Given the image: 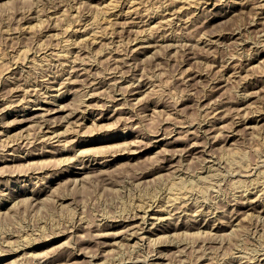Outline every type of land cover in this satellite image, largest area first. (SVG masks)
I'll list each match as a JSON object with an SVG mask.
<instances>
[{
  "label": "rangeland",
  "instance_id": "374dc122",
  "mask_svg": "<svg viewBox=\"0 0 264 264\" xmlns=\"http://www.w3.org/2000/svg\"><path fill=\"white\" fill-rule=\"evenodd\" d=\"M6 1V0H5ZM5 1H3V4L4 5H7V6H3V4L1 5L0 4V24L2 25V26H0V59H1V61L2 62H0V97L2 98V96H3V98L1 99L0 98V108L2 107V108H4V107H6L4 110L2 109V112H1V109H0V119L3 117L2 116V114L3 113H5V111H6V113H9L10 114V116H7L6 117V119H4V121L3 120H0V130H2L3 131V129H4V131L2 132L1 131V133H0V150H1V152H0V158H3V156L4 157H8L9 155H10V153L9 152H14V156H18V154H19V156L18 157H24V156H26V154L29 152V153H32V154H34L33 156H31L30 158H29V160L28 161H30V162H28L27 161V163H29V164H31V165H27V163H26V166H25V162L26 161H16V162H14V164H16V165H14V164H12L13 162H8V163H2L1 161H0V196H2L1 198H0V237H2L3 235H4V237H2L1 239H0V245L2 244V247L0 246V260L2 259V256L4 257L5 255L7 256L9 253H11V252H13L14 250H16L17 248H15V247H17L18 246V244H16V243H19V246L18 247H20V245L22 246V245H25L26 243L27 244H29L30 242H31V244H29V245H36V244H41V243H44V242H46V241H49V240H52L54 237H56V235H58V236H62V238L58 241V242H55L54 244H51V245H49V244H47V245H43V246H41V247H39V248H31L30 249V251H28V253H27V255H25V257H23V255H22V258L23 259H19V261H21V263L20 264H92V263H94V264H96V263H101V264H109V261H111L110 262V264L112 263V264H114L116 261H117V263H118V259L119 260H121V259H123V260H125V261H123V260H121V262H119L118 264H143V262L145 261V260H147L146 258H148V260L147 261H145L144 263L145 264H148V262H149V264L150 263H152V264H156L158 261V264L159 263H161V262H164V263H167L168 261L167 260H169V263L171 262V263H175L177 260H179V261H177L175 264H178V263H180V261L182 260L183 261V259H184V261H183V263L182 264H215V263H219V264H222V263H224V264H227V263H229V264H238V263H240V264H243L244 262V264H264V257H263V252H264V219H262V217L264 218V215H262V213L261 212H263L264 211V201H263V197H264V194H263V192H264V187L262 188V186H264V169H262V168H264V113H262V112H264V63H262L263 62V60H264V40H262L261 41V39H260V37L262 38V39H264V34H263V32H264V16H263V14H264V0H242V1H244L245 2V4H244V2L241 4V0H203V2H202V0L201 1H199V0H192L191 2H190V4H189V2H185L186 0H166V1H162L161 0V2L163 3H160V5H156L155 6V4L153 3V1L154 2H156V0H141V2L139 3V0H135V2H134V0H132L133 2H134V6H135V3H136V5L137 6H139L140 7V9L139 10H137L134 14L136 15H134V14H132L133 16H135V17H137V18H135V17H133L132 15H126V12H128L129 10H130V8H132L133 6V2H131V0H125V2H124V0H115L116 1V3H119V1H120V3H122V4H118L120 7H119V10L122 12V11H124V12H122L123 13V15H122V17H120L119 18V20H117V21H115L114 23H113V25L115 26H113V27H111L109 30L108 29H106L107 31H105V30H103V31H105V32H103V35L105 36H100V38L101 39H99V37L98 38H96V40L94 39V38H92L90 35H84V36H81V34H79V33H75L74 32V30L73 31H71L72 29L71 28H74L77 24H80V23H82L83 21V23H86V21L85 20H89V19H91V16H95V13H96V11L98 12L99 10H97L98 8H99V5L100 4H104V3H107L108 2V0H21V1H19V0H13V1H11V3L9 2V0H8V2L6 1V3H8V4H6V3H4ZM15 1V2H14ZM83 1H85V2H83ZM110 1H114V0H109V2ZM173 1V2H172ZM177 1V2H176ZM181 1H183V2H181ZM194 1V2H193ZM195 1H196V3L199 5V6H196L197 4L195 3ZM226 1H228V2H226ZM237 1H238V3H237ZM13 2V3H12ZM87 2V3H86ZM90 2H91V4H90ZM128 2V3H127ZM131 2V4H129ZM138 2V3H137ZM165 2H167V3H165ZM171 2V3H170ZM180 2V3H179ZM194 4H193V3ZM209 2V3H208ZM217 4H216V3ZM222 4H221V3ZM261 2H263V3H261ZM10 3V4H9ZM86 3V4H85ZM145 3V4H144ZM153 3V4H152ZM168 3H170V4H172V8H170V9H168V10H166V8H164V6L165 7H167V5H168ZM176 4L175 6H174V4ZM178 3V4H177ZM204 3V4H203ZM225 3V4H224ZM228 3V4H227ZM247 3V4H246ZM123 4H125V5H123ZM141 4H143L142 6H141ZM149 4V5H148ZM165 4V5H164ZM188 5V6H185V5ZM215 4V5H214ZM258 4H259V6H258ZM261 4V5H260ZM102 5H100V7L102 6ZM145 5H146V7H145ZM184 6V7H181L180 8V11L178 10L179 8L178 7H180V6ZM191 5H193V6H191ZM214 5V6H213ZM226 5H228V6H226ZM1 6H3V7H1ZM155 6V7H154ZM163 6V7H162ZM223 8H222V7ZM51 7H53V9L55 10H53V9H51ZM125 9H124V8ZM127 7H128V10H127ZM151 7H154V9H153V11L152 10H150L151 9ZM156 7H158V9L156 8ZM160 7V8H159ZM188 7V8H187ZM230 7V8H229ZM257 7H259V8H257ZM62 8V9H61ZM143 8V9H142ZM148 8H149V10H150V13H153L154 12V14H156V16H151V14H148V12H149V10H148ZM175 8V9H174ZM182 8H184V9H182ZM186 8V9H185ZM211 8H214V9H211ZM216 8V9H215ZM51 11H50V10ZM144 9L146 10L147 9V12L145 11L144 12ZM159 9H161L160 11H159ZM177 9V10H176ZM202 9V10H201ZM209 9H211V11L209 10ZM221 9H222V11H221ZM30 10H31V12H30ZM156 10H158V11H156ZM164 10V11H163ZM169 10H174V11H169ZM177 12H176V11ZM182 10V11H181ZM261 10V11H260ZM25 11V12H24ZM32 11H33V13H32ZM45 11H47V12H45ZM50 11V12H49ZM59 11V12H58ZM61 11H63V12H61ZM65 11V12H64ZM90 11V12H89ZM92 11H93V13H92ZM126 11V12H125ZM138 11H139V13H138ZM142 11V12H141ZM155 11H156V13H155ZM167 11V12H166ZM204 11V12H203ZM208 11V12H207ZM215 11H217V12H215ZM219 11V12H218ZM227 11H229V12H227ZM257 11H258V17H257V15H256V13H257ZM29 12V13H28ZM52 12V13H51ZM61 12V13H60ZM165 14H168V15H164V16H162V14L163 13ZM169 12H170V14H169ZM214 12V13H213ZM254 12H255V14H254ZM262 14H261V13ZM24 13H25V16H23L24 15ZM42 13V14H41ZM47 13V14H46ZM57 13V14H56ZM63 13H65L64 15H63ZM147 14V16L145 15V14ZM175 13V14H174ZM216 13V14H215ZM219 13V14H218ZM224 13H225V15H224ZM50 14H54V16L51 18V16L52 15H50ZM58 14H61V15H58ZM75 14H77V17H76V15ZM91 16H90V15ZM137 14L139 15V17L137 16ZM143 14V16L141 17V15ZM158 14H161V15H159L158 16ZM178 16H177V15ZM207 14H211V15H207ZM214 14V15H213ZM22 15V16H21ZM30 17H29V16ZM35 15V16H34ZM37 15H39L38 17H39V19H38V17H36ZM49 15V16H48ZM73 15V16H72ZM82 17V19H81V17ZM85 15V16H84ZM96 15H97V13H96ZM126 15V16H125ZM175 15V16H174ZM181 16V18H180V16ZM20 16H21V18H20ZM35 18H34V17ZM57 16H59L58 18H59V20L57 19ZM61 16V17H60ZM75 16V17H74ZM127 16H129V17H127ZM146 16V17H145ZM158 16V17H157ZM161 16H162V18H161ZM166 16V17H165ZM168 16V17H167ZM170 16H172L171 18H170ZM260 16H262L261 18H260ZM23 17V18H22ZM26 17H28L27 19L29 20V22H28V20H25L26 19ZM41 17V18H40ZM47 18L48 19V17H49V19H52V21L51 20H49V22H46V20L45 19H43V20H41L42 18ZM56 17V18H55ZM84 17V18H83ZM149 17V18H148ZM155 17H157V18H155ZM160 17V18H159ZM164 17L166 18L165 20H163L164 19ZM177 17L180 19H177ZM209 19H208V18ZM255 17V18H254ZM22 19L21 20V22L19 23V21H20V19ZM31 18H33V19H31ZM62 18H65V19H62ZM78 18H80V19H78ZM131 18H133V22L135 21V22H137V23H133L132 21H131ZM167 18H170V19H168L167 20ZM175 18V19H174ZM263 18V19H262ZM17 19H19V20H17ZM25 21H24V20ZM57 19V20H56ZM123 19V20H122ZM129 20L130 19V21H128V24L130 25H128L127 24V20ZM144 19H146V22L144 21ZM148 19V20H147ZM150 19H151V21H150ZM157 21H156V20ZM160 19H162V20H160ZM187 19V20H186ZM255 19V20H254ZM263 21H262V20ZM35 20V21H34ZM38 20L39 21H41L42 23H43V21L44 22H46V23H44V24H42L41 22L39 23L40 24V26H39V24H38ZM78 20H80L79 22H78ZM126 20V21H125ZM137 20V21H136ZM142 20V21H141ZM161 21V25H158V28L156 29V28H153V27H155L154 25L155 24H157V23H159L160 24V22L159 21ZM179 21V22H177V21ZM185 20V21H184ZM31 21V22H30ZM33 21V22H32ZM48 21V20H47ZM51 21V22H50ZM57 21H58V23H57ZM76 21L78 22V23H76ZM82 21V22H81ZM144 21V22H143ZM148 21V22H147ZM156 21V22H155ZM165 23H164V22ZM169 21V22H168ZM193 21V22H192ZM259 21L262 23H259ZM23 22H24V24H23ZM117 22H119L118 24H117ZM142 22V23H141ZM163 22V23H162ZM167 22V23H166ZM184 22H186L188 25H186V23L184 24ZM256 23V24H254V23ZM19 23V24H18ZM22 23V24H21ZM26 23V24H25ZM37 25H36V24ZM48 23H51L50 24V26L48 27ZM55 23H57V25L55 24ZM116 23V24H115ZM121 23H123L122 25H121ZM132 23V24H131ZM138 23H140V24H138ZM170 25H169V24ZM174 23H176V24H174ZM177 23H178V25H177ZM183 23V24H182ZM253 23V24H252ZM18 24V25H17ZM29 24V26L31 25V26H33L34 24V26L35 27H37V28H35L34 26V28H35V30L33 31V34L32 35H28L29 37H27V35H22V34H18V32L19 31H21V29H22V25H23V28L24 27H28L27 25ZM55 24V25H54ZM58 24H59V26H58ZM72 24V25H71ZM124 24L125 25H127V26H125L124 27ZM142 24V26H140ZM145 24V25H144ZM151 24V25H150ZM171 24H172V26H171ZM182 24V25H181ZM25 25V26H24ZM43 25V26H42ZM117 25V26H116ZM138 25V26H137ZM163 25H164V27H163ZM185 25V26H184ZM255 25V26H254ZM5 26V27H4ZM15 26H19V27H16L15 28ZM43 28H42V27ZM51 26H52V29H56L55 31H52V32H50L52 29H51ZM101 26H103V25H100V27ZM119 26V27H118ZM147 26V28L149 29H147V28H145ZM151 26V27H150ZM153 26V27H152ZM184 26V27H183ZM2 27V28H1ZM21 27V28H20ZM39 27H41V28H39ZM45 27H47V28H45ZM54 27V28H53ZM60 29H59V28ZM68 29V31H69V33H68V31H67V29ZM69 27H71L70 29H69ZM104 27V26H103ZM103 27H101V29H105V27L103 28ZM124 27V30L122 29V28ZM132 27V28H131ZM138 27V28H137ZM142 27H144V28H142ZM156 27H157V25H156ZM162 29H161V28ZM169 27V28H168ZM173 27V28H172ZM4 28V29H3ZM5 28H7L9 31H11V32H7L8 30H6ZM11 28V29H10ZM14 28V29H13ZM41 29V30H39V29ZM62 28V29H61ZM115 28V29H117L116 30V35H115V30H113V29ZM122 29V30H119V29ZM130 30H129V29ZM136 30H135V29ZM160 28V29H159ZM1 29H2V31H1ZM13 29V30H12ZM65 29H66V31H65ZM112 29V30H111ZM128 29V30H127ZM133 30V33H131L132 32V30ZM138 29H140V30H138ZM145 31H144V30ZM152 29V30H151ZM160 31H159V30ZM166 29V30H165ZM6 30V31H5ZM14 30H15V33H13L14 32ZM19 30V31H18ZM58 30H60V32L58 31ZM118 30L120 31V32H118ZM134 30H135V32H134ZM144 31L143 33H142V31ZM158 30V31H157ZM162 30V31H161ZM169 32H168V31ZM262 30V31H261ZM36 31V32H35ZM65 31V32H64ZM109 31V32H108ZM111 31H114V32H111ZM122 31V32H121ZM126 31H128V32H126ZM130 31V32H129ZM139 31V32H138ZM140 31H141V33H140ZM151 31V32H150ZM156 31V32H155ZM172 31V32H171ZM260 31V32H259ZM5 32V33H4ZM35 32V33H34ZM71 32V33H70ZM72 32H73V34H74V36H73V34H72ZM91 32H92V30H91ZM91 32L89 33V34H91ZM108 32V33H107ZM110 32L112 33V34H110ZM153 32H155V33H153ZM168 34H166V33ZM223 32V33H222ZM230 32V33H229ZM10 33V34H9ZM12 33V34H11ZM49 34V33H56V34H58V36H60V38L57 36L55 39L53 38L52 40H50V38L49 39H46L45 38V35L46 34ZM65 34V36H62V35H64ZM122 33V34H121ZM129 33V34H128ZM138 33L139 34H141V35H139L138 36ZM152 33V34H151ZM172 33V34H171ZM221 33V34H220ZM229 33V34H228ZM235 33V34H234ZM237 33V34H236ZM259 33V34H258ZM261 33H262V35H261ZM2 34H6L5 36L4 35H2ZM8 34V35H7ZM15 34H17V36H14ZM42 34V35H41ZM44 34V35H43ZM62 34V35H61ZM106 34V35H105ZM108 34H110V36L108 35ZM137 34V35H136ZM143 34V35H142ZM162 36H161V35ZM172 36H171V35ZM234 34V35H233ZM258 34V35H257ZM13 35V36H12ZM34 35V36H33ZM36 35V36H35ZM39 35V36H38ZM42 36V38L43 39H46V40H43L42 38H41V36ZM79 35V36H78ZM115 35V36H114ZM132 35V36H131ZM134 35H135V37H134ZM146 35V36H145ZM154 35H156L155 37H154ZM159 35V36H158ZM165 35H167V36H165ZM182 35V36H181ZM187 35V36H186ZM221 35V36H220ZM261 35V36H260ZM9 36V37H8ZM12 36V37H11ZM24 36V37H23ZM33 36V37H32ZM39 37V39H38V37ZM72 36V37H71ZM86 36V38H85V40H84V38L83 37H85ZM87 36H88V38H87ZM90 36V37H89ZM108 36V37H107ZM144 36V37H143ZM151 36H153L154 38H152ZM164 36V37H163ZM168 36H169V38H168ZM171 36V37H170ZM184 36V37H183ZM186 36V37H185ZM220 36V37H219ZM223 36V37H222ZM234 36V37H233ZM258 36H260L259 37V39L257 38ZM11 37V38H10ZM15 37H16V39L17 40H15ZM35 37V38H34ZM37 37V38H36ZM68 38L69 40H70V45L71 46H69V48H70V50L68 51V53H69V55H66L67 56V58L66 57H63V59L61 58V61H60V58H56V57H54L55 56V54H57V52L59 53V52H61L62 50H64V44L62 43L63 42V40L65 39V38ZM71 37V38H70ZM104 37V38H103ZM114 37V38H113ZM133 37V38H132ZM137 37V38H136ZM147 39H146V38ZM161 37V39L162 40H160L159 38ZM167 37V38H166ZM180 37H181V39H180ZM183 37V38H182ZM189 37V38H188ZM6 38V39H5ZM19 38V39H18ZM32 40H34V41H32ZM74 39V41H75V43H74V41H72L73 39ZM79 38V39H78ZM80 38H81V45L79 44V43H77V42H80ZM89 38H92V39H89ZM108 40H107V39ZM113 38V39H112ZM121 38V39H120ZM123 38V39H122ZM127 38H128V41H127ZM133 40H132V39ZM143 38V39H142ZM149 38H151L150 40H148ZM164 38H166V40H164ZM208 38V39H207ZM219 38H221V39H219ZM8 39V41L7 42H5V40H7ZM22 39V40H21ZM29 39V40H28ZM46 41V42H44L43 43V41ZM58 39V40H57ZM87 39H89V40H87ZM104 39V40H103ZM115 39H117V41H115ZM125 39V40H124ZM129 39H131V40H129ZM156 39H158V40H156ZM178 41H177V40ZM180 39V40H179ZM185 39V40H184ZM207 41H206V40ZM210 39H212L211 41H210ZM219 39V40H218ZM10 40V41H9ZM11 40H12V43H13V41H14V43L11 45L10 43H11ZM36 40V41H35ZM48 40H50L51 42L49 43V41ZM55 40V41H54ZM61 40V41H60ZM79 40V41H78ZM87 40V41H86ZM112 40V41H111ZM134 40H136V42H134ZM140 41V40H147V41H149V42H151L150 44H153L152 46H151V48L150 49H147V50H145L144 51V53L142 52V53H140V52H136V50L134 49L133 50V48L136 46V44L138 43V41ZM156 40V41H155ZM169 40V41H168ZM183 40V41H182ZM214 40H215V44H214ZM216 40L218 41V43L216 42ZM259 40V41H258ZM37 41H38V43H37ZM41 41H42V43H41ZM56 41H59L62 45H60V47H57V46H59V45H57V44H55V43H58L59 44V42H56ZM99 41V42H98ZM114 41V42H113ZM122 41V42H121ZM130 41H131V43H130ZM180 41H181V43H180ZM187 41V42H186ZM204 41V42H203ZM206 41V42H205ZM242 41V42H241ZM244 41V42H243ZM9 42V43H8ZM33 42H35V43H33ZM84 42H87V43H84ZM95 44H94V43ZM101 42V43H100ZM103 42H105V44L103 43ZM109 42V43H108ZM158 42V43H157ZM164 42V43H163ZM170 42V43H169ZM171 42L173 43L174 42V44H171ZM176 42V43H175ZM179 42V43H178ZM189 42V43H188ZM197 42V43H196ZM207 42H209V43H207ZM210 42H212V43H210ZM254 42H256V43H258V44H256V43H254ZM260 42H261V44H260ZM37 43V44H36ZM39 43H41L40 45H38ZM49 43V44H48ZM53 43V44H52ZM72 43H74V44H72ZM117 43H119V45H117ZM121 43V44H120ZM133 43H135V44H133ZM161 43H162V45H161ZM167 43V44H166ZM184 43V44H183ZM192 43V44H191ZM198 43H199V45H198ZM206 45H205V44ZM240 43H244V44H240ZM44 46H46V47H43V45ZM55 44V45H54ZM75 44H77L76 46H75ZM79 44V45H78ZM91 44V45H90ZM94 44V45H93ZM97 44V45H96ZM111 44V45H110ZM132 44H133V46H132ZM165 44V45H164ZM172 46L173 45V47L174 48H172V47H170V45ZM176 44H178L179 46H182V47H179V49L180 50H182V52L180 53V50L178 49V45H176ZM183 44V45H182ZM186 44V45H185ZM187 44H189V45H187ZM256 44V45H255ZM20 45H21V47H20ZM36 45V47H34ZM41 45H42V47H41ZM47 45H49V46H47ZM72 45H73V47H72ZM87 47H86V46ZM90 45V46H89ZM108 45H110L111 47L109 48V46ZM112 45H114V46H112ZM116 45V46H115ZM159 45V46H158ZM162 47H161V46ZM164 45V46H163ZM166 45H167V48H165L166 47ZM192 45V46H191ZM196 47H195V46ZM214 47H213V46ZM243 45V46H242ZM254 45V46H253ZM261 47H260V46ZM89 46V47H88ZM96 46V47H95ZM117 46H118V48H117ZM128 48H127V47ZM177 46V47H176ZM184 46V47H183ZM186 46V47H185ZM189 46H190V48H189ZM205 46V47H204ZM255 46H257V48L255 47ZM26 47H27V50H29L28 48H32V49H30L29 51H27L26 50ZM34 47V48H33ZM42 49H41V48ZM47 47L49 48V49H47ZM52 47V48H51ZM80 47V48H79ZM92 48V50H91V48ZM105 47V48H104ZM108 47V48H107ZM114 47H116V48H114ZM132 47V48H131ZM154 47V48H153ZM242 47V48H241ZM245 47V48H244ZM259 47V48H258ZM15 48H17V49H15ZM20 48V49H19ZM36 48V49H35ZM63 48V49H62ZM72 48L74 49V50H72ZM79 48V49H78ZM82 48V49H81ZM86 48H87V50H86ZM88 48H89V50H88ZM102 48H104V49H102ZM113 48V49H112ZM169 48V49H168ZM184 48H186V49H184ZM194 48V49H193ZM210 48V49H209ZM252 48V49H251ZM254 48V49H253ZM22 50V49H24V50H26L25 52V54L23 53L24 52V50H22V52H20L19 50ZM47 51H46V50ZM52 49H53V51H52ZM83 51H81V50ZM85 49V50H84ZM100 49H102V50H107V49H109V50H107V52L106 51H102V52H100ZM120 49H123L124 51H126V52H124L123 53V50H122V52L121 51H119ZM125 49H127V50H125ZM168 49V50H167ZM176 49V50H175ZM208 49V50H207ZM262 51H261V50ZM11 50V51H10ZM14 50V51H13ZM32 50V51H31ZM35 50V51H34ZM37 50H44L45 52H47V53H45L44 51L42 52V51H40L39 53L37 52ZM51 50V51H50ZM57 52H56V51ZM61 50V51H60ZM77 50V51H76ZM111 50V51H110ZM116 50H118V51H116ZM132 50V52L130 53V51ZM171 50V51H170ZM176 52H175V51ZM179 50V52L177 53V51ZM184 50H187V51H185V52H183ZM190 50V51H189ZM247 52H245V51ZM260 50V51H259ZM19 51V52H18ZM49 51V52H48ZM84 51H86V52H84ZM93 53H92V52ZM114 51V52H113ZM137 53H135V52ZM250 51H252V52H250ZM14 53V55H13V53ZM27 52L29 53V54H27ZM32 52V53H31ZM54 52V53H53ZM78 52H82V53H80V55L81 56H79L78 55ZM88 52V53H87ZM100 52V53H99ZM110 52V53H109ZM119 52V53H118ZM244 52H245V54H244ZM256 52V53H255ZM10 53H12L11 55H10ZM17 53V54H16ZM22 53V55H21V57H19L20 59H19V61L21 60V63L20 62H18V59H16V57H18V55L19 54H21ZM77 53V54H76ZM104 54V55H102V54ZM122 53V54H121ZM128 53V54H127ZM174 53H176V54H174ZM193 53V54H192ZM195 53V54H194ZM249 53V54H248ZM254 53V54H253ZM23 54L25 55V58L23 59ZM44 54V55H43ZM51 54H52V57H51ZM84 54V55H83ZM100 54V55H99ZM108 54V55H107ZM115 54H116V56H115ZM118 54V55H117ZM127 54V55H126ZM129 54H131V55H129ZM136 54V55H135ZM241 54H242V57H240L241 56ZM257 54V55H256ZM260 54V55H259ZM4 57H3V56ZM16 55V56H15ZM28 55V56H27ZM45 55H47V57L45 56ZM75 55V56H74ZM110 55H112L111 57H110ZM136 56V58H135V56ZM205 55V56H204ZM247 55H249V56H247ZM252 55V56H251ZM259 55V56H258ZM13 56H14V58H13ZM27 56V57H26ZM33 56H35V57H33ZM77 56V57H76ZM123 58H122V57ZM127 56V57H126ZM131 56H132V58H131ZM197 56V57H196ZM208 57V59H207V57ZM213 56V57H212ZM231 56H233L232 58H231ZM31 57V58H30ZM39 57V58H38ZM43 57L46 59V61H45V59H43ZM72 59H71V58ZM88 57H89V60L87 61V59H88ZM112 57H114L113 59H114V61H113V59H112V61L110 60ZM118 58V60H120V58L121 59H124V60H126L127 61V59H128V62L126 63V65H125V63H124V65H123V62H126V61H124V60H120L119 62H118V60H117V58ZM134 57V58H133ZM230 57V58H229ZM235 57V58H234ZM239 57V59L236 61L235 59L236 58H238ZM244 57H246V58H244ZM250 57H252V58H250ZM255 57V58H254ZM51 58V59H50ZM66 59V61H65V59ZM69 58V59H68ZM78 58H79V60H83V61H79L78 60ZM80 58H82V59H80ZM92 58H94V59H92ZM107 58V59H106ZM109 58V59H108ZM127 58V59H126ZM212 58V59H211ZM226 58V60H224ZM249 58V59H248ZM5 59V60H4ZM14 59V60H13ZM26 59V61L28 62V63H26V61H24ZM31 59V60H30ZM38 59V60H37ZM49 59V60H48ZM106 59V60H105ZM134 59V60H133ZM228 59V60H227ZM230 59H231V61H230ZM232 59H234V60H232ZM241 59H243L242 61H241ZM245 59H246V61H245ZM257 59V60H256ZM11 60V61H10ZM17 60V61H16ZM28 60H30V61H28ZM33 60V61H32ZM34 60H36V61H34ZM54 60V61H53ZM72 60V61H71ZM74 60V61H73ZM75 60H76V62H75ZM78 60V61H77ZM92 60H94V61H92ZM110 60V61H109ZM116 60H117V63H116ZM136 60V61H135ZM216 60V61H215ZM219 60H221V61H219ZM224 62H223V61ZM248 60V61H247ZM4 61V62H3ZM11 63V62H13V63H9V62ZM14 61H16V62H14ZM23 61V62H22ZM41 61V62H40ZM49 61L51 62V63H49ZM60 61V62H59ZM68 61V62H67ZM108 61H109V63L110 62H112L111 64H109L108 63ZM131 61V62H130ZM134 61L136 62V63H134ZM242 63H240V62ZM244 61V62H243ZM251 61V62H250ZM253 61V62H252ZM262 61V62H261ZM25 62V63H24ZM45 62L47 63V64H45ZM55 62V63H54ZM66 62V63H65ZM71 62V63H70ZM72 62H73V64H72ZM83 62V63H82ZM84 62L85 63H88V64H84ZM90 62H93L92 64L90 63ZM223 62V63H222ZM229 62V63H228ZM234 62V63H233ZM236 62H237V65H235L236 64ZM249 62V64H247ZM40 63V64H39ZM43 63L45 64V65H43ZM55 65H54V64ZM58 63H59V65H58ZM68 63V64H67ZM75 63V64H74ZM114 63V64H113ZM122 63V64H121ZM134 63V64H133ZM213 65H212V64ZM228 63V64H227ZM19 66H18V65ZM30 64V66H28ZM32 64H34V65H32ZM49 64H50V66H49ZM61 64H62V66H61ZM66 64V65H65ZM80 64V65H79ZM84 64V66H82ZM91 66H90V65ZM99 66L98 68L95 66ZM128 64V65H127ZM136 64V65H135ZM221 64H224V65H222L221 66ZM227 64V65H226ZM247 64V65H246ZM253 64H255V66L257 65V67H256V69H253V68H255L254 66H253ZM22 65V66H21ZM32 65V66H31ZM37 67H36V66ZM41 65V66H40ZM49 66V68H48V66ZM75 65V66H74ZM78 65V67H76ZM86 65V66H85ZM93 65V66H92ZM115 65V68L113 67V69L111 68V73H113V74H110V72L108 71L109 69H110V67L111 66H114ZM135 65V66H134ZM210 65H212V66H217V67H213L212 68V66H210ZM232 65V66H231ZM251 65L253 66V68H251ZM10 66V67H9ZM15 66V67H14ZM17 66V67H16ZM26 68H25V67ZM34 66V67H33ZM38 66H39V68H40V70H39V68H38ZM69 66H71V67H69ZM73 66V67H72ZM89 66H90V72H89ZM127 66V67H126ZM210 66V67H209ZM237 66V67H236ZM238 66H239V68H238ZM241 66V67H240ZM250 66V67H249ZM28 67V68H27ZM30 67V68H29ZM43 67V68H42ZM46 67V68H45ZM56 67H57V69H56ZM59 67V68H58ZM66 67V68H65ZM81 69H80V68ZM94 67H95V69H94ZM109 67V68H108ZM222 67H224L225 69H223ZM236 67V73H235V75H231L230 74V72L231 73H233L234 72V68ZM19 68V69H18ZM24 68V69H23ZM75 68V69H74ZM119 68L121 69V71H122V73H125L126 72V75L125 74H122V73H120L121 71L119 70ZM132 68V71L130 70ZM217 68H219V69H217ZM227 68V69H226ZM230 68V69H229ZM232 68V69H231ZM238 68V69H237ZM243 68V69H242ZM247 68H250V69H247ZM19 70V72H18V70ZM28 69V70H27ZM35 69H37V71H34ZM43 69H44V71H43ZM49 69V70H48ZM60 69V70H59ZM66 69V70H65ZM72 69H74V70H72ZM79 69V70H78ZM87 69H88V71H87ZM94 69V70H93ZM97 69V70H96ZM108 69V70H107ZM220 69H222V70H220ZM239 69H241V70H239ZM261 69H263V72H261L262 70ZM17 70V71H16ZM22 70H25V71H22ZM31 70H33V72L31 71ZM42 70V72H41V74H40V71ZM58 70V71H57ZM70 70V71H69ZM117 70V71H116ZM125 70V71H124ZM237 70H239L238 71V75H237ZM255 70H256V73H254L255 72ZM31 71V72H30ZM55 71V72H54ZM57 71V72H56ZM64 71V72H63ZM84 71H85V74H82V73H84ZM93 71H94V74H96V76L93 74ZM114 71V72H113ZM116 71V72H115ZM221 71V73H219ZM223 71H225V72H223ZM249 71V72H248ZM251 71V72H250ZM253 71V72H252ZM29 72V73H28ZM59 72V73H58ZM66 72V73H65ZM71 72V73H70ZM76 72V73H75ZM80 72H82L81 73V75L80 74H78V73H80ZM96 72V73H95ZM104 72H106V73H104ZM109 72V73H108ZM131 72V73H130ZM134 72V73H133ZM202 72V73H201ZM223 72V73H222ZM227 72V73H226ZM241 72H244V73H241ZM13 73V74H12ZM16 73V74H15ZM20 73V74H19ZM24 75H23V74ZM39 73V74H38ZM48 73V74H47ZM50 73V74H49ZM58 73V75H57V77H55L56 76V74ZM73 73V74H72ZM99 73V74H98ZM104 73V74H103ZM107 73H108V76H107ZM117 73V74H116ZM119 73V74H118ZM127 73H129L130 75H128ZM225 73V74H224ZM246 73H250V74H246ZM254 75H253V74ZM10 74V75H9ZM51 74H52V76H51ZM62 74V75H61ZM67 74V75H66ZM70 76H72V77H70ZM77 74V75H76ZM90 74H92L93 75V77H92V75H91V78H90ZM98 74V75H97ZM122 74V75H121ZM190 74V75H189ZM198 74V75H197ZM201 74V75H200ZM218 74V75H217ZM222 74V75H221ZM262 74V75H261ZM12 75V76H11ZM15 75V76H14ZM17 75V76H16ZM22 75V76H21ZM51 77H49V76ZM61 75V76H60ZM64 75H66V76H64ZM88 75V76H87ZM99 75H100V77H99ZM113 75V76H112ZM136 75H137V77H136ZM188 75V76H187ZM219 75H221V76H219ZM225 75V76H224ZM228 75V76H227ZM241 75V76H240ZM246 75V76H245ZM247 75H249V76H247ZM261 75V76H260ZM19 76H20V79H21V81H20V79H19ZM34 76H36L35 77V79H34ZM48 78H47V77ZM54 76V77H53ZM81 78H80V77ZM119 76H120V78H119ZM123 76H125V77H123ZM130 77V79H129V77ZM135 76V77H134ZM187 78H186V77ZM189 76H191V77H189ZM216 76H217V78H216ZM224 76V77H223ZM230 76V77H229ZM232 76V77H231ZM234 76H236V77H234ZM240 76V77H239ZM242 76H244L243 77V79H242ZM250 76H252V77H250ZM255 76H256V78H255ZM10 77V78H9ZM27 77V78H26ZM31 77V78H30ZM41 77V78H40ZM59 77V78H58ZM62 77V78H61ZM66 77V78H65ZM70 77V78H69ZM79 77V78H78ZM85 77L86 79L84 80L83 78ZM104 77V78H103ZM109 77V78H108ZM115 77H116V79H118V80H116L115 79ZM139 77V78H138ZM140 77H142V78H140ZM193 77V78H192ZM226 77H229V78H227L228 80H226ZM247 77V78H246ZM262 77V78H261ZM28 78H30V79H28ZM39 78V79H38ZM44 78V79H43ZM65 78V79H64ZM78 78V79H77ZM92 78H94V79H92ZM98 78H99V80H98ZM135 80H133V79ZM136 78V79H135ZM148 78V79H147ZM192 78V79H191ZM219 78H222V79H219ZM234 78H235V80H234ZM237 78V79H236ZM241 78V79H240ZM249 78V79H248ZM251 78V79H250ZM8 79V80H7ZM10 79V80H9ZM19 79V80H18ZM23 79H25V80H23ZM41 79H42V81H43V83H42V81H41ZM47 79H49V80H47ZM52 79V80H51ZM55 79V80H54ZM62 79H64V80H62ZM67 79H69V81L67 80ZM74 80L73 82H72V80ZM80 79V81L79 82H77L78 80ZM88 79V80H87ZM90 79V80H89ZM97 80V84L95 83V81ZM108 79V80H107ZM111 79V80H110ZM113 79V80H112ZM125 81H124V80ZM127 79V80H126ZM230 79H232V80H230ZM244 79H246V80H244ZM256 79H257V81H256ZM5 80H7L8 82H10V83H8L7 81H5ZM17 80V81H16ZM37 80V81H36ZM95 80V81H94ZM122 80V81H121ZM139 80H141V81H139ZM144 80V81H143ZM217 80V81H216ZM223 80V81H222ZM241 80H243V84H242V81ZM260 82H259V81ZM16 81V82H15ZM25 81V82H24ZM29 81V82H28ZM32 81V82H31ZM52 81V82H51ZM63 83H62V82ZM64 81H67V82H64ZM85 81H86V83H85ZM90 81H92V82H90ZM105 81V82H104ZM108 81V82H107ZM115 81H116V83H115ZM117 81H118V83H117ZM120 81V82H119ZM127 81H128V83H129V86H128V83H127ZM215 81V82H214ZM222 81V82H221ZM245 81V82H244ZM23 82V83H22ZM26 82H28V83H26ZM35 82V83H34ZM46 82H47V84H46ZM53 82H55V83H53ZM58 82V83H57ZM70 82H72V83H70ZM75 82H77V83H75ZM92 84H90V83ZM93 82H94V84H93ZM112 82V84H110ZM132 82V83H131ZM139 84H138V83ZM142 82V83H141ZM226 82V83H225ZM257 82V83H256ZM7 83H8V85H7ZM12 83V84H11ZM15 83H16V85H15ZM20 83V84H19ZM25 83V84H24ZM30 83V84H29ZM41 83V84H40ZM57 83V84H56ZM63 84V86H67V88L66 87H63V86H61L62 84ZM65 83V84H64ZM81 85H80V84ZM86 85H85V84ZM100 83H102V84H100ZM104 83H106V84H104ZM113 83H115V84H113ZM127 83V84H126ZM133 85H131V84ZM137 83V84H136ZM241 83V84H240ZM246 83H248V84H246ZM254 83H256L255 85H254ZM34 84V85H33ZM36 84H38V85H36ZM45 86H44V85ZM55 84V85H54ZM60 84V85H59ZM84 84V85H83ZM87 84H88V86H87ZM141 84V85H140ZM144 84H146L145 86H144ZM210 84V85H209ZM214 86H213V85ZM222 86H221V85ZM244 84H245V86H244ZM250 84V85H249ZM27 87H26V86ZM31 85V86H30ZM40 85V86H39ZM46 85H48V87L46 86ZM54 85V86H53ZM57 85V86H56ZM73 86V89H72V86ZM83 85V86H82ZM98 85H100V86H98ZM110 85V86H109ZM123 85V86H122ZM131 85V86H130ZM12 86V87H11ZM14 86V87H13ZM17 86H19V87H17ZM23 86V87H22ZM37 86V88H35ZM43 86V87H42ZM56 86V87H55ZM59 86V87H58ZM60 86H61V88H60ZM69 86V87H68ZM85 86H86V88H85ZM92 86V87H91ZM95 86H97V87H95ZM106 86V88H104ZM109 86V87H108ZM113 86V88H110V87H112ZM119 86L121 87V88H119ZM124 86H127V88L126 87H124ZM135 86H137V87H135ZM142 86V87H141ZM148 86V87H147ZM254 86V87H253ZM256 86V87H255ZM9 87H11V88H9ZM42 87V88H41ZM51 87H53V88H51ZM95 87V89H93ZM114 87H116V88H114ZM129 87V88H128ZM131 87V88H130ZM147 87V88H146ZM223 87V88H222ZM247 87V88H246ZM27 88V89H26ZM31 88V89H30ZM39 88V89H38ZM45 88H47V89H45ZM75 88V89H74ZM86 89V91H83V90H85ZM89 88V89H88ZM91 88V89H90ZM97 88H98V90H97ZM108 88V89H107ZM109 88H110V90H109ZM118 88H119V91H118ZM124 88V89H123ZM126 88V89H125ZM135 90H140V93L139 94H137V95H133L132 93H131V91L134 93V89ZM144 88H145V90H144ZM148 88H150V89H148ZM209 88V89H208ZM214 88V90H212ZM240 88V89H239ZM256 88V89H255ZM10 89H13L12 91H10ZM22 89V90H21ZM23 89H25V90H23ZM31 91H30V90ZM35 89V90H34ZM40 89H41V91H42V93L44 92L45 93V95H48V96H45V95H42V93H40L41 91H40ZM49 89V90H48ZM67 89H68V92H67ZM80 89V90H79ZM100 89H102L101 91H103V89H104V91L106 90V92L104 93V91L103 92H100ZM111 89H112V92H109V91H111ZM123 89V90H122ZM129 89H133V90H129ZM145 91H143V90ZM239 89V90H238ZM242 89H243V91H242ZM251 89H253V90H251ZM261 89V90H260ZM28 90V91H27ZM44 90V91H43ZM53 90V91H52ZM55 90H56V92H55ZM59 90H63V91H65L66 90V92L67 93H65L66 95V97L64 98V99H61L60 101H58L57 103H53L51 100L53 99V97L58 93V91ZM76 90V91H75ZM96 90V91H95ZM115 90V91H114ZM127 90V91H126ZM146 90H148V91H146ZM216 90V91H215ZM245 90H247V92L245 91ZM249 90V91H248ZM252 92H254V90H256L255 92H256V94H255V92L254 93H251V91ZM8 91H10L9 93H11L10 95H9V93H8ZM27 92V93H24V92ZM33 91V92H32ZM36 91L38 92V93H36ZM46 91V92H45ZM49 91V92H48ZM72 91V92H71ZM94 91V92H93ZM97 91H98V93L99 94H97ZM122 91L124 92V91H126L125 93H126V95L124 94H122ZM129 91V92H128ZM213 91H215V92H213ZM238 91V92H237ZM259 91V92H258ZM35 92V93H34ZM52 92V93H51ZM82 92V93H81ZM92 92H93V94H92ZM210 92V93H209ZM245 92V93H244ZM46 93H48V94H46ZM69 93V94H68ZM78 93H81V94H79V95H81V96H77V94ZM84 93V94H83ZM87 93V94H86ZM103 93V94H102ZM108 93H109V95H108ZM117 93V94H116ZM130 93V94H129ZM212 93H213V95H212ZM239 93V94H238ZM247 93V94H246ZM248 93L250 94V95H248ZM24 94V95H23ZM38 96H37V95ZM92 96H91V95ZM95 94H96V96H95ZM101 94V95H100ZM121 94V95H120ZM129 94V95H128ZM236 94H238L237 96H236ZM252 94H255L254 96H252ZM7 95V96H6ZM12 95V96H11ZM15 95V96H14ZM17 95H18V97H17ZM26 95V96H25ZM40 95V96H39ZM87 95V96H86ZM103 95H105V97L103 96ZM111 95V96H110ZM113 95H115V96H113ZM240 95V96H239ZM24 96V97H23ZM42 96V97H41ZM84 96V97H83ZM103 96V97H102ZM107 96V97H106ZM119 96V97H118ZM122 96H124V97H122ZM129 96V97H128ZM211 96V97H210ZM218 96L219 97V100H217L218 99V97H217V99H215L216 97ZM247 96V97H246ZM10 98V99H8V98ZM14 97V98H13ZM15 97H16V99H15ZM26 97V98H25ZM27 97H30V98H32V99H30V98H27ZM52 97V98H51ZM89 97V98H88ZM109 97H113V98H109ZM117 97V98H116ZM136 97V98H135ZM214 97V98H213ZM240 97V98H239ZM252 97V98H251ZM261 97V98H260ZM6 98V99H5ZM11 98H13V100L11 99ZM35 98H36V100H35ZM84 98V99H83ZM96 98V99H95ZM99 98H101L100 100H99ZM103 98H104V100H103ZM109 98V99H108ZM128 98H130V100L128 99ZM213 98V99H212ZM225 100H224V99ZM3 99H5V100H3ZM20 99H22V100H20ZM24 99H26V100H24ZM32 100V101H29V100ZM46 99V100H45ZM48 99V100H47ZM50 99V100H49ZM90 99H91V101H90ZM106 99H107V102H106ZM111 99V100H110ZM113 99V100H112ZM118 99V100H117ZM124 99V100H123ZM128 99V100H127ZM234 99H236V100H238V101H235ZM242 99H244V100H242ZM246 99V100H245ZM247 99H249V100H247ZM9 101V103L7 102V101ZM15 100L17 101V100H19V101H22V103L19 105V103L20 102H18L17 101V105H16V102H15ZM23 100H24V102H23ZM35 100V101H34ZM43 100V101H42ZM84 100V101H83ZM97 100V101H96ZM122 100L124 101V102H122ZM211 100L214 102H211ZM215 100H217V101H215ZM224 100V101H223ZM105 103H104V102ZM131 101V102H130ZM222 101V102H221ZM226 101V102H225ZM239 101H241V102H239ZM243 101V102H242ZM245 101V102H244ZM247 101V102H246ZM5 102V103H4ZM15 104H14V103ZM28 102H31V103H28ZM39 102V103H38ZM42 102H45V106H46V108H47V106L48 107H51V108H57L58 109V107L60 108V106L61 107H65L64 108V113L66 114L67 112H72L73 113V118L71 119V120H74V121H78V122H80V124L79 123H76V122H72L71 120H70V122H67V121H64L63 120V122L61 121L62 120V114H64L63 112H59V113H55V114H53L54 115V117H53V120H51L52 122V124L51 125H53V124H56V129L58 130V132H61L60 130H62V129H64L65 131H63V132H61V133H63L62 135L64 136H61L60 137V139H61V142H63V143H60V141H57V139H55L54 141H47V140H45L44 139V131L45 130H47L46 128H45V123L43 122V121H40L41 119H38V118H32L33 117V115H30L29 113H31V112H33V110L34 111H39V110H37L38 108H39V105L38 104H40V103H42ZM51 102H52V104H51ZM93 102H97L96 103V105L93 103ZM118 102H120L119 104H118ZM125 102H126V104H125ZM217 102V103H216ZM220 102V103H219ZM240 103V105H243V107L246 109H248L247 111H249L248 113H247V115H249L250 116V123H248L247 124V126H246V124H245V122H241L240 124H241V126H240V124L238 125V123H237V121H238V119L236 118V113H235V115H234V113L233 112H236L235 110H236V106H238L239 105V103ZM248 102H250V103H248ZM10 103H12V104H10ZM80 103V104H79ZM100 103H101V107L99 106L100 105ZM103 103V104H102ZM106 103H107V105H106ZM112 103H114V104H112ZM132 103V104H131ZM216 103V104H215ZM222 103V104H221ZM226 105H225V104ZM235 103V104H234ZM238 103V104H237ZM248 103V104H247ZM10 104V105H9ZM51 104V105H50ZM58 104H59V106H58ZM88 104H91V107H89L90 105H88ZM123 106H122V105ZM213 104H215V105H213ZM4 105H6V106H4ZM7 105H9V108H7L8 106ZM14 106V107H12V106ZM19 105V106H18ZM23 105H25V106H23ZM29 105V106H28ZM31 105V106H30ZM79 105H80V107H79ZM83 105V106H82ZM87 105V106H86ZM92 105H94V106H92ZM110 105V106H109ZM120 107H119V106ZM125 105H126V107H125ZM131 105V106H130ZM217 105V106H216ZM219 105V106H218ZM222 105H224L225 107H226V109L228 108V110H226L225 109V107L224 106H222ZM245 105V106H244ZM246 105H248V106H246ZM253 105V106H252ZM10 106H11V108H10ZM27 106V107H26ZM38 106V107H37ZM123 108H122V107ZM133 106H136L135 108L133 107ZM213 106V107H212ZM220 107L221 108V110L223 111V114L222 115H226V111H228L227 113V115H226V120H225V118H224V121L222 120V122H221V124H223V126L220 124L219 126L221 127V128H223V129H221L220 127L219 128H217V130L215 131H213V133H212V135H210V133H208L210 130L212 131V129L214 128V126H212V124H214V122H212V121H210L209 120V118L207 117L210 113H211V111L214 109V108H216V107ZM25 107V108H24ZM83 107V108H82ZM85 107L87 108L86 110H85ZM103 107V108H102ZM106 107V108H105ZM111 107V108H110ZM117 107V108H116ZM130 107V108H129ZM131 107H133V108H131ZM209 107H212V108H209ZM230 107V108H229ZM234 107H236V108H234ZM249 107V108H248ZM257 107H259V108H257ZM18 108V109H17ZM22 108V109H21ZM24 108V109H23ZM35 108V109H34ZM90 108V109H89ZM96 108H98V109H96ZM102 108V109H101ZM110 108V109H109ZM116 108V109H115ZM121 108H122V110H124V111H122L123 112V114H122V112H121ZM128 108V109H127ZM209 108V109H208ZM234 110H232V109ZM8 109V110H7ZM31 109V110H30ZM83 109H84V111L85 112H83ZM95 109V110H94ZM106 109V110H105ZM114 109V110H113ZM119 109V110H118ZM128 111H127V110ZM135 109V110H134ZM206 109H208V110H206ZM212 109V110H211ZM230 109V110H229ZM250 109L252 110V109H254V110H252L251 111V114H250ZM15 110V111H14ZM17 110V111H16ZM66 110V111H65ZM71 110V111H70ZM75 112H74V111ZM77 110H79V111H77ZM88 110V111H87ZM93 110V111H92ZM97 110V111H96ZM102 110H104L103 112L105 113V114H103V112H102ZM108 110V111H107ZM131 110V111H130ZM207 111V113L208 112H210L209 114H207L206 113V111ZM211 110V111H210ZM256 110V111H255ZM27 111V112H26ZM81 111V112H80ZM92 111V112H91ZM116 111V112H115ZM117 111H119V112H117ZM130 111V112H129ZM155 111V112H154ZM205 111V112H204ZM229 111H233L232 113H230ZM258 111V112H257ZM18 112V113H17ZM24 112V113H23ZM39 112H41V110L39 111ZM107 112V113H106ZM132 112V113H131ZM134 112H136V113H134ZM246 113V110H244L243 111V113ZM118 113V114H117ZM204 113H206L207 115L205 116L204 115ZM225 113V114H224ZM230 113V114H229ZM256 113V114H255ZM257 113H259V114H257ZM261 113V114H260ZM20 114V115H19ZM81 114V115H80ZM89 114H90V116H89ZM115 114V115H114ZM119 114H120V116H119ZM233 114V115H232ZM22 115V116H21ZM80 115V116H79ZM102 115V116H101ZM108 117H107V116ZM110 115V116H109ZM118 115V116H117ZM139 115V116H138ZM204 117H203V116ZM256 115V116H255ZM30 116H32V117H30ZM56 116V117H55ZM57 116H58V118H57ZM78 117V119H77V117ZM112 116V117H111ZM121 116H122V118L123 117H125V118H123V119H125V120H122V118H121ZM135 116V117H134ZM138 116V117H137ZM223 116V117H224ZM229 116H231V118L229 117ZM234 116V117H233ZM10 117V118H9ZM16 117H18V118H16ZM21 117H23V118H30L29 119V121H27V122H23V123H17L18 122V120H20V119H23V118H21ZM59 117H60V119L61 120H59ZM82 117V118H81ZM90 117V118H89ZM101 117V118H100ZM137 117V118H136ZM184 117V118H183ZM201 117H203V118H201ZM205 117H207L206 119H205ZM16 120V122L13 120ZM32 118V119H31ZM57 118V119H56ZM83 118H87L86 120L85 119H83ZM108 118V119H107ZM128 118V119H127ZM180 118H182V119H180ZM201 118V119H200ZM229 118V121H230V123H234L233 125H235V126H233L232 128H233V131L231 130V124L230 123H228L229 121H227V119ZM236 118V119H235ZM254 118V119H253ZM38 119V120H37ZM83 119V120H82ZM99 119V120H98ZM102 119V120H101ZM136 119V120H135ZM184 119V120H183ZM188 119V120H187ZM7 120H9V121H11V122H7ZM57 120V121H56ZM59 120V121H58ZM134 120V121H133ZM181 120V121H180ZM185 122L184 124L186 125L187 124V126H185L182 122L183 121ZM197 120V121H196ZM205 120V121H204ZM233 120V121H232ZM235 120H237V121H235ZM257 120V121H256ZM263 120V121H262ZM6 121V122H5ZM33 121H35V123H38V121H39V123H38V125L40 124V122H41V124H43V125H39V126H36L37 124H33L34 122ZM37 121V122H36ZM53 121L55 122V123H53ZM62 123H61V122ZM85 122L84 124H83V122ZM172 121V122H171ZM175 121V122H174ZM187 121V122H186ZM189 121V122H188ZM196 123H195V122ZM208 121V122H207ZM7 124H10V125H6L5 123ZM14 122V123H13ZM58 124H57V123ZM74 123V124H72V123ZM96 124H98L97 126L95 125V123ZM177 122L179 123V125L177 124ZM181 122V123H180ZM194 122V123H193ZM200 122V123H199ZM204 122V123H203ZM209 122H211L210 124H209ZM256 122V123H255ZM5 124V125H3V124ZM13 123V124H12ZM16 123V124H15ZM25 123V124H24ZM31 124V126H30V124ZM70 123V124H69ZM176 123V124H175ZM191 123H193L192 125H189V124H191ZM198 123H199V125H198ZM224 123H226V124H224ZM227 123L228 124H230V125H227ZM19 124V125H18ZM60 124V125H59ZM62 124H63V126H62ZM82 124V125H81ZM204 124V125H203ZM210 126H209V125ZM15 125H16V127H15ZM23 125V126H22ZM32 125H35L34 127L32 126ZM67 125V126H66ZM71 125H73V126H71ZM75 125V126H74ZM80 127H79V126ZM170 125H172L173 126V128H172V126L170 127ZM178 125V126H177ZM183 125V126H182ZM207 125V126H206ZM225 125H227V128L226 129H224L226 126ZM243 125H245V126H243ZM7 126V127H6ZM25 126V127H24ZM28 126V127H27ZM41 126H42V129H43V131H41V133H40V130H42L41 129ZM66 126V127H65ZM69 126V127H68ZM84 126V127H83ZM133 126V127H132ZM182 128H181V127ZM225 126V127H224ZM228 126H230V128L228 127ZM248 126L249 127H252L253 126V128H249L248 129ZM30 127V128H29ZM33 127V128H32ZM40 128V130H39V128ZM65 127V128H64ZM68 127V132H69V130H70V132H69V134L67 133H65L66 132V128ZM75 128L74 129V131L76 132V133H74L73 132V129L72 128ZM176 128V130H175V128ZM209 127V128H208ZM213 127V128H212ZM246 127V128H245ZM8 128H9V130H8ZM21 128H23V129H21ZM24 128H25V130H24ZM31 130V132H33V135L32 134H29V133H31L30 132V130ZM76 128H78V129H76ZM132 128V129H131ZM133 128L135 129V130H133ZM160 128H161V130H160ZM173 130V132L170 130ZM189 128L190 130H187V129ZM205 128V129H204ZM211 128V129H210ZM19 129H21V130H19ZM29 130V132H28V135H29V138H28V135H27V131ZM38 129V130H37ZM126 129V130H125ZM183 129V130H182ZM193 129H195V130H193ZM198 129V130H197ZM222 131L223 130V133L220 131V130ZM228 129H230V130H228ZM22 130H24V131H22ZM161 131V133H166V134H169L170 135V139H168L169 140V142H172L173 140H180V143H182V145H180V146H174V147H172V146H168V147H166L163 151H162V147H160V148H155V149H152L150 152H148V153H140L139 151H143L146 147H149V145L153 142V140H154V138L157 136V135H159L158 133H160V131ZM164 130H166V131H164ZM179 130H181V131H183V133L181 132V131H179ZM202 132H201V131ZM228 130V131H227ZM236 130H238V131H236ZM9 131V132H8ZM15 131V132H14ZM18 131V132H17ZM39 131V132H38ZM77 131L78 132H81L80 134H82V135H80L79 133H77ZM135 131H137L138 133H140V134H136L137 132H135ZM159 131V132H158ZM164 131V132H163ZM168 131H169V133H168ZM178 131V132H177ZM187 131H190V133H192V134H187L188 132ZM194 133H193V132ZM196 131V132H195ZM200 131V132H199ZM208 131V132H207ZM219 131L221 132L220 133V136H219ZM18 133V134H16L15 135V133ZM125 132H128V135L127 134H124ZM171 132H172V134H171ZM176 132V133H175ZM205 132H206V134H205ZM216 132H218V135H217V133ZM232 132H233V134H232ZM236 132V133H235ZM22 133V134H21ZM24 133H26L25 135H27V136H25L24 135ZM38 133V134H37ZM93 135H92V134ZM130 133V134H129ZM160 133V134H161ZM181 133V134H180ZM200 133V134H199ZM6 134V135H5ZM21 134V136H19ZM86 134V135H85ZM88 134V135H87ZM119 134V135H118ZM145 134L147 135V136H145ZM174 134V135H173ZM186 135V138H185V135ZM209 134V135H208ZM223 134V137H221V135ZM237 136H236V135ZM10 135V137H8ZM14 135V137H13V139H12V136ZM39 135V136H38ZM42 135V137H43V139H39V138H42V137H40ZM77 135H79V136H77ZM121 135V136H120ZM137 135V136H136ZM184 135V136H183ZM192 135V136H191ZM194 135V136H193ZM201 135V136H200ZM204 135V136H203ZM206 135V136H205ZM216 135V136H215ZM232 135V136H231ZM8 138H7V137ZM16 136H17V138H16ZM30 136H31V138H30ZM37 136V137H36ZM73 136V137H72ZM88 136V137H87ZM110 136V137H109ZM118 136V137H117ZM172 136V137H171ZM192 137L193 138V140L194 141H196L195 139H197V144H196V147L195 148H193L192 150H191V154H190V157L187 155V154H184V153H182L183 155H184V157H183V155H179V154H181V152L179 151V152H177V150L176 149H178V147H180L181 149L183 148V147H186L190 142V140L188 139V137ZM197 138H196V137ZM215 136V137H214ZM220 137L219 139H217L218 137ZM231 136V137H230ZM22 138V139H20V138ZM26 137V138H25ZM68 137V138H67ZM81 137V138H80ZM97 137H98V139H97ZM109 137V138H108ZM116 137V138H115ZM135 137H138L137 138V140H134V138ZM204 137V138H203ZM16 138V139H15ZM32 138H34V139H32ZM35 138H36V140H35ZM38 138V139H37ZM64 138V139H63ZM65 138H67V139H65ZM147 138V139H146ZM152 138H153V140H152ZM176 138V139H175ZM183 138V139H182ZM191 138V139H192ZM202 139V141H203V139L204 140H206V138H207V140L206 141H201L200 139ZM212 138V139H211ZM222 138V139H221ZM1 139H3V142H2V140ZM5 139V140H4ZM8 139H9V141H8ZM12 139V140H11ZM21 140L20 142L18 141V140ZM25 139H27L26 140V142H25ZM59 139V140H60ZM75 139H76V142H75ZM91 141H90V140ZM96 139V140H95ZM136 139V138H135ZM142 140V142L141 143H139L140 141H138V140ZM150 139V140H149ZM185 139V140H184ZM215 139V141H212V140H214ZM217 139V140H216ZM16 142H15V141ZM32 140H35L34 142L32 141ZM38 140H39V142H38ZM64 140V141H63ZM66 140H68V141H66ZM79 140H80V142H79ZM131 140H133V142H131ZM183 142H182V141ZM200 140V141H199ZM4 141H5V144L7 143V148H6V146L4 145ZM8 141V142H7ZM18 141V142H17ZM45 141V142H44ZM68 142V143H66V142ZM86 141V142H85ZM135 141H138V142H135ZM199 141V142H198ZM13 142V144H10V143H12ZM24 142V144H22L21 145V143H23ZM28 142V143H27ZM55 142V143H54ZM57 142H59L58 143V145L56 144ZM137 143V144H139V145H137L136 144V146H135V143ZM207 142L208 144H205V143ZM1 143H2V145H3V147H2V145H1ZM26 143V144H25ZM31 143V144H30ZM33 143V144H32ZM35 143V144H34ZM38 145H37V144ZM42 145V146H44V147H42L40 144ZM50 143V144H49ZM87 143V144H86ZM129 143V144H128ZM134 143V144H133ZM186 143V144H185ZM212 143H214V144H212ZM29 144V145H28ZM47 144V145H46ZM49 144V145H48ZM62 144H64V145H66V146H64V145H62ZM133 144V145H132ZM212 144V145H211ZM31 145V146H30ZM47 147H46V146ZM52 145H53V147H52ZM54 145H56L57 146V149H55L56 148V146H54ZM80 145H82V146H80ZM186 145V146H185ZM198 145H201V146H198ZM203 145H206V146H203ZM207 145H208V147H207ZM211 145V146H210ZM12 146H14V148L12 147ZM17 146H18V148H17ZM24 146H25V148H24ZM41 146V147H40ZM58 146H59V148H58ZM75 148H74V147ZM133 146H135L136 147V150H137V152H138V154L136 153V154H134V155H129V151L128 150H134L135 151V147H133ZM213 146V147H212ZM52 147V148H51ZM64 147V148H63ZM65 147H66V149L68 150H66L65 149ZM216 147V148H215ZM13 148V151L12 150H10V149H12ZM15 148H16V151H15ZM21 148H24L25 149V151H24V149H22L21 150ZM63 148V149H62ZM74 148V149H73ZM88 148V150L89 149H92L90 152H92V153H101V151H102V153L100 154L101 156H99L98 155V157L96 158L97 160V162L95 161V158L94 157H88V156H84L85 154H83V153H85L84 151L86 150ZM175 148V150H176V152H175V150H174V152H173V149ZM206 148H207V150H206ZM214 148V149H213ZM5 149V150H4ZM19 149V150H18ZM42 149V150H41ZM46 149H48V150H46ZM49 149H53V151L52 150H49ZM60 149V150H59ZM71 149V150H70ZM83 149V150H82ZM85 149V150H84ZM139 149V150H138ZM166 149H169V150H167L166 151ZM181 149H179V150H181ZM213 149V150H212ZM3 150H4V152H3ZM29 150V151H28ZM43 150H44V152H43ZM77 151V152H74V151ZM83 152V153H81V151ZM119 150V151H118ZM126 150V151H125ZM132 150V151H133ZM212 150V151H211ZM31 151V152H30ZM33 151H35V152H33ZM42 152V153H44V154H40V153H38V152ZM52 151V152H51ZM62 151V152H61ZM71 151V152H70ZM162 151V152H161ZM212 153H211V152ZM16 152V153H15ZM47 152V153H46ZM50 152V153H49ZM54 152H57V153H54ZM67 152V153H66ZM113 152V153H112ZM114 152H116V153H114ZM118 152V153H117ZM119 152H121V153H119ZM124 152V153H123ZM126 152V153H125ZM169 154H168V153ZM209 152H210V154H209ZM3 153V154H2ZM18 153V154H17ZM53 153V154H52ZM76 153V154H75ZM79 153V154H78ZM109 154V157H107L108 156V154ZM113 155H112V154ZM175 153H176V155H178V156H176L175 155ZM179 153V154H178ZM7 154V155H6ZM21 154V155H20ZM56 154V155H55ZM65 154H66V156H65ZM75 154V155H74ZM78 154V155H77ZM81 154H83V155H81ZM104 156H103V155ZM115 154V155H114ZM117 154V155H116ZM127 154V155H126ZM165 154H166V156H165ZM214 154V155H213ZM262 154H263V156H262ZM6 155V156H5ZM42 155V156H41ZM55 155V156H54ZM59 155H60V157H59ZM80 155V156H79ZM107 155V156H106ZM127 157H126V156ZM174 155V156H173ZM261 155V156H260ZM65 156V157H64ZM68 156H70V158L68 157ZM74 156H76V157H74ZM79 156V157H78ZM82 156H84V157H82ZM168 156H170V157H168ZM176 156V157H175ZM205 156H206V158H205ZM215 156V157H214ZM57 157H59V160H61V161H59L58 159L57 160H55ZM66 158L65 160L68 162H66L64 159H60V158ZM71 157H73V162L70 160V162H69V160H68V158L69 159H71ZM104 157V158H103ZM110 157L112 158V159H114L115 158V160L113 161V163L112 164H110V166H106V167H108V168H106V167H103V166H101V164H98V163H102V162H104L106 159H110ZM132 157V158H131ZM166 157V158H165ZM178 157V158H177ZM180 157V158H179ZM187 157V159L185 160V158ZM84 158V159H83ZM86 158V159H85ZM92 158V159H91ZM103 158V159H102ZM172 158V159H171ZM183 158V159H182ZM191 158V159H190ZM216 158V159H215ZM261 158V159H260ZM19 159V158H18ZM31 159V160H30ZM77 159V160H76ZM84 160V162H83V160ZM163 159V160H162ZM171 159V160H170ZM181 160V163L179 162V160ZM206 159V160H205ZM210 159V160H209ZM79 160V161H78ZM86 160V161H85ZM94 160V161H93ZM161 160V161H160ZM165 160V161H164ZM175 160H177L176 162H175ZM208 160V161H207ZM116 161V162H115ZM159 161V162H158ZM187 161V162H186ZM207 162V164H206V162ZM218 162V163H215V162ZM261 161V162H260ZM31 162H33V163H31ZM61 162H63V163H61ZM65 162V163H64ZM82 162H83V164H82ZM93 162V163H92ZM96 162V163H95ZM156 162H158V163H156ZM161 162V163H160ZM167 162V163H166ZM172 162H175L174 164H176V165H174ZM209 162H211V163H213L212 165H214L215 167L213 168V166L211 165V163L208 165V163ZM11 163V164H10ZM19 163H21V164H19ZM59 163H61V165L59 164ZM74 163V164H73ZM89 165H87V164ZM115 163V164H114ZM160 163V164H159ZM173 165H172V164ZM215 163V164H214ZM221 165H220V164ZM5 164H6V166L8 167H6L5 166ZM8 164H9V166L10 165H12V166H8ZM18 164H19V166H22L21 168H19V166H18ZM67 164H69V165H67ZM77 164V165H76ZM85 164V165H84ZM170 164V165H169ZM179 164V165H178ZM187 164V165H186ZM234 164V165H233ZM237 164H238V166H237ZM252 164V165H251ZM257 164V165H256ZM157 165H159V166H157ZM161 165V166H160ZM172 165V166H171ZM181 165H182V168H181ZM186 165V166H185ZM203 165V166H202ZM219 165V166H218ZM249 165H251V166H254V167H248ZM263 165V166H262ZM4 166V167H3ZM18 166V167H17ZM32 166H33V168H32ZM72 166V167H71ZM82 167V166H86V167H88L87 168V170H88V172L90 171L91 172V174H92V177H91V174H90V172H89V174H88V172L86 173V175L88 174L89 175V177H88V179L86 178L87 176L86 175H82L81 176V178H84V179H82V181H78V182H72V178H74L75 176L74 175H71L70 173L71 172H64V171H71V169H74L75 167ZM90 166L92 167V168H90ZM171 166V167H170ZM179 166V167H178ZM183 166H184V168H183ZM207 167V169H206V167ZM209 166H210V168H209ZM221 166V167H220ZM236 166V167H235ZM244 166V167H243ZM259 166H260V168H259ZM16 167V168H15ZM26 167V168H25ZM30 167H31V169H30ZM94 167V168H93ZM100 167V169L98 170V168ZM151 167H152V169H151ZM156 167H162L161 169H159V168H156ZM169 167V168H168ZM174 167H176V168H174ZM186 167V168H185ZM202 167V168H201ZM217 167V168H216ZM238 167V168H237ZM239 167H240V169H239ZM245 167H247V168H245ZM49 168V169H48ZM69 168V169H68ZM95 168H96V170H95ZM105 168H106V170L107 171H105ZM172 168V169H171ZM181 168V169H180ZM205 168V169H204ZM216 169V171H214V170H212V169ZM226 168V169H225ZM242 168V169H241ZM251 168V169H250ZM24 169V170H23ZM26 169V170H25ZM29 169V170H28ZM36 169V170H35ZM68 169V170H67ZM94 171H93V170ZM173 169H177V170H173ZM178 169H180V170H178ZM185 169V170H184ZM188 169V170H187ZM217 169H218V171H217ZM225 169V170H224ZM249 169H250V171H249ZM23 170V171H22ZM28 170V171H27ZM41 170V171H40ZM53 170V171H52ZM75 170V169H74ZM77 170V169H76ZM79 170V169H78ZM101 170H104V171H102L101 172ZM158 170H160V171H157ZM191 171L190 173L189 172H187V171ZM203 170V171H202ZM207 170H209V171H207ZM210 170H211V172H213V173H211L210 172ZM221 170V171H220ZM224 170V171H223ZM240 172H239V171ZM244 170H247L246 172L244 171ZM258 170H259V172H258ZM262 172H261V171ZM16 171H17V173H16ZM31 171V172H30ZM38 171V172H37ZM98 171H100L102 174H98V173H100V172H97ZM206 171H207V174H206ZM244 171V172H243ZM249 171V172H248ZM20 172H21V174H20ZM29 172V173H28ZM48 172H50V173H48ZM59 172V173H58ZM63 172V173H62ZM92 172H95L94 174L92 173ZM106 172V173H105ZM144 174H143V173ZM152 172H153V174H152ZM161 172H162V174H161ZM176 172V173H175ZM187 172V173H186ZM219 172H222V173H219ZM235 172L237 173V174H235ZM252 172V173H251ZM13 173H15L14 175H13ZM26 173H28V174H26ZM56 173H57V175H56ZM105 173V174H104ZM141 173V174H140ZM149 173H151V175L149 174ZM156 173V174H155ZM180 175H179V174ZM183 173V174H182ZM240 173V174H239ZM241 173H244V175L245 176H243V174H241ZM246 173L248 174V175H246ZM257 173H258V175H257ZM20 174V175H19ZM43 176H42V175ZM46 174V175H45ZM52 174V175H51ZM158 174H160V175H162V176H160V178H159V176H158ZM174 174V175H173ZM187 174V177L185 176ZM210 174V175H209ZM232 174H234V175H232ZM240 176H239V175ZM254 174V175H253ZM11 175H13V176H11ZM35 176V178H34V176ZM38 175V176H37ZM50 175V176H49ZM55 177H54V176ZM140 175V176H139ZM153 175L155 176V178H153ZM183 175V176H182ZM191 175V177H189V176ZM195 175V176H194ZM198 175H200V178L198 177ZM209 175V176H208ZM213 177H212V176ZM215 175V176H214ZM217 175V176H216ZM225 175V176H224ZM250 175H252V176H254L253 178H252V176H250ZM10 176H11V178H10ZM32 176V177H31ZM46 176V177H45ZM49 176V178H47ZM107 176V177H106ZM174 176V177H173ZM178 176H179V178H178ZM186 178H185V177ZM204 176H208L207 177V179L205 180L203 177ZM220 176H223V178H219L218 179V177H220ZM239 176V177H238ZM243 176V177H242ZM249 176V177H248ZM257 176V177H256ZM51 177V178H50ZM146 178V180L147 181H145V183H144V179ZM195 177V178H194ZM212 179H211V178ZM215 177V178H214ZM217 177V178H216ZM225 177V178H224ZM246 177H248L247 179H246ZM10 178V179H9ZM19 178V179H18ZM46 178V179H45ZM78 178H80V176L78 177ZM85 178L87 179V180H85ZM105 178V179H104ZM107 178H108V180H107ZM181 178V179H180ZM183 178V179H182ZM190 178V179H189ZM197 178H199V179H197ZM245 179V181H244V179ZM258 178V179H257ZM15 179V180H14ZM35 179V180H34ZM38 179V180H37ZM55 179V180H54ZM72 179V180H71ZM106 180V181H104V180ZM138 179V180H137ZM148 179H151V180H148ZM173 179V180H172ZM180 179V180H179ZM188 179V180H187ZM191 179H192V181H191ZM201 179H204V180H201ZM216 179H217V181H219V182H221V181H223V183L221 184H219V182H217L216 181ZM226 179V180H225ZM239 179H242V181L243 182H245L244 184V187H246V186H248V187H246V188H244L243 187V182L241 181V180H239ZM254 179V180H253ZM257 179V180H256ZM11 181V184H9L10 183V181ZM13 180V181H12ZM34 180V181H33ZM46 180H47V182H46ZM53 182H52V181ZM69 180H71V182L69 181ZM111 181V184H110V182H108V181ZM113 180V181H112ZM137 180V181H136ZM141 180L143 181V182H141ZM176 180V181H175ZM186 181V183L187 184H189L190 182H194L195 180H196V183H198V182H200V181H207V182H205V184H203V185H205L203 188H200V189H198V190H194L193 192H194V194L191 192L190 194H193L192 196L191 195H189V198L187 199L188 201H187V203L185 202V203H183V206H182V204H181V207H180V204H171V203H169L168 201L170 200L169 199V195H171V194H169L168 192L170 191V185H171V183H173L174 181L175 182H179V181ZM199 180V181H198ZM213 180H214V182H216V183H214L213 182ZM252 180V182L250 183V181ZM261 180H262V185H260L259 183L261 182ZM9 181V182H8ZM19 181V182H18ZM31 181V182H30ZM37 181H38V183H37ZM42 181H44V182H42ZM115 181V182H114ZM131 181H133V182H131ZM141 183H144V184H139L140 182ZM149 181V182H148ZM171 181H173V182H171ZM188 181V182H187ZM225 181V182H224ZM234 181H235V183H234ZM237 181V182H236ZM246 181H248V183H250V184H248ZM16 182V183H15ZM34 182V183H33ZM40 182V183H39ZM42 182V183H41ZM81 182H82V184H81ZM107 182V183H106ZM113 182V183H112ZM137 182H139V183H137ZM239 182H242V184L241 183H239ZM23 183V184H22ZM50 183V184H49ZM76 183H78V184H76ZM117 183V184H116ZM124 183H125V185H124ZM195 183V182H194ZM236 183L238 184V186L236 185ZM253 183H255V184H253ZM36 184V185H35ZM38 184V185H37ZM43 184V185H42ZM74 184H76V187H75V185ZM137 184H139L140 185V188L139 187H137V186H139V185H137ZM170 184V185H169ZM211 184V185H210ZM218 184V185H217ZM253 186H252V185ZM52 187H51V186ZM79 185V186H78ZM112 185H114V187H112ZM117 185V186H116ZM198 185H200V184H198ZM212 185L214 186L213 188H212ZM220 185V186H219ZM222 185V186H221ZM252 186V187H250V186ZM261 186L260 187V189H258L259 188V186ZM45 186H47V187H45ZM116 186V187H115ZM134 186V187H133ZM170 186V187H169ZM208 186H211V187H208ZM219 188H217V187ZM235 186V187H234ZM255 186H258V187H255ZM27 187V188H26ZM32 187H34L33 189H32ZM37 187H38V189H37ZM45 187V188H44ZM49 187V188H48ZM136 187V188H135ZM170 189H169V188ZM216 187V188H215ZM239 187V188H238ZM29 188V189H28ZM47 188V189H46ZM114 188H120L119 190H113ZM139 190H138V189ZM214 188H215V190H214ZM241 188H243V190L241 189ZM254 190H253V189ZM256 188V189H255ZM261 188H262V191H261ZM3 189V190H2ZM45 191H44V190ZM168 189V190H167ZM237 189V190H236ZM242 191H241V190ZM14 190V191H13ZM22 190V191H21ZM33 190H37V191H42V194H41V197L39 198L40 199V201L38 200V202H37V200H35V199H32V201H31V198H27V203H25L26 201H24V200H20V199H25L26 197H30L31 195H33V192L32 191ZM123 190V191H122ZM207 192H206V191ZM214 190V191H213ZM250 190V191H249ZM253 190V191H252ZM258 192H257V191ZM9 191V192H8ZM11 191V192H10ZM26 191H28V193L27 194H24V192H26ZM125 191H127V192H125ZM198 191V192H197ZM201 191L203 192V191H205L206 192V194L203 192L202 194H201ZM220 191V192H219ZM238 191V192H237ZM244 191H247V194H246V192H244ZM255 191L257 192L256 193V195H255ZM2 192V193H1ZM130 192V193H129ZM135 192V193H134ZM167 192V193H166ZM240 192V193H239ZM243 192V193H242ZM261 192V193H260ZM5 193V194H4ZM11 193V194H10ZM19 193V194H18ZM45 193V194H44ZM129 193V194H128ZM138 195H137V194ZM140 193V194H139ZM170 193H171V191H170ZM197 193V194H196ZM212 193H215V194H213L212 195ZM236 193V194H235ZM258 193L260 194L259 196L260 197H258ZM3 194V195H2ZM7 194V195H6ZM23 194H24V196H23ZM65 194H67L66 196H65ZM134 194H136L134 197H133V195ZM164 194H166V195H164ZM207 194L209 195V196H211V198L208 196V198H207ZM211 194V195H210ZM217 194V195H216ZM241 194V195H240ZM243 194V195H242ZM10 195L12 196V197H10ZM15 195V196H14ZM17 195V196H16ZM141 195H142V197H141ZM162 195H164V196H162ZM197 196V198H196V196ZM199 195H201V196H199ZM204 195H206L205 197H204ZM263 195V196H262ZM18 196H19V198L20 199H18ZM67 196H69V197H67ZM138 196H140L141 197V199L138 197ZM146 197V199H145V197ZM168 198H166V197ZM216 196V197H215ZM240 196H241V198H240ZM242 196H244L243 198H242ZM258 197L259 199H260V202H258V207H255V208H257V209H253V210H251V212L250 211H247L246 209H244L243 208V206L244 205H242V203H245L246 202V199H248V198H251V200L253 199V198H256V197ZM261 196H262V198H261ZM22 197H25V198H22ZM32 197V196H31ZM43 197V198H42ZM143 197H144V199H143ZM151 197L153 198V200L151 199ZM192 197V198H191ZM194 197V198H193ZM42 198V199H41ZM56 198V199H55ZM66 198V199H65ZM70 198H71V200H70ZM135 198V199H134ZM138 198V199H137ZM148 198V199H147ZM156 198V199H155ZM163 200H162V199ZM166 198V199H165ZM190 198H191V200H190ZM215 198V200L213 201V199ZM14 199H15V201H14ZM30 199V201L32 202V204H31V202L30 201H28ZM60 199V200H59ZM139 199L141 200V201H139ZM143 199V200H142ZM159 199V200H158ZM161 199V200H160ZM198 199V200H197ZM200 199V200H199ZM207 200L208 199V202L207 201H204V200ZM211 199V200H210ZM9 200V201H8ZM13 200V201H12ZM17 200V201H16ZM132 200V201H131ZM134 200V201H133ZM144 200H148L147 202L146 201H144ZM194 200V201H193ZM196 200V201H195ZM201 200H202V202H201ZM210 200V201H209ZM235 200H237V201H239V203L238 202H236ZM19 201V202H18ZM33 201H36V202H33ZM57 201V202H56ZM60 201H62V202H60ZM139 203H141L142 205L143 204H145V203H147V204H145V205H143L144 206V208H143V206H141V204H138V202ZM150 201H151V203H150ZM157 201H158V203H157ZM164 201V202H163ZM243 201H245V202H243ZM3 202V203H2ZM10 204H9V203ZM18 203V205L19 204H21L22 203V205H19V206H17V208L15 209V205ZM24 202V203H23ZM30 202V203H29ZM60 202V203H59ZM132 202H133V204H132ZM167 202V203H166ZM188 202H190V203H188ZM195 202H197V204H195ZM206 202V203H205ZM213 202H216V204L214 203H211ZM64 203H65V205H64ZM66 203H67V206H66ZM68 203H70L69 205H68ZM160 203V204H159ZM196 205V206H198V207H196L194 204ZM234 203V204H233ZM15 204V205H14ZM24 204H26V205H24ZM63 206H66V208L64 207V209L62 208V205ZM131 204L134 206L133 208H132V206H131ZM138 206H137V205ZM153 204V205H152ZM156 204V205H155ZM158 204V205H157ZM187 204H189V205H187ZM193 204V205H192ZM200 204H201V206H200ZM205 204V205H204ZM241 204V205H240ZM263 204V205H262ZM13 205H14V207H13ZM162 205H164V208L167 210H165L164 208H163V206ZM176 205V206H175ZM178 205V206H177ZM185 205H187V206H185ZM9 206L11 207H13V209H12V207L11 208H9ZM59 206H61V207H59ZM75 206H77V207H75ZM140 206V207H139ZM146 206V207H145ZM158 206V208H156ZM173 206V207H172ZM189 206V207H188ZM200 206V207H199ZM205 206V207H204ZM212 206V207H211ZM214 206V207H213ZM257 206V205H256ZM135 207H137V208H135ZM148 207V208H147ZM162 209H161V208ZM172 207V208H171ZM178 207H180V210L182 211L183 209V212L181 213V212H179L180 210H179V208ZM182 207H183V209H182ZM185 207V208H184ZM192 207V208H191ZM216 207V208H215ZM230 207V208H229ZM233 207L235 208V209H233ZM238 207V208H237ZM12 209V211L10 210V211H8L9 209ZM60 208V209H59ZM71 208V209H70ZM140 208V209H139ZM141 208H142V210H141ZM152 208V209H151ZM160 208V210L161 211H165V213H164V211L161 213L162 215H161V217L163 218V219H161V220H159V221H157V220H154V219H150L145 225V228L147 229L148 227L151 229H160V228H162V227H166V224L167 225H171L172 224V226L173 225H175V223H177L176 225L178 226V227H185L184 229H183V231H179V233L181 234H179V236H177V238L179 239H176V236L175 237H172V238H170V239H167L168 241H172V242H169V245L168 244H166L167 242V240L165 241L164 240V243L163 242H161V240H156L157 238L156 237H158L157 235L156 236H153V235H151V233H144V232H140V231H138L139 233L138 234H136V236L135 237H130L131 238V240H130V238H129V240L128 239H126V238H128L129 236H131V235H125V234H121L120 235V239L119 238H116V237H114L115 239H112L111 237H109V236H98L102 231H103V233H104V231L105 232H107V233H109V234H112V231L114 230V231H116V233H117V231H120L122 228H116V227H110V225H111V223L112 224H114V223H117V221H121V220H123V221H126L127 222V220L128 221H132V220H134V219H136V217H137V215H143V214H146V212H147V210H157V209H159ZM167 208H170V210H168ZM175 208V209H174ZM191 208V209H190ZM200 208V209H199ZM203 208V209H202ZM207 208V209H206ZM208 208H209V210H208ZM214 208V209H213ZM219 208H220V211H219ZM242 208V209H241ZM15 209V210H14ZM62 209V210H61ZM77 209H78V211H77ZM135 209V210H134ZM145 210V212H144V210ZM186 209V210H185ZM188 209V210H187ZM199 210V212H201V213H198V210ZM217 209V210H216ZM237 209V210H236ZM240 209V210H239ZM263 209V210H262ZM174 210H176V211H174ZM195 210H196V212H195ZM207 210V211H206ZM210 210H213V211H210ZM225 210V211H224ZM234 212H233V211ZM242 210L244 211V212H246V213H243L242 212ZM260 210H261V212H260ZM4 211H8V213L6 212V214H8V215H6V214H4L5 212ZM131 211V212H130ZM150 211H148L147 212V214L149 215V213H150ZM171 211V213H172V211H173V213H174V215H173V213L171 214V215H169V212ZM188 211H189V214H188ZM191 211V212H190ZM194 211V212H193ZM203 211H205V212H203ZM239 211H241V212H239ZM252 211H253V213H252ZM257 211H259V212H257ZM2 212H3V216H1L2 215ZM10 212V213H9ZM126 212H129V213H126ZM185 212H187V213H185ZM193 212V213H192ZM227 212V213H226ZM229 212V213H228ZM230 212L232 213V214H230ZM248 212H250V215L248 216ZM123 213H125V214H123ZM138 213V214H137ZM141 213V214H140ZM180 215H179V214ZM209 214V215H207V214ZM215 213V215H213V217H212V214H214ZM218 213V214H217ZM234 213V214H233ZM237 213V214H236ZM252 213V214H251ZM257 213H258V215H260V216H258V220H257ZM261 213V214H260ZM123 214V215H122ZM127 214L129 215V216H127ZM136 214V215H135ZM177 214V215H176ZM182 214V215H181ZM184 214V215H183ZM192 214H195V215H192ZM197 214V215H196ZM200 216H199V215ZM220 214V215H219ZM224 214V215H223ZM230 214V215H229ZM235 214L237 215L236 217H237V221H239L241 218H242V220H240V222H237V221H235V219H236V217H235ZM264 214V213H263ZM119 217H118V216ZM125 215V216H124ZM132 215V216H131ZM171 216V217H168V216ZM186 215V216H185ZM191 215V216H190ZM205 215V216H204ZM244 215V216H243ZM247 215V216H246ZM5 216V217H4ZM127 216V217H126ZM136 216V217H135ZM177 216V217H176ZM184 216H185V218L187 217V220L184 218ZM190 216V217H189ZM197 216V217H196ZM207 216V217H206ZM217 218H216V217ZM225 216V217H224ZM228 216H230V217H228ZM233 218H232V217ZM254 218H253V217ZM83 219H82V218ZM101 217H102V219H101ZM104 217V218H103ZM115 217V218H114ZM118 217V218H117ZM124 219H123V218ZM130 217V218H129ZM132 217V218H131ZM193 217H196V218H193ZM206 217V218H205ZM215 217V218H214ZM220 217V218H219ZM245 217H247V218H245ZM249 217V218H248ZM253 219H252V218ZM261 217V220L259 219ZM82 220H81V219ZM100 218V219H99ZM127 218V219H126ZM134 218V219H133ZM168 218V219H167ZM171 218V219H170ZM175 218V219H174ZM181 218V219H180ZM188 218H191V219H188ZM206 220H205V219ZM213 218H214V220H213ZM222 218H224V220L222 219ZM235 218V219H234ZM104 219V220H103ZM115 219H116V221H115ZM119 219V220H118ZM132 219V220H131ZM172 219H173V221L174 222H172ZM182 219H184L183 221H182ZM218 219V220H217ZM221 219V220H220ZM229 219V220H228ZM232 219V220H231ZM239 219V220H238ZM78 220V222H75V221H77ZM83 220H85V221H83ZM96 220H98V221H96ZM100 220V221H99ZM102 220V221H101ZM154 220V221H153ZM177 220H179L178 222H177ZM181 220V221H180ZM195 220H197L196 222H195ZM206 221V223H205V221ZM213 220V221H212ZM225 220H227V222L225 221ZM263 220V221H262ZM72 221V222H71ZM157 221V222H156ZM191 221V222H190ZM201 221V222H200ZM216 221V222H215ZM218 221V222H217ZM235 222V224H234V222ZM88 223L90 226H86V225H88V224H86V223ZM99 222H101V224L99 223ZM162 222V223H161ZM164 222V223H163ZM189 223V225H187V223ZM195 222V223H194ZM199 222H200V224H202L203 222V224L202 225H211V226H213L212 224H216L217 223V228H219L218 229V231H216V230H214V231H208V229H206V232L205 233H207V232H209V233H207V236L206 235H204V232H200L201 233V235L203 236V238H202V236L199 234V232L197 231L196 233H198L197 235L198 236H196L195 234V231H190L189 232V230H186V228H188L192 223V225L193 226H195V225H198L199 224ZM208 222V223H207ZM214 222V223H213ZM222 224H221V223ZM72 225V226H76V224L77 223H81L80 224V226H81V228H80V226H79V224H77V226L79 227V228H77V226L76 227H72L70 224ZM76 223V224H75ZM154 223H155V225H154ZM157 223V224H156ZM197 223V224H196ZM220 223V224H219ZM227 223V224H226ZM238 223V224H237ZM69 224V227L72 229H70L67 225ZM86 224V225H85ZM105 224H107V225H105ZM109 224V225H108ZM184 224V225H183ZM226 226H225V225ZM230 224H231V226H230ZM93 225V226H92ZM96 225H101L100 227H99V229L97 228V226ZM152 225H154V227L152 226ZM219 225L221 226L222 225V227H219ZM224 225V226H223ZM228 225V226H227ZM238 225V228L236 227ZM60 226V227H59ZM66 226V227H65ZM106 226V228H104ZM107 226H109V227H107ZM156 226H158V228L156 227ZM193 226H191V227H193ZM233 226V227H232ZM55 227H57V229L55 228ZM59 227V228H58ZM65 228V230H67L68 232H69V234H68V232L67 231H63L64 230V228ZM69 229H68V228ZM84 227V229H82ZM104 228V230H103V228ZM160 227V228H159ZM226 229H225V228ZM230 227V228H229ZM236 227V228H235ZM63 228V229H62ZM86 228V229H85ZM95 228H97V229H95ZM101 228V229H100ZM109 228V229H108ZM149 228H148V230H149ZM190 228V227H189ZM221 228H223L222 230L223 231H221ZM232 228H234L235 230H232ZM29 229H30V231H29ZM45 229V230H44ZM58 229H60V231L58 230ZM79 229V230H78ZM106 229V230H105ZM117 229V230H116ZM237 229V230H236ZM23 230L25 231V232H23ZM33 232H32V231ZM41 230L43 231L44 230V232L43 233H40L41 232ZM71 230V231H70ZM73 230H74V232H73ZM94 230V231H93ZM186 230V231H185ZM231 230V231H230ZM75 231H76V233H78V238H77V234H76V236H75ZM79 231V232H78ZM100 231V232H99ZM109 231V232H108ZM111 231V232H110ZM114 231H113V234H114ZM144 231H147V230H145L144 229ZM185 231V232H184ZM205 231V230H204ZM221 231V232H220ZM229 231H230V233H229ZM31 232H32V234L34 235V236H32V234H31ZM56 234H55V233ZM60 232V233H59ZM92 232V233H91ZM187 232H189L188 234H193V232H194V236L192 235L191 236V234L190 235H188V234H184V233H187ZM214 232V235L212 236L211 235V233H213ZM216 232V233H215ZM224 232V234H222ZM226 232V233H225ZM229 234H228V233ZM233 232V233H232ZM16 233H18V235L16 234ZM20 233V234H19ZM22 233V234H21ZM24 233V234H23ZM28 233V234H27ZM37 233V234H36ZM55 235H54V234ZM63 233V234H62ZM93 233H95V235L97 234V236L96 237H94L95 235L93 234ZM102 233V234H103ZM107 233H105V234H107ZM141 233V234H140ZM182 233H183V235H182ZM14 234V235H13ZM51 234V235H50ZM52 234H53V236H52ZM59 234H61V235H59ZM74 234V235H73ZM101 234V235H102ZM209 234H210V236H209ZM221 234V235H220ZM226 234H228V235H226ZM9 235V236H8ZM13 235V236H12ZM21 235V236H20ZM25 237H24V236ZM28 237H27V236ZM35 235H36V237H35ZM39 235V236H38ZM69 237H68V236ZM104 235V234H103ZM138 235H144L143 237H145L144 238V240H141V237L140 236H138ZM146 235H148V236H146ZM218 235H220V236H218ZM11 236H12V239H11ZM32 236V237H31ZM43 236H44V240H43ZM51 236V237H50ZM72 236V237H71ZM127 236V237H126ZM160 236V235H159ZM204 236H206V237H204ZM217 236H218V238H217ZM23 237V238H22ZM30 237V238H29ZM71 237V239H69ZM73 237H74V239H73ZM80 237H82V239L80 238ZM89 237H91V238H89ZM105 237V238H104ZM125 239H123V238ZM140 237V238H139ZM153 237H154V239H153ZM214 237H215V239H214ZM5 238V239H4ZM15 238H16V240H15ZM18 238H19V241H18ZM22 238V239H21ZM29 240V241H26L27 239ZM34 238V239H33ZM41 238V239H40ZM46 238H47V240H46ZM85 238V239H84ZM87 238H88V240H87ZM150 238H152L153 240H151L150 241ZM183 238H184V240H183ZM212 238H213V241H212ZM4 239V240H3ZM7 239V240H6ZM10 239V240H9ZM25 239V240H24ZM33 239V240H32ZM35 239H36V241H35ZM40 239V240H39ZM67 239L68 240H71V241H69V242H67ZM73 239V240H72ZM76 239V240H75ZM78 239H79V241H78ZM91 239V240H90ZM133 239V240H132ZM148 239V240H147ZM173 239V240H172ZM176 239V240H175ZM6 240V241H5ZM14 241V243H12L13 241ZM24 242H23V241ZM84 240H85V242H84ZM111 240V241H110ZM114 240H118L117 242H115ZM120 240V241H119ZM138 240V241H137ZM187 242H186V241ZM9 241V244L8 243H6V242H8ZM21 241V242H20ZM67 243H66V242ZM76 241V242H75ZM77 241H78V243H77ZM81 241V243H79ZM135 241H137L138 243H136L135 245L137 246V248H136V246L134 247V243H135ZM145 241V242H144ZM150 241V245H149V242ZM155 242L154 244L153 243H151V242ZM173 241H175V242H173ZM179 241V242H178ZM216 241V242H215ZM10 242L12 243V245L11 246H13L14 244L16 245H14L13 246V248H10ZM29 242V243H28ZM34 244H33V243ZM62 242V243H61ZM63 242H65V244L62 246L61 244H63ZM111 242V243H110ZM116 243V244H113L112 245V243ZM121 242V243H125V244H120L121 245V249L119 248L120 247V245H118L119 243ZM142 244H146L147 246L145 247V245H141L140 243ZM158 242V243H157ZM181 242V243H180ZM190 242V243H189ZM211 242V243H210ZM24 243V244H23ZM61 243V244H60ZM69 243H71V246L70 245H66V244H69ZM74 244V246H72L73 244ZM110 243V244H109ZM128 243V244H127ZM131 243V244H130ZM160 243V245H158ZM172 243V244H171ZM175 243V244H174ZM184 243V244H183ZM188 243L190 244V245H188ZM4 244H6L5 245V247H3L4 246ZM8 244V245H7ZM26 244V245H27ZM57 244V245H56ZM157 244V246H154V245H156ZM178 244V245H177ZM204 244V245H203ZM55 245V246H54ZM59 245V246H58ZM60 245L62 246V247H60ZM125 247H124V246ZM149 245V246H148ZM167 245V246H166ZM175 245V246H174ZM186 246V245H188V248H187V246L186 247H184V246ZM75 246H77L76 248H74ZM79 246V247H78ZM129 246H130V248H129ZM132 246V247H131ZM152 246V247H151ZM154 246V247H153ZM159 246V247H158ZM181 246H182V249L184 248L185 249V251H184V249L182 250L181 249V251L179 250L180 248H181ZM191 246H192V248H191ZM9 248V250H6V249H8ZM56 247V248H55ZM59 249H58V248ZM64 247V248H63ZM134 247V248H133ZM140 249H139V248ZM178 247H180V248H178ZM55 248V249H54ZM135 248H136V250H135ZM147 248V249H146ZM154 248V249H153ZM160 250H159V249ZM178 248V249H177ZM204 248V249H203ZM207 248H208V250H207ZM118 249V250H117ZM120 249V250H119ZM124 249V250H123ZM130 249V250H129ZM144 251H143V250ZM165 249V250H164ZM166 249L168 250V251H166ZM11 250H13V251H11ZM55 250V251H54ZM127 250V251H126ZM133 250V251H132ZM153 250H154V252L156 253V254H154V252H153ZM156 250V251H155ZM202 252H201V251ZM7 251H8V253H7ZM52 251L55 253V254H53L52 253ZM56 251L58 252V254L56 253ZM118 251V252H117ZM122 251V252H121ZM129 251V252H128ZM135 251V252H134ZM140 251V252H139ZM141 251H142V253H141ZM149 251V252H148ZM159 252V254H158V252ZM180 252V256H182V257H180L179 256V252ZM198 251V252H197ZM204 251H207V253H204ZM2 252H4V253H2ZM32 252V253H31ZM127 252L128 253H131L130 255L129 254H127ZM132 252H133V259H131L132 258ZM140 254H138V253ZM144 252H145V254H144ZM152 252V253H151ZM165 252V253H164ZM183 252L185 253V254H183ZM262 252V253H261ZM2 253V254H1ZM6 253V254H5ZM53 254V255H51V254ZM100 253V254H99ZM120 253V254H119ZM122 253V254H121ZM161 253H163V254H165V256L163 255V254H161ZM202 253H204V254H202ZM260 253V254H259ZM32 254H33V256H32ZM48 254V255H47ZM57 254V255H56ZM59 254H61V255H59ZM96 254H99V255H96ZM116 254H117V256H116ZM127 256H126V255ZM136 254H138V255H136ZM144 254V255H143ZM147 254L149 255V256H147ZM154 254V255H153ZM157 254H158V256H162V258H158V256H157ZM183 254V255H182ZM206 254V255H205ZM262 254V255H261ZM77 255V256H76ZM95 255L97 256V257H95ZM101 255V256H100ZM119 255V256H118ZM122 257H121V256ZM123 255H125V256H123ZM135 255H136V257H135ZM241 255L243 256V255H245L244 257H245V259L246 260H244V257H242L241 258ZM253 255H255V256H253ZM31 256V257H30ZM48 256V257H47ZM93 256V257H92ZM140 256L142 257V258H144V259H140ZM185 256V257H184ZM202 256H203V258H202ZM206 256V257H205ZM239 256V257H238ZM260 256V257H259ZM21 257V256H20ZM51 259H50V258ZM111 257H112V259H111ZM115 257H118L117 259L115 258ZM120 257V258H119ZM154 257V258H153ZM166 257V258H165ZM179 259H178V258ZM199 257H200V259L202 258L203 260H200L199 259ZM205 257V258H204ZM236 257V258H235ZM249 257H251V258H249ZM259 257V258H258ZM6 258H9V257H6ZM27 260H26V259ZM45 258V259H44ZM94 258H96V259H94ZM98 258V259H97ZM99 258H103V259H100L99 260ZM104 258H107V260H104ZM127 258V259H126ZM129 258V259H128ZM138 260H137V259ZM175 258H177V260L175 259ZM182 258V259H181ZM252 259V260H249V259ZM254 258V259H253ZM262 258V259H261ZM13 259V260H12ZM11 259V261H14V258H12ZM24 259L26 260V261H24ZM92 259V260H91ZM115 259H116V261H115ZM136 259V260H135ZM141 261H140V260ZM150 259V260H149ZM164 259H165V261H164ZM185 259H187L188 261H186ZM237 261H235V260ZM241 261H240V260ZM256 259H257V261H256ZM261 259V260H260ZM4 260V261H3ZM36 260V261H35ZM95 260V261H94ZM109 260V261H108ZM114 260V261H113ZM129 260H133V261H129ZM143 260V261H142ZM163 260V261H162ZM172 260H174V261H172ZM240 262H239V261ZM10 258L9 259H2L1 260V262H0V264L2 263V264H10ZM19 261H16V262H14V264H19L18 262ZM90 261V262H89ZM93 261V262H92ZM97 261V262H96ZM105 262V263H102V262ZM108 261V262H107ZM113 261V262H112ZM135 261V262H134ZM155 261V262H154ZM191 261V262H190ZM221 261H223L222 263H221ZM227 262V263H225V262ZM229 261V262H228ZM249 261V262H248ZM251 261V262H250ZM253 261V262H252ZM260 261V262H259ZM26 262V263H25ZM45 262V263H44ZM123 262V263H122ZM125 262V263H124ZM128 262H131V263H128ZM186 262V263H185ZM213 262V263H212ZM173 263V264H174ZM11 264H13V263H11ZM116 264V263H115Z\"/></svg>",
  "mask_w": 264,
  "mask_h": 264
},
{
  "label": "bare ground",
  "instance_id": "6f19581e",
  "mask_svg": "<svg viewBox=\"0 0 264 264\" xmlns=\"http://www.w3.org/2000/svg\"><path fill=\"white\" fill-rule=\"evenodd\" d=\"M3 1H5V0H0V4H1V5L3 4ZM6 1L8 2V0H6ZM6 1H5L4 3H6ZM11 1H13V0H9L10 3H11ZM19 1H21V0H19ZM85 1H86V0H85ZM85 1H83V2H85ZM88 1H89V0H88ZM91 1H92V0H91ZM93 1H94V0H93ZM104 1H105V0H104ZM126 1H127V0H126ZM128 1H129V0H128ZM162 1H163V0H162ZM164 1H166V0H164ZM167 1H168V0H167ZM173 1H174V0H173ZM173 1H172V2H173ZM177 1H178V0H177ZM177 1H176V2H177ZM191 1H192V0H186L185 2H186V3L189 2V4H190ZM199 1H201V0H199ZM204 1H205V0H204ZM210 1H211V0H210ZM220 1H221V0H220ZM228 1H229V0H228ZM228 1H226V2H228ZM232 1H233V0H232ZM235 1H236V0H235ZM241 1H242V0H241ZM244 1H245V0H244ZM244 1H242L241 4H242ZM14 2H15V1H14ZM124 2H125V0H124ZM131 2H133V1L131 0ZM131 2H130L129 4H131ZM134 2H135V0H134ZM134 2H133V5L131 4L133 7L130 8V10H129L128 12L125 11V12H126V15H132V14H134L137 10L140 9V7L136 5V3H135V6H134ZM140 2H141V0H139V3H140ZM181 2H183V1H181ZM193 2H194V1H193ZM193 2H192V3H193ZM202 2H203V0H202ZM233 2H234V1H233ZM263 2H264V1H263ZM263 2H261V3H263ZM10 3H9V4H10ZM12 3H13V2H12ZM86 3H87V2H86ZM86 3H85V4H86ZM119 3H120V1H119ZM119 3H116L115 0H114V1H110V2H109V0H108L107 3H104L103 5L100 4V5H102V6L100 7V5H99V8L97 9V10H99V11H98V12L96 11L97 15H96V13H95V16H91V15L89 14V15L91 16V19H89V20H85L86 23H83L84 21H83V22L81 21L82 23L77 24L74 28L69 27V29L71 28V29H72V30L70 29L71 31L74 30L75 33H79V34H81V36H84V35H90V36H91L92 38H94L95 40H96V38H98V37H99V39H101L100 36H101V35L104 36V35H103V32L107 31L106 29L109 30L111 27H113V26H114L113 23H114L115 21L119 20L120 17H122V15H123L122 12H124V11L121 12V11L119 10V7H120V6L118 5ZM127 3H128V2H127ZM137 3H138V2H137ZM141 3H142V2H141ZM153 3H154L155 6H156V5H160V3H162V2H161V0H156V2L153 1ZM153 3H152V4H153ZM165 3H167V2H165ZM170 3H171V2H170ZM170 3H168L167 7L164 6V8H166V10L172 8V7H171L172 4H170ZM179 3H180V2H179ZM183 3H184V2H183ZM195 3H196V1H195ZM208 3H209V2H208ZM215 3H216V2H215ZM220 3H221V2H220ZM237 3H238V1H237ZM6 4H8V3H6ZM90 4H91V2H90ZM120 4H122V3H120ZM144 4H145V3H144ZM162 4H163V3H162ZM173 4H174V3H173ZM177 4H178V3H177ZM193 4H194V3H193ZM196 4H197V3H196ZM203 4H204V3H203ZM216 4H217V3H216ZM221 4H222V3H221ZM224 4H225V3H224ZM227 4H228V3H227ZM238 4H239V3H238ZM244 4H245V2H244ZM246 4H247V3H246ZM263 4H264V3H263ZM123 5H125V4H123ZM142 5H143V4H141V6H142ZM148 5H149V4H148ZM164 5H165V4H164ZM175 5H176V4H174V6H175ZM184 5H185V4H184ZM214 5H215V4H214ZM214 5H213V6H214ZM260 5H261V4H260ZM3 6H7V5H4V4H3ZM3 6H1V7H3ZM155 6H154V7H155ZM160 6H161V5H160ZM185 6H188V5H185ZM191 6H193V5H191ZM196 6H199V5L197 4ZM226 6H228V5H226ZM258 6H259V4H258ZM142 7H143V6H142ZM145 7H146V5H145ZM154 7H151L150 10L153 11ZM162 7H163V6H162ZM181 7H184V6L182 5V6L178 7V8H179V9H178L179 11H180V8H181ZM221 7H222V6H221ZM259 7H260V6H259ZM259 7H257V8H259ZM123 8H124V7H123ZM146 8H147V7H146ZM152 8H153V9H152ZM156 8L158 9V7H156ZM159 8H160V7H159ZM187 8H188V7H187ZM222 8H223V7H222ZM229 8H230V7H229ZM51 9H53V7H51ZM54 9H55V8H54ZM54 9H53V10H54ZM61 9H62V8H61ZM124 9H125V8H124ZM142 9H143V8H142ZM174 9H175V8H174ZM182 9H184V8H182ZM185 9H186V8H185ZM211 9H214V8H211ZM211 9H209V10L211 11ZM215 9H216V8H215ZM49 10H50V9H49ZM127 10H128V7H127ZM148 10H149V8H148ZM150 10H149L148 14H151V16H153V17L156 16V14H154V12H153V13H150ZM160 10H161V9H159V11H160ZM176 10H177V9H176ZM176 10H175V11H176ZM201 10H202V9H201ZM50 11H51V10H50ZM50 11H49V12H50ZM54 11H55V10H54ZM145 11L147 12V9H146V10L144 9V12H145ZM156 11H158V10H156ZM156 11H155V13H156ZM163 11H164V10H163ZM169 11L171 12V11H174V10H169ZM181 11H182V10H181ZM221 11H222V9H221ZM260 11H261V10H260ZM24 12H25V11H24ZM30 12H31V10H30ZM45 12H47V11H45ZM58 12H59V11H58ZM61 12H63V11H61ZM61 12H60V13H61ZM64 12H65V11H64ZM89 12H90V11H89ZM141 12H142V11H141ZM166 12H167V11H166ZM170 12H169V14H170ZM176 12H177V11H176ZM203 12H204V11H203ZM207 12H208V11H207ZM215 12H217V11H215ZM218 12H219V11H218ZM227 12H229V11H227ZM28 13H29V12H28ZM32 13H33V11H32ZM51 13H52V12H51ZM92 13H93V11H92ZM138 13H139V11H138ZM162 13H163V12H162ZM171 13H172V12H171ZM213 13H214V12H213ZM260 13H261V12H260ZM41 14H42V13H41ZM46 14H47V13H46ZM56 14H57V13H56ZM64 14H65V13H63V15H64ZM121 14H122V15H121ZM139 14H140V13H139ZM144 14H145V13H144ZM165 14H166V13H165ZM165 14L163 13L162 16H164ZM174 14H175V13H174ZM215 14H216V13H215ZM218 14H219V13H218ZM254 14H255V12H254ZM258 14H259V13H258V11H257V13H256L257 17H258ZM261 14H262V13H261ZM50 15H52L51 18L54 16V14H50ZM58 15H61V14H58ZM75 15H76V17H77V14H75ZM126 15H125V16H126ZM134 15H135V14H134ZM145 15L147 16V14H145ZM159 15H161V14H158V16H159ZM166 15H168V14H166ZM176 15H177V14H176ZM207 15L209 16V15H211V14H207ZM213 15H214V14H213ZM224 15H225V13H224ZM21 16H22V15H21ZM21 16H20V18H21ZM23 16H25V13H24ZM28 16H29V15H28ZM34 16H35V15H34ZM34 16H33V17H34ZM38 16H39V15H37L36 17H38ZM48 16H49V15H48ZM72 16H73V15H72ZM79 16H80V15H79ZM81 16H82V15H81ZM81 16H80V17H81ZM84 16H85V15H84ZM132 16H133V15H132ZM135 16H136V15H135ZM135 16H133V17H135ZM137 16L139 17L138 14H137ZM142 16H143V14L141 15V17H142ZM146 16H145V17H146ZM158 16H157V17H158ZM162 16H161V18H162ZM174 16H175V15H174ZM177 16H178V15H177ZM179 16H180V15H179ZM211 16H212V15H211ZM263 16H264V14H263ZM29 17H30V16H29ZM58 17H59V16H57V19L59 20ZM60 17H61V16H60ZM74 17H75V16H74ZM127 17H129V16H127ZM157 17H155V18H157ZM165 17H166V16H165ZM165 17H164L163 20L166 19ZM167 17H168V16H167ZM171 17H172V16H170V18H171ZM209 17H210V16H209ZM261 17H262V16H260V18H261ZM20 18H19V19H20ZM22 18H23V17H22ZM27 18H28V17H26L25 20H28ZM34 18H35V17H34ZM40 18H41V17H40ZM55 18H56V17H55ZM83 18H84V17H83ZM135 18H137V17H135ZM148 18H149V17H148ZM159 18H160V17H159ZM170 18H167V20L170 19ZM172 18H173V17H172ZM180 18H181V16H180ZM207 18H208V17H207ZM254 18H255V17H254ZM19 19H17V20H19ZM31 19H33V18H31ZM38 19H39V17H38ZM43 19L46 20L47 18H46V17H45V18L43 17L41 20H43ZM57 19H56V20H57ZM62 19H65V18H62ZM78 19H80V18H78ZM81 19H82V17H81ZM157 19H158V18H157ZM174 19H175V18H174ZM177 19H179V18L177 17ZM208 19H209V18H208ZM262 19H263V18H262ZM262 19H261V20H262ZM21 20H22V19H20L19 23L21 22ZM23 20H24V19H23ZM25 20H24V21H25ZM39 20H40V19H39ZM39 20H38V24L41 22V21H39ZM47 20H48V21H47ZM47 20H46V22H49V20L52 21V19H49V17H48ZM122 20H123V19H122ZM126 20H127V19H126ZM126 20H125V21H126ZM132 20H133V18H131V21H132ZM147 20H148V19H147ZM155 20H156V19H155ZM160 20H162V19H160ZM179 20H180V19H179ZM186 20H187V19H186ZM254 20H255V19H254ZM34 21H35V20H34ZM51 21H50V22H51ZM59 21H60V20H59ZM79 21H80V20H78V22H79ZM128 21H130V19L127 20V24H128ZM136 21H137V20H136ZM141 21H142V20H141ZM144 21L146 22V19H144ZM144 21H143V22H144ZM150 21H151V19H150ZM156 21H157V20H156ZM156 21H155V22H156ZM158 21H159V20H158ZM176 21H177V20H176ZM184 21H185V20H184ZM262 21H263V20H262ZM262 21H261V22H262ZM28 22H29V20H28ZM30 22H31V21H30ZM32 22H33V21H32ZM46 22L43 21V23H42V22H41V23L44 24V23H46ZM78 22L76 21V23H78ZM132 22H133V21H132ZM147 22H148V21H147ZM159 22H160V24L157 23V24L154 25L155 27H153V26H152V27L157 29V28H158V25H161V21H159ZM163 22H164V21H163ZM163 22H162V23H163ZM168 22H169V21H168ZM177 22H179V21H177ZM192 22H193V21H192ZM261 22L259 21V23H261ZM263 22H264V21H263ZM19 23H18V24H19ZM57 23H58V21H57ZM57 23H55V24L57 25ZM118 23H119V22H117V24H118ZM133 23L135 24V23H137V22L134 21ZM141 23H142V22H141ZM164 23H165V22H164ZM166 23H167V22H166ZM185 23H186V22H184V24H185ZM253 23H254V22H253ZM253 23H252V24H253ZM18 24H17V25H18ZM21 24H22V23H21ZM23 24H24V22H23ZM25 24H26V23H25ZM35 24H36V23H35ZM35 24H34V25H35ZM46 24H47V23H46ZM50 24H51V23H48V27L50 26ZM55 24H54V25H55ZM115 24H116V23H115ZM119 24H120V23H119ZM119 24H118V25H119ZM122 24H123V23H121V25H122ZM131 24H132V23H131ZM138 24H140V23H138ZM168 24H169V23H168ZM174 24H176V23H174ZM182 24H183V23H182ZM182 24H181V25H182ZM254 24H256V23H254ZM261 24H262V23H261ZM34 25H33V26H34ZM36 25H37V24H36ZM44 25H45V24H44ZM71 25H72V24H71ZM100 25H103V26L105 27V29H101V27H103V26L100 27ZM128 25H129V24H128ZM144 25H145V24H144ZM150 25H151V24H150ZM156 25H157V27H156ZM169 25H170V24H169ZM177 25H178V23H177ZM186 25H188V24L186 23ZM0 26H2V25L0 24ZM24 26H25V25H24ZM27 26H28V27H24V28H23V25H22V29H21V31L18 30V31H19L18 34H19V35H20V34H22V35H27V37H29L30 35L33 34V31L35 30V28L38 27V26H37V27L34 26V27H35V28H34V27L31 26V25L29 26V24H28ZM39 26H40V24H39ZM42 26H43V25H42ZM42 26H41V27H42ZM58 26H59V24H58ZM116 26H117V25H116ZM125 26H127V25L124 24V27H125ZM129 26H130V25H129ZM137 26H138V25H137ZM140 26H142V24H141ZM171 26H172V24H171ZM184 26H185V25H184ZM184 26H183V27H184ZM254 26H255V25H254ZM4 27H5V26H4ZM16 27H19V26H15V28H16ZM41 27H39V28H41ZM104 27H103V28H104ZM114 27H115V26H114ZM118 27H119V26H118ZM124 27H123V28L121 27V28L124 30ZM127 27H128V26H127ZM150 27H151V26H150ZM163 27H164V25H163ZM1 28H2V27H1ZM20 28H21V27H20ZM39 28H38V29H39ZM42 28H43V27H42ZM45 28H47V27H45ZM53 28H54V27H53ZM58 28H59V27H58ZM65 28H66V27H65ZM121 28H120L119 30H122ZM125 28H126V27H125ZM131 28H132V27H131ZM137 28H138V27H137ZM142 28H144V27H142ZM145 28H147V26H146ZM148 28H149V27H148ZM148 28H147V29H148ZM160 28H161V27H160ZM160 28H159V29H160ZM168 28H169V27H168ZM172 28H173V27H172ZM3 29H4V28H3ZM5 29L8 30L7 28H5ZM10 29H11V28H10ZM13 29H14V28H13ZM13 29H12V30H13ZM51 29H52V26H51ZM56 29H57V28H56ZM56 29H55V30H56ZM59 29H60V28H59ZM61 29H62V28H61ZM66 29H67V28H66ZM66 29H65V31H66ZM112 29H113V28H112ZM112 29H111V30H112ZM128 29H129V28H128ZM128 29H127V30H128ZM134 29H135V28H134ZM159 29H158V30H159ZM161 29H162V28H161ZM6 30H5V31H6ZM39 30H41V29H39ZM55 30L52 29L50 32L55 31ZM91 30H92V32H91ZM103 30H105V31H103ZM113 30H115V35H116V30H117V29L114 28ZM119 30H118V32H120ZM123 30H122V31H123ZM129 30H130V29H129ZM131 30H132V29H131ZM135 30H136V29H135ZM135 30H134V32H135ZM138 30H140V29H138ZM143 30H144V29H143ZM145 30H146V29H145ZM145 30H144V31H145ZM148 30H149V29H148ZM151 30H152V29H151ZM158 30H157V31H158ZM165 30H166V29H165ZM1 31H2V29H1ZM3 31H4V30H3ZM3 31H2V32H3ZM58 31L60 32V30H58ZM65 31H64V32H65ZM67 31H68V29H67ZM122 31H121V32H122ZM141 31H142V30H141ZM141 31H140V33H141ZM144 31H142V33H143ZM146 31H147V30H146ZM159 31H160V30H159ZM161 31H162V30H161ZM167 31H168V30H167ZM261 31H262V30H261ZM7 32H11V31L8 30ZM35 32H36V31H35ZM35 32H34V33H35ZM61 32H62V31H61ZM61 32H60V33H61ZM90 32H91V34H89ZM108 32H109V31H108ZM108 32H107V33H108ZM111 32H114V31H111ZM111 32H110V34H112ZM126 32H128V31H126ZM129 32H130V31H129ZM138 32H139V31H138ZM150 32H151V31H150ZM155 32H156V31H155ZM155 32H153V33H155ZM168 32H169V31H168ZM171 32H172V31H171ZM259 32H260V31H259ZM4 33H5V32H4ZM13 33H15V30H14ZM31 33H32V34H31ZM68 33H69V31H68ZM70 33H71V32H70ZM75 33H74V34H75ZM105 33H106V32H105ZM131 33H133V30H132ZM165 33H166V32H165ZM222 33H223V32H222ZM229 33H230V32H229ZM229 33H228V34H229ZM0 34H1V33H0ZM9 34H10V33H9ZM11 34H12V33H11ZM29 34H30V35H29ZM58 34H59V33H58ZM58 34H56V33H49V34H48V33H47V34L45 35V38H46V39H49V38H50V40H52L53 38L55 39V38L58 36ZM63 34H64V33H63ZM72 34H73V32H72ZM74 34H73V36H74ZM110 34H108V35L110 36ZM121 34H122V33H121ZM128 34H129V33H128ZM151 34H152V33H151ZM166 34H167V33H166ZM171 34H172V33H171ZM171 34H170V35H171ZM220 34H221V33H220ZM234 34H235V33H234ZM234 34H233V35H234ZM236 34H237V33H236ZM258 34H259V33H258ZM258 34H257V35H258ZM263 34H264V32H263ZM2 35L5 36L6 34H2ZM7 35H8V34H7ZM28 35H29V36H28ZM41 35H42V34H41ZM41 35H40V36H41ZM43 35H44V34H43ZM59 35H60V34H59ZM61 35H62V34H61ZM105 35H106V34H105ZM115 35H114V36H115ZM136 35H137V34H136ZM139 35H141V34L138 33V36H139ZM142 35H143V34H142ZM160 35H161V34H160ZM162 35H163V34H162ZM162 35H161V36H162ZM167 35H168V34H167ZM167 35H165V36H167ZM261 35H262V33H261ZM261 35H260V36H261ZM12 36H13V35H12ZM12 36H11V37H12ZM14 36H17V34H15ZM33 36H34V35H33ZM33 36H32V37H33ZM35 36H36V35H35ZM38 36H39V35H38ZM38 36H37V37H38ZM62 36H65V34L62 35ZM78 36H79V35H78ZM90 36H89V37H90ZM102 36H101V37H102ZM131 36H132V35H131ZM145 36H146V35H145ZM155 36H156V35H154V37H155ZM158 36H159V35H158ZM171 36H172V35H171ZM171 36H170V37H171ZM181 36H182V35H181ZM186 36H187V35H186ZM186 36H185V37H186ZM220 36H221V35H220ZM220 36H219V37H220ZM260 36H258L257 38L259 39ZM8 37H9V36H8ZM11 37H10V38H11ZM23 37H24V36H23ZM37 37H36V38H37ZM58 37L60 38V36H58ZM71 37H72V36H71ZM71 37H70V38H71ZM74 37H75V36H74ZM104 37H105V36H104ZM104 37H103V38H104ZM107 37H108V36H107ZM134 37H135V35H134ZM139 37H140V36H139ZM143 37H144V36H143ZM151 37L154 38L153 36H151ZM163 37H164V36H163ZM183 37H184V36H183ZM183 37H182V38H183ZM222 37H223V36H222ZM233 37H234V36H233ZM34 38H35V37H34ZM41 38H42V36H41ZM64 38H65V37H64ZM83 38H84V40H85L86 36L83 37ZM87 38H88V36H87ZM92 38H89V39H92ZM113 38H114V37H113ZM113 38H112V39H113ZM132 38H133V37H132ZM132 38H131V39H132ZM136 38H137V37H136ZM145 38H146V37H145ZM147 38H148V37H147ZM147 38H146V39H147ZM166 38H167V37H166ZM166 38H164V40H166ZM168 38H169V36H168ZM188 38H189V37H188ZM5 39H6V38H5ZM18 39H19V38H18ZM30 39H31V38H30ZM38 39H39V37H38ZM42 39H43V38H42ZM42 39H41V40H42ZM46 39H43V40H46ZM60 39H61V38H60ZM72 39H73V38H72ZM78 39H79V38H78ZM89 39H87V40H89ZM106 39H107V38H106ZM120 39H121V38H120ZM122 39H123V38H122ZM131 39H129V40H131ZM142 39H143V38H142ZM150 39H151V38H149L148 40H150ZM159 39L162 40L161 37H160ZM169 39H170V38H169ZM180 39H181V37H180ZM180 39H179V40H180ZM207 39H208V38H207ZM219 39H221V38H219ZM219 39H218V40H219ZM260 39H261V41L264 40V39H262L261 37H260ZM15 40H17L16 37H15ZM15 40H14V41H15ZM21 40H22V39H21ZM28 40H29V39H28ZM31 40H32V39H31ZM43 40H42V41H43ZM50 40H48L49 43L51 42ZM57 40H58V39H57ZM82 40H83V39H82ZM82 40H81V38H80V42H77V43L80 44ZM87 40H86V41H87ZM92 40H93V39H92ZM97 40H98V39H97ZM97 40H96V41H97ZM103 40H104V39H103ZM107 40H108V39H107ZM124 40H125V39H124ZM132 40H133V39H132ZM156 40H158V39H156ZM156 40H155V41H156ZM176 40H177V39H176ZM184 40H185V39H184ZM205 40H206V39H205ZM211 40H212V39H210V41H211ZM7 41H8V39L5 40V42H7ZM9 41H10V40H9ZM14 41H13V43H14ZM32 41H34V40H32ZM35 41H36V40H35ZM42 41H41V43H42ZM46 41H47V40H46ZM46 41H43V43L46 42ZM52 41H53V40H52ZM54 41H55V40H54ZM60 41H61V40H60ZM72 41H74V39H73ZM78 41H79V40H78ZM111 41H112V40H111ZM115 41H117V39H115ZM127 41H128V38H127ZM137 41H138V40H137ZM168 41H169V40H168ZM177 41H178V40H177ZM182 41H183V40H182ZM206 41H207V40H206ZM206 41H205V42H206ZM212 41H213V40H212ZM258 41H259V40H258ZM56 42H59V41H56ZM98 42H99V41H98ZM113 42H114V41H113ZM121 42H122V41H121ZM128 42H129V41H128ZM134 42H136V40H134ZM186 42H187V41H186ZM203 42H204V41H203ZM216 42L218 43L217 40H216ZM241 42H242V41H241ZM243 42H244V41H243ZM262 42H263V41H262ZM8 43H9V42H8ZM13 43H12V40H11V43H10V44L12 45ZM33 43H35V42H33ZM37 43H38V41H37ZM37 43H36V44H37ZM41 43H39L38 45H40ZM46 43H47V42H46ZM49 43H48V44H49ZM62 43L64 44V45H63V46H64V50H62V51L60 50L61 52H59V53L55 50V51L57 52V54H55V56H54V57H56V58H60V61H61V58L63 59V57H66V58H67L66 55H69L70 52L68 53V51H69L70 48H71V47L69 48V46H71V45H70V40H69L68 38H65V39L63 40ZM74 43H75V41H74ZM74 43H72V44H74ZM84 43H87V42H84ZM93 43H94V42H93ZM95 43H96V42H95ZM95 43H94V44H95ZM100 43H101V42H100ZM103 43L105 44V42H103ZM108 43H109V42H108ZM130 43H131V41H130ZM150 43H151V42H149V41H147V40H140V41H138V43L136 44V46L133 48V50L135 49L137 53H138V52H140V53L143 52V53H144L145 50L150 49L151 46L154 44V43H153V44H150ZM157 43H158V42H157ZM163 43H164V42H163ZM169 43H170V42H169ZM175 43H176V42H175ZM178 43H179V42H178ZM180 43H181V41H180ZM188 43H189V42H188ZM196 43H197V42H196ZM207 43H209V42H207ZM210 43H212V42H210ZM219 43H220V42H219ZM219 43H218V44H219ZM254 43H256V42H254ZM52 44H53V43H52ZM55 44L59 45V46H57V47H60V45H62L60 42H59V44H58V43H55ZM55 44H54V45H55ZM79 44H78V45H79ZM94 44H93V45H94ZM120 44H121V43H120ZM133 44H135V43H133ZM133 44H132V46H133ZM155 44H156V43H155ZM155 44H154V45H155ZM166 44H167V43H166ZM171 44H174V42H173V43L171 42ZM183 44H184V43H183ZM183 44H182V45H183ZM191 44H192V43H191ZM204 44H205V43H204ZM214 44H215V40H214ZM240 44H244V43H240ZM256 44H258V43H256ZM256 44H255V45H256ZM260 44H261V42H260ZM42 45H43V44H42ZM42 45H41V47H42ZM76 45H77V44H75V46H76ZM80 45H81V44H80ZM90 45H91V44H90ZM90 45H89V46H90ZM96 45H97V44H96ZM110 45H111V44H110ZM110 45H108L109 48L111 47ZM117 45H119V43H117ZM161 45H162V43H161ZM161 45H160V46H161ZM164 45H165V44H164ZM164 45H163V46H164ZM169 45H170V44H169ZM176 45H178V44H176ZM185 45H186V44H185ZM187 45H189V44H187ZM198 45H199V43H198ZM205 45H206V44H205ZM261 45H262V44H261ZM263 45H264V44H263ZM47 46H49V45H47ZM81 46H82V45H81ZM85 46H86V45H85ZM89 46H88V47H89ZM112 46H114V45H112ZM115 46H116V45H115ZM158 46H159V45H158ZM191 46H192V45H191ZM194 46H195V45H194ZM196 46H197V45H196ZM196 46H195V47H196ZM212 46H213V45H212ZM242 46H243V45H242ZM253 46H254V45H253ZM259 46H260V45H259ZM20 47H21V45H20ZM34 47H36V45H35ZM34 47H33V48H34ZM37 47H38V46H37ZM37 47H36V48H37ZM41 47H40V48H41ZM43 47H46V46L43 45ZM49 47H50V46H49ZM72 47H73V45H72ZM86 47H87V46H86ZM95 47H96V46H95ZM126 47H127V46H126ZM128 47H129V46H128ZM128 47H127V48H128ZM161 47H162V46H161ZM170 47L174 48L173 45H172V46L170 45ZM176 47H177V46H176ZM179 47H182V46H179V45H178V49H179ZM183 47H184V46H183ZM185 47H186V46H185ZM204 47H205V46H204ZM213 47H214V46H213ZM255 47L257 48V46H255ZM260 47H261V46H260ZM36 48H35V49H36ZM51 48H52V47H51ZM79 48H80V47H79ZM79 48H78V49H79ZM90 48H91V47H90ZM104 48H105V47H104ZM104 48H102V49H104ZM107 48H108V47H107ZM114 48H116V47H114ZM117 48H118V46H117ZM131 48H132V47H131ZM153 48H154V47H153ZM165 48H167V45H166ZM189 48H190V46H189ZM241 48H242V47H241ZM244 48H245V47H244ZM258 48H259V47H258ZM15 49H17V48H15ZM19 49H20V48H19ZM19 49H18V50H19ZM28 49L30 50V49H32V48H28ZM41 49H42V48H41ZM47 49H49V48L47 47ZM62 49H63V48H62ZM68 49H69V50H68ZM81 49H82V48H81ZM81 49H80V50H81ZM102 49H100V52H102V51H106V52H107V50H109V49H107V50H102ZM112 49H113V48H112ZM168 49H169V48H168ZM168 49H167V50H168ZM184 49H186V48H184ZM193 49H194V48H193ZM209 49H210V48H209ZM251 49H252V48H251ZM253 49H254V48H253ZM22 50H24V49H22ZM22 50H19V51L22 52ZM26 50H27V47H26ZM26 50H24V52H23L24 54L26 53V52H25ZM29 50H27V51H29ZM32 50H33V49H32ZM32 50H31V51H32ZM45 50H46V49H45ZM72 50H74V49L72 48ZM84 50H85V49H84ZM86 50H87V48H86ZM88 50H89V48H88ZM91 50H92V48H91ZM101 50H102V51H101ZM122 50H123V49H120L119 51L122 52ZM125 50H127V49H125ZM175 50H176V49H175ZM175 50H174V51H175ZM179 50H180V49H179ZM179 50L177 51V53L179 52ZM207 50H208V49H207ZM260 50H261V49H260ZM260 50H259V51H260ZM10 51H11V50H10ZM13 51H14V50H13ZM19 51H18V52H19ZM34 51H35V50H34ZM40 51H42V50H40ZM40 51L37 50L38 53H39ZM43 51H44V50H43ZM43 51H42V52H43ZM46 51H47V50H46ZM50 51H51V50H50ZM52 51H53V49H52ZM70 51H71V50H70ZM76 51H77V50H76ZM81 51H82V50H81ZM89 51H90V50H89ZM110 51H111V50H110ZM116 51H118V50H116ZM170 51H171V50H170ZM185 51H187V50H184L183 52H185ZM189 51H190V50H189ZM244 51H245V50H244ZM261 51H262V50H261ZM29 52H30V51H29ZM44 52H45V51H44ZM48 52H49V51H48ZM82 52H83V51H82ZM82 52H78V55L81 56L80 53H82ZM84 52H86V51H84ZM91 52H92V51H91ZM100 52H99V53H100ZM113 52H114V51H113ZM124 52H126V51L123 50V53H124ZM131 52H132V50L130 51V53H131ZM134 52H135V51H134ZM136 52H135V53H136ZM175 52H176V51H175ZM181 52H182V50H180V53H181ZM245 52H246V51H245ZM245 52H244V54H245ZM247 52H248V51H247ZM247 52H246V53H247ZM250 52H252V51H250ZM12 53H13V52H12ZM12 53H10V55H11ZM31 53H32V52H31ZM45 53H47V52H45ZM53 53H54V52H53ZM87 53H88V52H87ZM92 53H93V52H92ZM107 53H108V52H107ZM109 53H110V52H109ZM118 53H119V52H118ZM137 53H136V54H137ZM185 53H186V52H185ZM255 53H256V52H255ZM16 54H17V53H16ZM24 54H23V59L25 58V55H24ZM27 54H29V53L27 52ZM39 54H40V53H39ZM47 54H48V53H47ZM76 54H77V53H76ZM101 54H102V53H101ZM121 54H122V53H121ZM127 54H128V53H127ZM127 54H126V55H127ZM136 54H135V55H136ZM174 54H176V53H174ZM192 54H193V53H192ZM194 54H195V53H194ZM248 54H249V53H248ZM253 54H254V53H253ZM13 55H14V53H13ZM21 55H22V53L19 54L18 57H16V59H18V62H20V63H21V60H22V59L19 61V59H20L19 57H21ZM43 55H44V54H43ZM83 55H84V54H83ZM99 55H100V54H99ZM102 55H104V54H102ZM107 55H108V54H107ZM117 55H118V54H117ZM129 55H131V54H129ZM135 55H134V56H135ZM256 55H257V54H256ZM259 55H260V54H259ZM259 55H258V56H259ZM0 56H1V55H0ZM2 56H3V55H2ZM15 56H16V55H15ZM27 56H28V55H27ZM27 56H26V57H27ZM45 56L47 57V55H45ZM69 56H70V55H69ZM74 56H75V55H74ZM111 56H112V55H110V57H111ZM115 56H116V54H115ZM204 56H205V55H204ZM247 56H249V55H247ZM251 56H252V55H251ZM3 57H4V56H3ZM33 57H35V56H33ZM51 57H52V54H51ZM76 57H77V56H76ZM121 57H122V56H121ZM126 57H127V56H126ZM196 57H197V56H196ZM206 57H207V56H206ZM212 57H213V56H212ZM232 57H233V56H231V58H232ZM240 57H242V54H241ZM0 58H1V57H0ZM13 58H14V56H13ZM30 58H31V57H30ZM38 58H39V57H38ZM70 58H71V57H70ZM113 58H114V57H112L110 60L112 61ZM116 58H117V57H116ZM122 58H123V57H122ZM131 58H132V56H131ZM133 58H134V57H133ZM135 58H136V56H135ZM229 58H230V57H229ZM234 58H235V57H234ZM242 58H243V57H242ZM244 58H246V57H244ZM250 58H252V57H250ZM254 58H255V57H254ZM43 59H45V58L43 57ZM46 59H47V58H46ZM46 59H45V61H46ZM50 59H51V58H50ZM64 59H65V58H64ZM68 59H69V58H68ZM71 59H72V58H71ZM80 59H82V58H80ZM92 59H94V58H92ZM106 59H107V58H106ZM106 59H105V60H106ZM108 59H109V58H108ZM126 59H127V58H126ZM128 59H129V58H128ZM128 59H127V61H126V60L120 58V60H124V61H126V62H123V65H124V63H125V65H126V63L128 62ZM207 59H208V57H207ZM211 59H212V58H211ZM238 59H239V57L236 58L235 60L237 61ZM248 59H249V58H248ZM252 59H253V58H252ZM4 60H5V59H4ZM13 60H14V59H13ZM30 60H31V59H30ZM30 60H28V61H30ZM37 60H38V59H37ZM48 60H49V59H48ZM78 60H79V58H78ZM78 60H77V61H78ZM83 60H84V59H83ZM83 60H79V61H83ZM88 60H89V57H88L87 61H88ZM110 60H109V61H110ZM117 60H118V58H117ZM117 60H116V63H117ZM120 60H118V62H119ZM133 60H134V59H133ZM224 60H226V58H225ZM227 60H228V59H227ZM232 60H234V59H232ZM235 60H234V61H235ZM242 60H243V59H241V61H242ZM256 60H257V59H256ZM10 61H11V60H10ZM16 61H17V60H16ZM16 61H14V62H16ZM24 61H26V59H25ZM32 61H33V60H32ZM34 61H36V60H34ZM53 61H54V60H53ZM60 61H59V62H60ZM65 61H66V59H65ZM71 61H72V60H71ZM73 61H74V60H73ZM89 61H90V60H89ZM92 61H94V60H92ZM109 61H108V63H109ZM113 61H114V59H113ZM135 61H136V60H135ZM135 61H134V63H136ZM215 61H216V60H215ZM219 61H221V60H219ZM222 61H223V60H222ZM230 61H231V59H230ZM245 61H246V59H245ZM247 61H248V60H247ZM0 62H2L1 59H0ZM3 62H4V61H3ZM8 62H9V61H8ZM22 62H23V61H22ZM40 62H41V61H40ZM46 62H47V61H46ZM46 62H45V64H47ZM67 62H68V61H67ZM75 62H76V60H75ZM130 62H131V61H130ZM223 62H224V61H223ZM223 62H222V63H223ZM239 62H240V61H239ZM243 62H244V61H243ZM250 62H251V61H250ZM252 62H253V61H252ZM261 62H262V61H261ZM9 63H10V62H9ZM11 63H13V62H11ZM11 63H10V64H11ZM16 63H17V62H16ZM24 63H25V62H24ZM26 63H28V62L26 61ZM49 63H51V62L49 61ZM54 63H55V62H54ZM54 63H53V64H54ZM65 63H66V62H65ZM70 63H71V62H70ZM82 63H83V62H82ZM90 63L92 64L93 62H90ZM111 63H112V62H110L109 64H111ZM128 63H129V62H128ZM134 63H133V64H134ZM228 63H229V62H228ZM228 63H227V64H228ZM233 63H234V62H233ZM240 63H241V62H240ZM262 63H264V60H263ZM39 64H40V63H39ZM45 64L43 63V65H45ZM67 64H68V63H67ZM72 64H73V62H72ZM74 64H75V63H74ZM84 64H88V63H85V62H84ZM84 64H83L82 66H84ZM113 64H114V63H113ZM121 64H122V63H121ZM211 64H212V63H211ZM213 64H214V63H213ZM213 64H212V65H213ZM227 64H226V65H227ZM241 64H242V63H241ZM247 64H249V62H248ZM247 64H246V65H247ZM11 65H12V64H11ZM17 65H18V64H17ZM32 65H34V64H32ZM32 65H31V66H32ZM54 65H55V64H54ZM58 65H59V63H58ZM65 65H66V64H65ZM79 65H80V64H79ZM89 65H90V64H89ZM94 65H95V64H94ZM127 65H128V64H127ZM135 65H136V64H135ZM135 65H134V66H135ZM212 65H210V66H212ZM222 65H224V64H221V66H222ZM235 65H237V62H236ZM18 66H19V65H18ZM21 66H22V65H21ZM28 66H30V64H29ZM35 66H36V65H35ZM40 66H41V65H40ZM47 66H48V65H47ZM49 66H50V64H49ZM49 66H48V68H49ZM61 66H62V64H61ZM74 66H75V65H74ZM85 66H86V65H85ZM90 66H91V65H90ZM90 66H89V68H88V69H89V72H90ZM92 66H93V65H92ZM95 66H96V65H95ZM99 66H100V65H99ZM99 66H96V67L98 68ZM210 66H209V67H210ZM214 66H215V65H214ZM214 66H212V68H213ZM224 66H225V65H224ZM231 66H232V65H231ZM253 66H254L255 68H253ZM253 66L251 65V68L256 69L257 65L255 66V64H253ZM9 67H10V66H9ZM14 67H15V66H14ZM16 67H17V66H16ZM24 67H25V66H24ZM33 67H34V66H33ZM36 67H37V66H36ZM69 67H71V66H69ZM72 67H73V66H72ZM76 67H78V65H77ZM113 67L115 68V65H114V66H111L109 70L107 69V70L110 72V74H113V73H111V68L113 69ZM126 67H127V66H126ZM215 67H217V66H215ZM236 67H237V66H236ZM236 67L234 68V72H233V73L230 72L231 75H235V73H236V71H235V70H236ZM240 67H241V66H240ZM249 67H250V66H249ZM25 68H26V67H25ZM27 68H28V67H27ZM29 68H30V67H29ZM38 68H39V66H38ZM42 68H43V67H42ZM45 68H46V67H45ZM58 68H59V67H58ZM65 68H66V67H65ZM79 68H80V67H79ZM108 68H109V67H108ZM222 68L225 69L224 67H222ZM238 68H239V66H238ZM238 68H237V69H238ZM18 69H19V68H18ZM18 69H17V70H18ZM23 69H24V68H23ZM56 69H57V67H56ZM74 69H75V68H74ZM74 69H72V70H74ZM80 69H81V68H80ZM88 69H87V71H88ZM94 69H95V67H94ZM94 69H93V70H94ZM217 69H219V68H217ZM226 69H227V68H226ZM229 69H230V68H229ZM231 69H232V68H231ZM242 69H243V68H242ZM247 69H250V68H247ZM17 70H16V71H17ZM27 70H28V69H27ZM39 70H40V68H39ZM48 70H49V69H48ZM59 70H60V69H59ZM65 70H66V69H65ZM78 70H79V69H78ZM96 70H97V69H96ZM119 70L121 71L120 68H119ZM130 70L132 71V68H131ZM220 70H222V69H220ZM239 70H241V69H239ZM239 70H237V75H238V71H239ZM261 70H262L261 72H263V69H261ZM22 71H25V70H22ZM31 71L33 72V70H31ZM31 71H30V72H31ZM34 71H37V69H35ZM43 71H44V69H43ZM57 71H58V70H57ZM57 71H56V72H57ZM69 71H70V70H69ZM116 71H117V70H116ZM116 71H115V72H116ZM124 71H125V70H124ZM18 72H19V70H18ZM41 72H42V70L40 71V74H41ZM44 72H45V71H44ZM54 72H55V71H54ZM63 72H64V71H63ZM109 72H108V73H109ZM113 72H114V71H113ZM223 72H225V71H223ZM223 72H222V73H223ZM248 72H249V71H248ZM250 72H251V71H250ZM252 72H253V71H252ZM28 73H29V72H28ZM58 73H59V72H58ZM58 73L56 74L55 77H57ZM65 73H66V72H65ZM70 73H71V72H70ZM75 73H76V72H75ZM81 73H82V72H80V73H78V74L81 75ZM95 73H96V72H95ZM104 73H106V72H104ZM104 73H103V74H104ZM108 73H107V76H108ZM120 73H122V71H121ZM130 73H131V72H130ZM133 73H134V72H133ZM201 73H202V72H201ZM219 73H221V71H220ZM226 73H227V72H226ZM241 73H244V72H241ZM254 73H256V70H255ZM12 74H13V73H12ZM15 74H16V73H15ZM19 74H20V73H19ZM22 74H23V73H22ZM38 74H39V73H38ZM47 74H48V73H47ZM49 74H50V73H49ZM72 74H73V73H72ZM82 74H85V71H84V73H82ZM93 74H94V71H93ZM98 74H99V73H98ZM98 74H97V75H98ZM116 74H117V73H116ZM118 74H119V73H118ZM122 74H125V75H126V72H125V73H122ZM122 74H121V75H122ZM127 74L130 75L129 73H127ZM224 74H225V73H224ZM246 74H250V73H246ZM252 74H253V73H252ZM9 75H10V74H9ZM23 75H24V74H23ZM61 75H62V74H61ZM61 75H60V76H61ZM66 75H67V74H66ZM66 75H64V76H66ZM68 75H69V74H68ZM76 75H77V74H76ZM91 75H92V74H90V78H91ZM94 75L96 76V74H94ZM113 75H114V74H113ZM113 75H112V76H113ZM189 75H190V74H189ZM197 75H198V74H197ZM200 75H201V74H200ZM217 75H218V74H217ZM221 75H222V74H221ZM221 75H219V76H221ZM253 75H254V74H253ZM261 75H262V74H261ZM261 75H260V76H261ZM263 75H264V74H263ZM11 76H12V75H11ZM14 76H15V75H14ZM16 76H17V75H16ZM21 76H22V75H21ZM48 76H49V75H48ZM51 76H52V74H51ZM69 76H70V75H69ZM87 76H88V75H87ZM187 76H188V75H187ZM224 76H225V75H224ZM224 76H223V77H224ZM227 76H228V75H227ZM240 76H241V75H240ZM240 76H239V77H240ZM245 76H246V75H245ZM247 76H249V75H247ZM35 77H36V76H34V79H35ZM46 77H47V76H46ZM49 77H50V76H49ZM53 77H54V76H53ZM70 77H72V76H70ZM70 77H69V78H70ZM79 77H80V76H79ZM79 77H78V78H79ZM92 77H93V75H92ZM99 77H100V75H99ZM123 77H125V76H123ZM128 77H129V76H128ZM134 77H135V76H134ZM136 77H137V75H136ZM185 77H186V76H185ZM189 77H191V76H189ZM229 77H230V76H229ZM229 77H226V80H228L227 78H229ZM231 77H232V76H231ZM234 77H236V76H234ZM243 77H244V76H242V79H243ZM250 77H252V76H250ZM9 78H10V77H9ZM26 78H27V77H26ZM30 78H31V77H30ZM30 78H28V79H30ZM36 78H37V77H36ZM40 78H41V77H40ZM47 78H48V77H47ZM50 78H51V77H50ZM58 78H59V77H58ZM61 78H62V77H61ZM65 78H66V77H65ZM65 78H64V79H65ZM72 78H73V77H72ZM74 78H75V77H74ZM74 78H73V79H74ZM78 78H77V79H78ZM80 78H81V77H80ZM82 78H83V77H82ZM103 78H104V77H103ZM108 78H109V77H108ZM119 78H120V76H119ZM119 78H118V79H119ZM121 78H122V77H121ZM121 78H120V79H121ZM138 78H139V77H138ZM140 78H142V77H140ZM186 78H187V77H186ZM192 78H193V77H192ZM192 78H191V79H192ZM216 78H217V76H216ZM244 78H245V77H244ZM246 78H247V77H246ZM255 78H256V76H255ZM261 78H262V77H261ZM263 78H264V77H263ZM19 79H20V76H19ZM19 79H18V80H19ZM38 79H39V78H38ZM43 79H44V78H43ZM64 79H62V80H64ZM83 79L85 80L86 78L84 77ZM92 79H94V78H92ZM115 79H116V77H115ZM118 79H116V80H118ZM120 79H119V80H120ZM129 79H130V77H129ZM132 79H133V78H132ZM135 79H136V78H135ZM147 79H148V78H147ZM219 79H222V78H219ZM236 79H237V78H236ZM240 79H241V78H240ZM248 79H249V78H248ZM250 79H251V78H250ZM7 80H8V79H7ZM7 80H5V81H7ZM9 80H10V79H9ZM23 80H25V79H23ZM47 80H49V79H47ZM51 80H52V79H51ZM54 80H55V79H54ZM67 80L69 81V79H67ZM71 80H72V79H71ZM87 80H88V79H87ZM89 80H90V79H89ZM95 80H96V79H95ZM95 80H94V81H95ZM98 80H99V78H98ZM107 80H108V79H107ZM110 80H111V79H110ZM112 80H113V79H112ZM123 80H124V79H123ZM126 80H127V79H126ZM133 80H134V79H133ZM230 80H232V79H230ZM234 80H235V78H234ZM244 80H246V79H244ZM16 81H17V80H16ZM16 81H15V82H16ZM20 81H21V79H20ZM36 81H37V80H36ZM41 81H42V79H41ZM73 81H74V80H72V82H73ZM79 81H80V79H79L77 82H79ZM121 81H122V80H121ZM124 81H125V80H124ZM134 81H135V80H134ZM139 81H141V80H139ZM143 81H144V80H143ZM216 81H217V80H216ZM222 81H223V80H222ZM222 81H221V82H222ZM228 81H229V80H228ZM241 81H242V84H243V80H241ZM256 81H257V79H256ZM258 81H259V80H258ZM260 81H261V80H260ZM260 81H259V82H260ZM7 82H8V81H7ZM10 82H11V81H10ZM10 82H8V83H10ZM24 82H25V81H24ZM28 82H29V81H28ZM28 82H26V83H28ZM31 82H32V81H31ZM51 82H52V81H51ZM61 82H62V81H61ZM64 82H67V81H64ZM72 82H70V83H72ZM77 82H75V83H77ZM90 82H92V81H90ZM90 82H89V83H90ZM104 82H105V81H104ZM107 82H108V81H107ZM119 82H120V81H119ZM214 82H215V81H214ZM244 82H245V81H244ZM8 83H7V85H8ZM22 83H23V82H22ZM34 83H35V82H34ZM42 83H43V81H42ZM53 83H55V82H53ZM57 83H58V82H57ZM57 83H56V84H57ZM62 83H63V82H62ZM62 83H61V84H62ZM73 83H74V82H73ZM85 83H86V81H85ZM85 83H84V84H85ZM95 83L97 84V80L95 81ZM115 83H116V81H115ZM115 83H113V84H115ZM117 83H118V81H117ZM127 83H128V81H127ZM127 83H126V84H127ZM131 83H132V82H131ZM131 83H130V84H131ZM137 83H138V82H137ZM137 83H136V84H137ZM141 83H142V82H141ZM225 83H226V82H225ZM256 83H257V82H256ZM256 83H254V85H255ZM11 84H12V83H11ZM19 84H20V83H19ZM24 84H25V83H24ZM29 84H30V83H29ZM40 84H41V83H40ZM46 84H47V82H46ZM64 84H65V83H64ZM77 84H78V83H77ZM79 84H80V83H79ZM81 84H82V83H81ZM81 84H80V85H81ZM84 84H83V85H84ZM90 84H91V83H90ZM93 84H94V82H93ZM100 84H102V83H100ZM104 84H106V83H104ZM110 84H112V82H111ZM138 84H139V83H138ZM240 84H241V83H240ZM246 84H248V83H246ZM15 85H16V83H15ZM33 85H34V84H33ZM36 85H38V84H36ZM43 85H44V84H43ZM54 85H55V84H54ZM54 85H53V86H54ZM59 85H60V84H59ZM83 85H82V86H83ZM85 85H86V84H85ZM91 85H92V84H91ZM131 85H132V84H131ZM131 85H130V86H131ZM140 85H141V84H140ZM145 85H146V84H144V86H145ZM209 85H210V84H209ZM212 85H213V84H212ZM214 85H215V84H214ZM214 85H213V86H214ZM220 85H221V84H220ZM249 85H250V84H249ZM25 86H26V85H25ZM30 86H31V85H30ZM39 86H40V85H39ZM44 86H45V85H44ZM46 86L48 87V85H46ZM56 86H57V85H56ZM56 86H55V87H56ZM61 86H63V84H62ZM61 86H60V88H61ZM71 86H72V85H71ZM87 86H88V84H87ZM98 86H100V85H98ZM109 86H110V85H109ZM109 86H108V87H109ZM122 86H123V85H122ZM128 86H129V83H128ZM132 86H133V85H132ZM221 86H222V85H221ZM244 86H245V84H244ZM11 87H12V86H11ZM11 87H9V88H11ZM13 87H14V86H13ZM17 87H19V86H17ZM22 87H23V86H22ZM26 87H27V86H26ZM42 87H43V86H42ZM42 87H41V88H42ZM58 87H59V86H58ZM63 87H66V88H67V86H63ZM63 87H62V88H63ZM68 87H69V86H68ZM88 87H89V86H88ZM91 87H92V86H91ZM95 87H97V86H95ZM95 87H94L93 89H95ZM124 87L127 88V86H124ZM135 87H137V86H135ZM141 87H142V86H141ZM147 87H148V86H147ZM147 87H146V88H147ZM253 87H254V86H253ZM255 87H256V86H255ZM35 88H37V86H36ZM51 88H53V87H51ZM62 88H61V89H62ZM85 88H86V86H85ZM85 88H84V89H85ZM104 88H106V86H105ZM110 88H113V86L110 87ZM110 88H109V90H110ZM114 88H116V87H114ZM119 88H121V87L119 86ZM119 88H118V91H119ZM126 88H125V89H126ZM128 88H129V87H128ZM130 88H131V87H130ZM137 88H138V87H137ZM222 88H223V87H222ZM246 88H247V87H246ZM263 88H264V87H263ZM26 89H27V88H26ZM30 89H31V88H30ZM30 89H29V90H30ZM38 89H39V88H38ZM45 89H47V88H45ZM72 89H73V86H72ZM74 89H75V88H74ZM88 89H89V88H88ZM90 89H91V88H90ZM107 89H108V88H107ZM123 89H124V88H123ZM123 89H122V90H123ZM133 89H134V88H133ZM133 89H129V90H133ZM135 89H136V88H135ZM135 89H134V93H133L132 91H131V93H132L133 95H137V94H139V93H140V90H135ZM138 89H139V88H138ZM148 89H150V88H148ZM208 89H209V88H208ZM239 89H240V88H239ZM239 89H238V90H239ZM255 89H256V88H255ZM12 90H13V89H10V91H12ZM21 90H22V89H21ZM23 90H25V89H23ZM34 90H35V89H34ZM48 90H49V89H48ZM79 90H80V89H79ZM97 90H98V88H97ZM101 90H102V89H100V92H103V91H104V89H103V91H101ZM142 90H143V89H142ZM144 90H145V88H144ZM144 90H143V91H144ZM212 90H214V88H213ZM251 90H253V89H251ZM251 90H250V91H251ZM260 90H261V89H260ZM10 91H8V93H9ZM27 91H28V90H27ZM30 91H31V90H30ZM40 91H41V89H40ZM43 91H44V90H43ZM52 91H53V90H52ZM57 91H58V90H57ZM75 91H76V90H75ZM83 91H86V89L83 90ZM95 91H96V90H95ZM114 91H115V90H114ZM126 91H127V90H126ZM126 91H124V92L122 91V94L124 93V94L126 95V93H127ZM146 91H148V90H146ZM215 91H216V90H215ZM215 91H213V92H215ZM242 91H243V89H242ZM245 91L247 92V90H245ZM248 91H249V90H248ZM255 91H256V90H254V92H255ZM32 92H33V91H32ZM45 92H46V91H45ZM48 92H49V91H48ZM55 92H56V90H55ZM67 92H68V89H67ZM67 92H66V90H65V91H63V90H59L58 93L53 97V99H52L51 101H52L53 103H57L58 101H60L61 99H64V98L66 97V96H65V95H66L65 93H67ZM71 92H72V91H71ZM93 92H94V91H93ZM93 92H92V94H93ZM100 92H99V93H100ZM105 92H106V90L104 91V93H105ZM109 92H112V89H111V91H109ZM125 92H126V93H125ZM128 92H129V91H128ZM144 92H145V91H144ZM237 92H238V91H237ZM254 92L251 91V93H254ZM256 92H257V91H256ZM256 92H255V94H256ZM258 92H259V91H258ZM11 93H12V92H11ZM11 93H9V95H10ZM24 93H27V92L25 91ZM34 93H35V92H34ZM36 93H38V92L36 91ZM40 93H42V91H41ZM51 93H52V92H51ZM81 93H82V92H81ZM81 93H78L77 96H78L79 94H81ZM99 93H98V91H97V94H99ZM106 93H107V92H106ZM209 93H210V92H209ZM244 93H245V92H244ZM12 94H13V93H12ZM46 94H48V93H46ZM68 94H69V93H68ZM83 94H84V93H83ZM86 94H87V93H86ZM102 94H103V93H102ZM116 94H117V93H116ZM124 94H123V95H124ZM129 94H130V93H129ZM129 94H128V95H129ZM238 94H239V93H238ZM238 94H236V96H237ZM246 94H247V93H246ZM255 94H252V96H254ZM23 95H24V94H23ZM36 95H37V94H36ZM42 95H45V93L43 92ZM81 95H82V94H81ZM81 95H79V96H81ZM90 95H91V94H90ZM100 95H101V94H100ZM108 95H109V93H108ZM120 95H121V94H120ZM212 95H213V93H212ZM248 95H250V94L248 93ZM6 96H7V95H6ZM11 96H12V95H11ZM14 96H15V95H14ZM25 96H26V95H25ZM37 96H38V95H37ZM39 96H40V95H39ZM45 96H48V95H45ZM86 96H87V95H86ZM91 96H92V95H91ZM95 96H96V94H95ZM103 96L105 97V95H103ZM103 96H102V97H103ZM110 96H111V95H110ZM113 96H115V95H113ZM239 96H240V95H239ZM17 97H18V95H17ZM23 97H24V96H23ZM41 97H42V96H41ZM48 97H49V96H48ZM83 97H84V96H83ZM106 97H107V96H106ZM118 97H119V96H118ZM122 97H124V96H122ZM128 97H129V96H128ZM210 97H211V96H210ZM215 97H216V96H215ZM217 97H218V96H217ZM217 97H216L215 99H217ZM246 97H247V96H246ZM0 98H1V97H0ZM2 98H3V96H2ZM2 98H1V99H2ZM7 98H8V97H7ZM13 98H14V97H13ZM13 98H11V99L13 100ZM25 98H26V97H25ZM27 98H30V97H27ZM51 98H52V97H51ZM88 98H89V97H88ZM109 98H113V97H109ZM109 98H108V99H109ZM116 98H117V97H116ZM135 98H136V97H135ZM213 98H214V97H213ZM213 98H212V99H213ZM239 98H240V97H239ZM251 98H252V97H251ZM260 98H261V97H260ZM5 99H6V98H5ZM5 99H3V100H5ZM8 99H10V98H8ZM15 99H16V97H15ZM30 99H32V98H30ZM83 99H84V98H83ZM95 99H96V98H95ZM100 99H101V98H99V100H100ZM128 99L130 100V98H128ZM128 99H127V100H128ZM223 99H224V98H223ZM20 100H22V99H20ZM24 100H26V99H24ZM24 100H23V102H24ZM28 100H29V99H28ZM35 100H36V98H35ZM35 100H34V101H35ZM45 100H46V99H45ZM47 100H48V99H47ZM49 100H50V99H49ZM103 100H104V98H103ZM110 100H111V99H110ZM112 100H113V99H112ZM117 100H118V99H117ZM123 100H124V99H123ZM123 100H122V102H124ZM217 100H219V97H218ZM217 100H215V101H217ZM220 100H221V99H220ZM220 100H219V101H220ZM224 100H225V99H224ZM224 100H223V101H224ZM234 100H235V101H238V100H236V99H234ZM242 100H244V99H242ZM245 100H246V99H245ZM247 100H249V99H247ZM6 101H7V100H6ZM17 101L20 102L19 105L22 103V101H19V100H17ZM17 101L15 100L16 105H17ZM26 101H27V100H26ZM29 101H32V100H29ZM36 101H37V100H36ZM42 101H43V100H42ZM83 101H84V100H83ZM90 101H91V99H90ZM96 101H97V100H96ZM7 102L9 103V101H7ZM32 102H33V101H32ZM52 102H51V104H52ZM103 102H104V101H103ZM106 102H107V99H106ZM130 102H131V101H130ZM211 102H213V101L211 100ZM221 102H222V101H221ZM225 102H226V101H225ZM239 102H241V101H239ZM239 102H238V103H239ZM242 102H243V101H242ZM244 102H245V101H244ZM246 102H247V101H246ZM4 103H5V102H4ZM13 103H14V102H13ZM24 103H25V102H24ZM28 103H31V102H28ZM38 103H39V102H38ZM93 103L96 105L97 102H93ZM104 103H105V102H104ZM119 103H120V102H118V104H119ZM213 103H214V102H213ZM216 103H217V102H216ZM216 103H215V104H216ZM219 103H220V102H219ZM238 103H237V104H238ZM248 103H250V102H248ZM248 103H247V104H248ZM10 104H12V103H10ZM10 104H9V105H10ZM14 104H15V103H14ZM51 104H50V105H51ZM79 104H80V103H79ZM97 104H98V103H97ZM102 104H103V103H102ZM112 104H114V103H112ZM125 104H126V102H125ZM131 104H132V103H131ZM215 104H213V105H215ZM221 104H222V103H221ZM224 104H225V103H224ZM234 104H235V103H234ZM9 105H7V106H8L7 108H9ZM12 105H13V104H12ZM12 105H11V106H12ZM19 105H18V106H19ZM38 105H39V108H38L37 110H39V111L41 110V112H39V111H34V110H33V112H31V113H29V114H30V115H33V117H32V116H30V117L41 119L40 121H43V122L45 123V128H46L47 130L44 131V139L47 140V141H49V140H50V141H54L55 139H57V141H60V143H63V142H61L60 137L63 136V135H62L63 133H61V132L65 131V130L62 129L63 131L60 130L61 132H58V130L56 129V127H57L56 124L51 125V124H52V123H51V122H52L51 120H53V117H54L53 114H55V113L57 114V113H59V112H63L65 107H61V106H62V105H61L60 108L58 107V109H57L56 107H55V108H51V107H48V106H47V108H46V106H45V102H42V103H40V104H38ZM88 105H90L89 107H91V104H88ZM106 105H107V103H106ZM121 105H122V104H121ZM126 105H127V104H126ZM126 105H125V107H126ZM225 105H226V104H225ZM4 106H6V105H4ZM11 106H10V108H11ZM20 106H21V105H20ZM23 106H25V105H23ZM28 106H29V105H28ZM30 106H31V105H30ZM58 106H59V104H58ZM82 106H83V105H82ZM86 106H87V105H86ZM92 106H94V105H92ZM96 106H97V105H96ZM99 106H100V107L102 106L101 103H100ZM109 106H110V105H109ZM118 106H119V105H118ZM122 106H123V105H122ZM122 106H121V107H122ZM130 106H131V105H130ZM216 106H217V105H216ZM216 106H215V107H216ZM218 106H219V105H218ZM222 106H224V105H222ZM244 106H245V105H244ZM246 106H248V105H246ZM252 106H253V105H252ZM12 107H14V106H12ZM26 107H27V106H26ZM37 107H38V106H37ZM79 107H80V105H79ZM94 107H95V106H94ZM119 107H120V106H119ZM133 107L135 108L136 106H133ZM133 107H131V108H133ZM212 107H213V106H212ZM212 107H209V108H212ZM224 107H225V106H224ZM236 107H237V108H236ZM236 107H234V108H236V110L233 108L236 112H233L234 110L231 108V109L233 110L232 112L234 113V115H235V113H236L235 116H236V118L238 119V121H237V120H235V121H237L238 125H239L241 122H245V124H246V126H247V124L250 123V121H251V120H250V116L247 115V113L249 112V111H247L248 109H247V108L245 109V108L243 107V105H240V103H239V105L236 106ZM5 108H6V107H4V108L1 107V108H0V109H1V112H2V109L4 110ZM24 108H25V107H24ZM24 108H23V109H24ZM82 108H83V107H82ZM102 108H103V107H102ZM102 108H101V109H102ZM105 108H106V107H105ZM110 108H111V107H110ZM110 108H109V109H110ZM116 108H117V107H116ZM116 108H115V109H116ZM122 108H123V107H122ZM122 108H121V112L124 111V110H122ZM129 108H130V107H129ZM209 108H208V109H209ZM229 108H230V107H229ZM248 108H249V107H248ZM257 108H259V107H257ZM11 109H12V108H11ZM17 109H18V108H17ZM21 109H22V108H21ZM34 109H35V108H34ZM86 109H87V108L85 107V110H86ZM89 109H90V108H89ZM96 109H98V108H96ZM127 109H128V108H127ZM127 109H126V110H127ZM208 109H206V110H208ZM223 109H224V108H223ZM223 109H222V110H223ZM225 109H226V107H225ZM7 110H8V109H7ZM30 110H31V109H30ZM94 110H95V109H94ZM105 110H106V109H105ZM113 110H114V109H113ZM118 110H119V109H118ZM134 110H135V109H134ZM206 110H205V111H206ZM211 110H212V109H211ZM211 110H210V111H211ZM222 110H221L220 107H216V108H214V109L211 111V113H210V112L207 113V111H206L207 114L210 113V114L207 116V117L209 118V120L212 121V122H214V124H212V126H214V128L212 127V128H213L212 131H211V130H210L209 132L207 131L208 133H210V135H212V133H213V131H214L215 129L217 130V128L220 127L219 125L221 124L222 120L224 121V118H225V120H226V115L228 114V113H227L228 111L225 112L226 115L224 116V115H222V114H223V111H222ZM226 110H228V108H227ZM229 110H230V109H229ZM244 110H246V113H245V112L243 113ZM252 110H254V109H252ZM252 110L250 109V114H251V111H252ZM14 111H15V110H14ZM16 111H17V110H16ZM65 111H66V110H65ZM70 111H71V110H70ZM73 111H74V110H73ZM77 111H79V110H77ZM87 111H88V110H87ZM92 111H93V110H92ZM92 111H91V112H92ZM96 111H97V110H96ZM103 111H104V110H102V112H103ZM107 111H108V110H107ZM127 111H128V110H127ZM130 111H131V110H130ZM130 111H129V112H130ZM205 111H204V112H205ZM208 111H209V110H208ZM255 111H256V110H255ZM1 112H0V113H1ZM26 112H27V111H26ZM74 112H75V111H74ZM80 112H81V111H80ZM83 112H85L84 109H83ZM115 112H116V111H115ZM117 112H119V111H117ZM124 112H125V111H124ZM154 112H155V111H154ZM229 112L232 113L231 111H229ZM252 112H253V111H252ZM257 112H258V111H257ZM17 113H18V112H17ZM23 113H24V112H23ZM63 113H64V112H63ZM106 113H107V112H106ZM131 113H132V112H131ZM134 113H136V112H134ZM206 113H204L205 116L207 115ZM225 113H224V114H225ZM230 113H229V114H230ZM262 113H264V112H262ZM103 114H105V113L103 112ZM117 114H118V113H117ZM122 114H123V112H122ZM252 114H253V113H252ZM252 114H251V115H252ZM255 114H256V113H255ZM257 114H259V113H257ZM260 114H261V113H260ZM19 115H20V114H19ZM80 115H81V114H80ZM80 115H79V116H80ZM114 115H115V114H114ZM232 115H233V114H232ZM2 116H3V117H2L0 120H3V121H4V119H6L7 116H10V114H9V113H6V111H5V113H3ZM21 116H22V115H21ZM89 116H90V114H89ZM101 116H102V115H101ZM106 116H107V115H106ZM109 116H110V115H109ZM117 116H118V115H117ZM119 116H120V114H119ZM138 116H139V115H138ZM138 116H137V117H138ZM202 116H203V115H202ZM223 116H224V117H223ZM255 116H256V115H255ZM0 117H1V116H0ZM55 117H56V116H55ZM76 117H77V116H76ZM107 117H108V116H107ZM111 117H112V116H111ZM134 117H135V116H134ZM137 117H136V118H137ZM203 117H204V116H203ZM203 117H201V118H203ZM207 117H205V119H206ZM229 117L231 118V116H229ZM233 117H234V116H233ZM9 118H10V117H9ZM16 118H18V117H16ZM21 118H23V117H21ZM32 118H31V119H32ZM57 118H58V116H57ZM57 118H56V119H57ZM72 118H73V113H72V112H67L66 114H65V113L62 114V120L60 119V117H59V120H61L62 122H63V120H64V121H67V122H70V120H71ZM81 118H82V117H81ZM89 118H90V117H89ZM100 118H101V117H100ZM121 118H122V116H121ZM123 118H125V117H123ZM123 118H122V120H125V119H126V118H125V119H123ZM183 118H184V117H183ZM201 118H200V119H201ZM208 118H207V119H208ZM236 118H235V119H236ZM263 118H264V117H263ZM12 119H13V118H12ZM18 119H19V118H18ZM29 119H30V118H28V117H27V118H23V119L18 120L17 123L20 124V123H23V122H27V121H29ZM38 119H37V120H38ZM77 119H78V117H77ZM83 119H85V118H83ZM83 119H82V120H83ZM86 119H87V118H86ZM86 119H85V120H86ZM107 119H108V118H107ZM127 119H128V118H127ZM180 119H182V118H180ZM253 119H254V118H253ZM13 120H14V119H13ZM59 120H58V121H59ZM98 120H99V119H98ZM101 120H102V119H101ZM135 120H136V119H135ZM183 120H184V119H183ZM183 120H182V121H183ZM187 120H188V119H187ZM8 121H9V120H7V122H8ZM14 121L16 122V120H14ZM56 121H57V120H56ZM61 121H60V122H61ZM71 121L80 124V122H78L79 120H78V121H77V120H76V121L71 120ZM133 121H134V120H133ZM180 121H181V120H180ZM196 121H197V120H196ZM204 121H205V120H204ZM227 121H229V118L227 119ZM232 121H233V120H232ZM256 121H257V120H256ZM262 121H263V120H262ZM5 122H6V121H5ZM5 122H4V123H5ZM9 122H11V121H9ZM33 122H34L33 124H37L36 126H39V125L41 124V122H40V124L38 125L39 121H38V123H35V121H33ZM36 122H37V121H36ZM62 122H61V123H62ZM72 122H71V123H72ZM82 122H83V121H82ZM171 122H172V121H171ZM174 122H175V121H174ZM186 122H187V121H186ZM188 122H189V121H188ZM194 122H195V121H194ZM194 122H193V123H194ZM207 122H208V121H207ZM13 123H14V122H13ZM13 123H12V124H13ZM53 123H55V122L53 121ZM56 123H57V122H56ZM84 123H85V122H83V124H84ZM94 123H95V122H94ZM180 123H181V122H180ZM182 123L184 124L185 122L183 121ZM193 123H191V124H189V125H192ZM195 123H196V122H195ZM199 123H200V122H199ZM199 123H198V125H199ZM203 123H204V122H203ZM210 123H211V122H209V124H210ZM228 123H230V121H229ZM228 123H227V125H230V124H231V125H230V126H231V130L233 131V128H232V127L235 126V125H233L235 122H234V123H230V124H228ZM255 123H256V122H255ZM2 124H3V123H2ZM5 124H6V123H5ZM5 124H3V125H5ZM7 124H8V123H7ZM7 124H6V125H7ZM15 124H16V123H15ZM19 124H18V125H19ZM24 124H25V123H24ZM29 124H30V123H29ZM31 124H32V123H31ZM31 124H30V126H31ZM57 124H58V123H57ZM69 124H70V123H69ZM72 124H74V123H72ZM175 124H176V123H175ZM177 124L179 125L178 122H177ZM209 124H208V125H209ZM224 124H226V123H224ZM8 125H10V124H8ZM41 125H43V124H41ZM59 125H60V124H59ZM81 125H82V124H81ZM95 125L97 126L98 124L95 123ZM178 125H177V126H178ZM184 125H185V124H184ZM193 125H194V124H193ZM203 125H204V124H203ZM221 125L223 126V124H221ZM227 125H225L226 127L224 126V127H225L224 129L227 128ZM232 125H233V126H232ZM248 125H249V124H248ZM22 126H23V125H22ZM32 126L34 127L35 125H32ZM36 126H35V127H36ZM62 126H63V124H62ZM66 126H67V125H66ZM66 126H65V127H66ZM71 126H73V125H71ZM74 126H75V125H74ZM78 126H79V125H78ZM171 126H172V125H170V127H171ZM182 126H183V125H182ZM185 126H187V124H186ZM206 126H207V125H206ZM209 126H210V125H209ZM222 126H221V127H222ZM230 126H228V127L230 128ZM240 126H241V124H240ZM243 126H245V125H243ZM6 127H7V126H6ZM15 127H16V125H15ZM24 127H25V126H24ZM27 127H28V126H27ZM33 127H32V128H33ZM65 127H64V128H65ZM68 127H69V126H68ZM68 127L66 128V132H65L66 134H67V133L69 134V132H70V130H69V132H68V130H67ZM79 127H80V126H79ZM83 127H84V126H83ZM132 127H133V126H132ZM180 127H181V126H180ZM221 127H220V128H221ZM29 128H30V127H29ZM29 128H28V129H29ZM36 128H37V127H36ZM38 128H39V127H38ZM71 128H72V127H71ZM172 128H173V126H172ZM174 128H175V127H174ZM181 128H182V127H181ZM208 128H209V127H208ZM245 128H246V127H245ZM249 128H253V126H252V127H249V126H248V129H249ZM21 129H23V128H21ZM21 129H19V130H21ZM28 129H27V130H28ZM41 129H42V126H41ZM72 129H73V132L76 133V132H75L76 130L74 131L75 128H72ZM76 129H78V128H76ZM131 129H132V128H131ZM135 129H136V128H135ZM135 129L133 128V130H135ZM169 129H170V128H169ZM186 129H187V128H186ZM204 129H205V128H204ZM210 129H211V128H210ZM221 129H223V128H221ZM8 130H9V128H8ZM24 130H25V128H24ZM24 130H22V131H24ZM29 130H30V129H29ZM29 130L27 131V135H28ZM37 130H38V129H37ZM39 130H40V128H39ZM125 130H126V129H125ZM160 130H161V128H160ZM160 130H159V131H160ZM170 130H171V129H170ZM175 130H176V128H175ZM182 130H183V129H182ZM187 130H190V129L188 128ZM193 130H195V129H193ZM197 130H198V129H197ZM216 130H215V131H216ZM219 130H220V129H219ZM228 130H230V129H228ZM228 130H227V131H228ZM231 130H230V131H231ZM1 131H2V130H0V133H1ZM3 131H4V129H3ZM3 131H2V132H3ZM41 131H43V129L40 130V133H41ZM159 131H158V132H159ZM161 131H162V130H161ZM161 131H160V133H161ZM164 131H166V130H164ZM164 131H163V132H164ZM171 131L173 132V130H171ZM179 131H181V130H179ZM200 131H201V130H200ZM200 131H199V132H200ZM220 131H221V130H220ZM220 131H219V136H220V133H221V132L223 133V130H222L221 132H220ZM236 131H238V130H236ZM8 132H9V131H8ZM14 132H15V131H14ZM17 132H18V131H17ZM17 132L15 133V135L18 134ZM30 132H31V130H30ZM38 132H39V131H38ZM71 132H72V131H71ZM71 132H70V133H71ZM135 132H137V131H135ZM166 132H167V131H166ZM172 132H171V134H172ZM177 132H178V131H177ZM181 132L183 133V131H181ZM187 132H188L187 134H192V133H190V131H187ZM192 132H193V131H192ZM195 132H196V131H195ZM201 132H202V131H201ZM77 133L80 134L81 132H78V131H77ZM160 133H158L159 135H157V136L154 138V140H153V138H152L153 142L149 145V147H146L143 151H139V152H140V153H148V152H150L152 149L160 148V147H162V151H163V150H164L166 147H168V146H172V147H174V146H180V145H182V143H180V140H177L176 138H175L176 140H173L172 142H169L168 139H170V138H169L170 135H169V134H166V133H161V134H160ZM168 133H169V131H168ZM175 133H176V132H175ZM193 133H194V132H193ZM216 133H217V135H218V132H216ZM235 133H236V132H235ZM1 134H2V133H1ZM21 134H22V133H21ZM21 134H20L19 136H21ZM25 134H26V133H24V135H25ZM29 134H32V135H33V132H31V133H29ZM37 134H38V133H37ZM82 134H83V133H82ZM82 134H80V135H82ZM91 134H92V133H91ZM124 134H127V135H128V132H125ZM129 134H130V133H129ZM136 134L138 135V134H140V133L137 132ZM180 134H181V133H180ZM187 134H186V135H187ZM199 134H200V133H199ZM205 134H206V132H205ZM232 134H233V132H232ZM5 135H6V134H5ZM27 135H25V136H27ZM83 135H84V134H83ZM83 135H82V136H83ZM85 135H86V134H85ZM87 135H88V134H87ZM92 135H93V134H92ZM118 135H119V134H118ZM137 135H136V136H137ZM173 135H174V134H173ZM184 135H185V134H184ZM184 135H183V136H184ZM186 135H185V138H186ZM208 135H209V134H208ZM235 135H236V134H235ZM11 136H12V135H11ZM38 136H39V135H38ZM77 136H79V135H77ZM120 136H121V135H120ZM145 136H147V135L145 134ZM187 136H188V135H187ZM191 136H192V135H191ZM193 136H194V135H193ZM200 136H201V135H200ZM203 136H204V135H203ZM205 136H206V135H205ZM215 136H216V135H215ZM215 136H214V137H215ZM231 136H232V135H231ZM231 136H230V137H231ZM236 136H237V135H236ZM6 137H7V136H6ZM8 137H10V135H9ZM8 137H7V138H8ZM13 137H14V135L12 136V139H13ZM36 137H37V136H36ZM40 137H42V135H41ZM63 137H64V136H63ZM72 137H73V136H72ZM87 137H88V136H87ZM109 137H110V136H109ZM109 137H108V138H109ZM117 137H118V136H117ZM171 137H172V136H171ZM195 137H196V136H195ZM217 137H218V136H217ZM221 137H223V134L221 135ZM10 138H11V137H10ZM16 138H17V136H16ZM16 138H15V139H16ZM19 138H20V137H19ZM25 138H26V137H25ZM28 138H29V135H28ZM30 138H31V136H30ZM67 138H68V137H67ZM67 138H65V139H67ZM80 138H81V137H80ZM115 138H116V137H115ZM135 138H136V139H135ZM135 138H134V140H137L138 137H135ZM191 138H192V137H190V136L188 137V139L190 140V141H189L190 143H189L187 146L185 145L186 147H183L182 149H181L180 147H178V149H176L177 152H179V151L181 152V154L178 153L179 155H183L182 153H184V154H187V155L190 157L191 150H192L193 148H195V147H196V144H197V143H196V142H197V139H195L196 141H194L193 138H192V139H191ZM196 138H197V137H196ZM203 138H204V137H203ZM219 138H220V137H218L217 139H219ZM12 139H11V140H12ZM17 139H18V138H17ZM20 139H22V138H20ZM20 139L18 140L19 142L21 141ZM32 139H34V138H32ZM37 139H38V138H37ZM39 139H43V137H42V138H39ZM59 139H60V140H59ZM63 139H64V138H63ZM97 139H98V137H97ZM146 139H147V138H146ZM182 139H183V138H182ZM199 139H200V138H199ZM211 139H212V138H211ZM217 139H216V140H217ZM221 139H222V138H221ZM1 140H2V142H3V139H1ZM4 140H5V139H4ZM22 140H23V139H22ZM26 140H27V139H25V142H26ZM35 140H36V138H35ZM35 140H32V141L34 142ZM89 140H90V139H89ZM95 140H96V139H95ZM142 140H143V139H142ZM142 140L139 139V140H138V141H140L139 143H141ZM149 140H150V139H149ZM184 140H185V139H184ZM200 140L202 141V139H200ZM200 140H199V141H200ZM206 140H207V138H206ZM206 140L203 139V141H206ZM8 141H9V139H8ZM8 141H7V142H8ZM14 141H15V140H14ZM18 141H17V142H18ZM27 141H28V140H27ZM50 141H49V142H50ZM63 141H64V140H63ZM66 141H68V140H66ZM66 141H65V142H66ZM90 141H91V140H90ZM138 141H135V142H138ZM181 141H182V140H181ZM199 141H198V142H199ZM203 141H202V142H203ZM212 141H215V139L212 140ZM15 142H16V141H15ZM38 142H39V140H38ZM44 142H45V141H44ZM75 142H76V139H75ZM79 142H80V140H79ZM85 142H86V141H85ZM131 142H133V140H131ZM135 142H134V143H135ZM182 142H183V141H182ZM27 143H28V142H27ZM54 143H55V142H54ZM58 143H59V142H57L56 144L58 145ZM66 143H68V142H66ZM80 143H81V142H80ZM134 143H133V144H134ZM204 143H205V142H204ZM10 144H13V142L10 143ZM22 144H24V142L21 143V145H22ZM25 144H26V143H25ZM30 144H31V143H30ZM32 144H33V143H32ZM34 144H35V143H34ZM36 144H37V143H36ZM39 144H40V143H39ZM49 144H50V143H49ZM49 144H48V145H49ZM86 144H87V143H86ZM128 144H129V143H128ZM133 144H132V145H133ZM136 144H137V143H135V146H136ZM185 144H186V143H185ZM205 144H208V143L206 142ZM212 144H214V143H212ZM212 144H211V145H212ZM1 145H2V143H1ZM4 145H5V146L7 145V143L5 144V141H4ZM8 145H9V144H8ZM8 145H7V146H8ZM13 145H14V144H13ZM28 145H29V144H28ZM37 145H38V144H37ZM40 145H41V144H40ZM46 145H47V144H46ZM46 145H45V146H46ZM62 145H64V144H62ZM137 145H139V144H137ZM211 145H210V146H211ZM7 146H6V148H7ZM9 146H10V145H9ZM30 146H31V145H30ZM41 146H42V145H41ZM41 146H40V147H41ZM54 146H56V145H54ZM64 146H66V145H64ZM80 146H82V145H80ZM135 146H133V147H135ZM198 146H201V145H198ZM203 146H206V145H203ZM2 147H3V145H2ZM12 147L14 148V146H12ZM42 147H44V146H42ZM46 147H47V146H46ZM52 147H53V145H52ZM52 147H51V148H52ZM66 147H67V146H66ZM66 147H65V149H66ZM68 147H69V146H68ZM68 147H67V148H68ZM73 147H74V146H73ZM75 147H76V146H75ZM75 147H74V148H75ZM207 147H208V145H207ZM212 147H213V146H212ZM3 148H4V147H3ZM13 148L10 149V150L13 151ZM17 148H18V146H17ZM24 148H25V146H24ZM24 148H21V150L24 149ZM53 148H54V147H53ZM58 148H59V146H58ZM63 148H64V147H63ZM63 148H62V149H63ZM69 148H70V147H69ZM74 148H73V149H74ZM168 148H169V147H168ZM215 148H216V147H215ZM55 149H57V146H56ZM134 149H135V151H134L133 149H132L133 151H132L131 149L128 150V151H129V155H134V154H136V153L138 154V152H137V150H136V147H135ZM179 149H181V150H179ZM213 149H214V148H213ZM213 149H212V150H213ZM4 150H5V149H4ZM4 150H3V152H4ZM18 150H19V149H18ZM41 150H42V149H41ZM46 150H48V149H46ZM49 150H52V151H53V149H49ZM59 150H60V149H59ZM66 150H67V149H66ZM70 150H71V149H70ZM82 150H83V149H82ZM84 150H85V149H84ZM89 150L91 151L92 149H89ZM89 150H88V148H87V149L84 151L85 153H83L81 150H80V151H81V153L85 154L84 156H88V157H94V158L96 157V158H97L98 155L101 156L100 154L102 153V151H101V153H100V152H99V153H92V152H90ZM138 150H139V149H138ZM167 150H169V149H166V151H167ZM174 150H175V148L173 149V152H174ZM176 150H175V152H176ZM193 150H194V149H193ZM206 150H207V148H206ZM212 150H211V151H212ZM15 151H16V148H15ZM24 151H25V149H24ZM28 151H29V150H28ZM52 151H51V152H52ZM67 151H68V150H67ZM73 151H74V150H73ZM118 151H119V150H118ZM125 151H126V150H125ZM162 151H161V152H162ZM169 151H170V150H169ZM211 151H210V152H211ZM0 152H1V150H0ZM16 152H17V151H16ZM16 152H15V153H16ZM30 152H31V151H30ZM33 152H35V151H33ZM37 152H38V151H37ZM43 152H44V150H43ZM61 152H62V151H61ZM70 152H71V151H70ZM74 152H77V151H74ZM170 152H171V151H170ZM170 152H169V153H170ZM177 152H176V153H177ZM210 152H209V154H210ZM9 153H10V155H9L8 157H4V156H3V158H0V159L2 160V161H1V160H0V161H1L2 163L13 162L12 164H14V162H16V161H21V162H22V161H26V162H25V166H26V163H27V161L29 160V158H30L31 156L34 155V154L28 152V153L26 154V156H24V157H18L19 154L17 153L18 156L16 157V156H14V152H12V153L9 152ZM38 153H40V152H38ZM41 153H42V152H41ZM41 153H40V154H41ZM46 153H47V152H46ZM49 153H50V152H49ZM54 153H57V152H54ZM66 153H67V152H66ZM112 153H113V152H112ZM112 153H111V154H112ZM114 153H116V152H114ZM117 153H118V152H117ZM119 153H121V152H119ZM123 153H124V152H123ZM125 153H126V152H125ZM167 153H168V152H167ZM169 153H168V154H169ZM176 153H175V155H176ZM211 153H212V152H211ZM2 154H3V153H2ZM42 154H44V153H42ZM52 154H53V153H52ZM57 154H58V153H57ZM75 154H76V153H75ZM75 154H74V155H75ZM78 154H79V153H78ZM78 154H77V155H78ZM83 154H81V155H83ZM107 154H108V153H107ZM6 155H7V154H6ZM6 155H5V156H6ZM20 155H21V154H20ZM55 155H56V154H55ZM55 155H54V156H55ZM102 155H103V154H102ZM104 155H105V154H104ZM104 155H103V156H104ZM112 155H113V154H112ZM114 155H115V154H114ZM116 155H117V154H116ZM126 155H127V154H126ZM126 155H125V156H126ZM213 155H214V154H213ZM41 156H42V155H41ZM65 156H66V154H65ZM65 156H64V157H65ZM79 156H80V155H79ZM79 156H78V157H79ZM84 156H82V157H84ZM106 156H107V155H106ZM165 156H166V154H165ZM173 156H174V155H173ZM176 156H178V155H176ZM176 156H175V157H176ZM260 156H261V155H260ZM262 156H263V154H262ZM0 157H1V156H0ZM59 157H60V155H59ZM59 157H57L55 160H57V159L59 160ZM64 157H63V158H60V159H64V160H65L66 158H64ZM68 157L70 158V156H68ZM74 157H76V156H74ZM107 157H109V154H108ZM126 157H127V156H126ZM168 157H170V156H168ZM183 157H184V155H183ZM214 157H215V156H214ZM18 158H19V159H18ZM69 158H68L69 162H70V160L73 162V160L75 159V158L73 159V157H71V159H69ZM76 158H77V157H76ZM96 158H95V161L97 160ZM103 158H104V157H103ZM103 158H102V159H103ZM131 158H132V157H131ZM165 158H166V157H165ZM177 158H178V157H177ZM179 158H180V157H179ZM205 158H206V156H205ZM83 159H84V158H83ZM83 159H82V160H83ZM85 159H86V158H85ZM91 159H92V158H91ZM171 159H172V158H171ZM171 159H170V160H171ZM182 159H183V158H182ZM182 159H181V160H182ZM186 159H187V157L185 158V160H186ZM190 159H191V158H190ZM215 159H216V158H215ZM260 159H261V158H260ZM263 159H264V158H263ZM30 160H31V159H30ZM76 160H77V159H76ZM114 160H115V158L112 159V158L110 157V159H106L104 162H102V163H98V164H101V166L106 167V166H110V164H112ZM162 160H163V159H162ZM178 160H179V159H178ZM181 160H179L180 163H181ZM205 160H206V159H205ZM209 160H210V159H209ZM59 161H61V160H59ZM65 161H66V160H65ZM78 161H79V160H78ZM85 161H86V160H85ZM93 161H94V160H93ZM160 161H161V160H160ZM164 161H165V160H164ZM176 161H177V160H175V162H176ZM207 161H208V160H207ZM28 162H30V161H28ZM66 162H67V161H66ZM83 162H84V160H83ZM83 162H82V164H83ZM96 162H97V161H96ZM96 162H95V163H96ZM115 162H116V161H115ZM158 162H159V161H158ZM158 162H156V163H158ZM175 162H172V163L174 164ZM186 162H187V161H186ZM205 162H206V161H205ZM260 162H261V161H260ZM31 163H33V162H31ZM61 163H63V162H61ZM61 163H59V164L61 165ZM64 163H65V162H64ZM67 163H68V162H67ZM70 163H71V162H70ZM92 163H93V162H92ZM160 163H161V162H160ZM160 163H159V164H160ZM166 163H167V162H166ZM172 163H171V164H172ZM210 163H211V162H209L208 165H209ZM215 163H218V162L216 161ZM215 163H214V164H215ZM10 164H11V163H10ZM19 164H21V163H19ZM19 164H18V166H19ZM28 164H29V163H27V165H28ZM73 164H74V163H73ZM86 164H87V163H86ZM114 164H115V163H114ZM173 164H172V165H173ZM176 164H177V163H176ZM176 164H174V165H176ZM206 164H207V162H206ZM212 164H213V163H211V165H212ZM219 164H220V163H219ZM221 164H222V163H221ZM221 164H220V165H221ZM14 165H16V164H14ZM21 165H22V164H21ZM23 165H24V164H23ZM23 165H22V166H23ZM29 165H31V164H29ZM29 165H28V166H29ZM67 165H69V164H67ZM76 165H77V164H76ZM84 165H85V164H84ZM87 165H88V164H87ZM169 165H170V164H169ZM172 165H171V166H172ZM178 165H179V164H178ZM186 165H187V164H186ZM186 165H185V166H186ZM233 165H234V164H233ZM251 165H252V164H251ZM251 165H249L248 167H250ZM256 165H257V164H256ZM5 166H6V164H5ZM8 166H9V164H8ZM10 166H12V165H10ZM10 166H9V167H10ZM18 166H17V167H18ZM22 166H19V168H21ZM88 166H89V165H88ZM157 166H159V165H157ZM160 166H161V165H160ZM171 166H170V167H171ZM202 166H203V165H202ZM212 166H213V168L215 167L214 165H212ZM218 166H219V165H218ZM237 166H238V164H237ZM262 166H263V165H262ZM3 167H4V166H3ZM6 167H7V166H6ZM23 167H24V166H23ZM71 167H72V166H71ZM178 167H179V166H178ZM205 167H206V166H205ZM220 167H221V166H220ZM235 167H236V166H235ZM243 167H244V166H243ZM251 167H254V166H251ZM7 168H8V167H7ZM15 168H16V167H15ZM25 168H26V167H25ZM32 168H33V166H32ZM87 168H88V167H86V166H82V167H81V166H80V167L78 166V167H75V168H74L75 170H74V169H71V171H64V172H71L70 174L75 176L74 178H72L73 180L71 179L72 182H78V181H82V179H84V178H81V176H82V175H83V176L86 175V173L88 172ZM90 168H92V167L90 166ZM93 168H94V167H93ZM97 168H98V167H97ZM106 168H108V167H106ZM106 168H105V171H107ZM156 168L161 169L162 167H161V168H160V167H156ZM168 168H169V167H168ZM174 168H176V167H174ZM181 168H182V165H181ZM181 168H180V169H181ZM183 168H184V166H183ZM185 168H186V167H185ZM201 168H202V167H201ZM209 168H210V166H209ZM216 168H217V167H216ZM237 168H238V167H237ZM245 168H247V167H245ZM259 168H260V166H259ZM21 169H22V168H21ZM30 169H31V167H30ZM48 169H49V168H48ZM68 169H69V168H68ZM68 169H67V170H68ZM76 169H77V170H76ZM78 169H79V170H78ZM99 169H100V167L98 168V170H99ZM151 169H152V167H151ZM171 169H172V168H171ZM180 169H178V170H180ZM204 169H205V168H204ZM206 169H207V167H206ZM211 169H212V168H211ZM225 169H226V168H225ZM225 169H224V170H225ZM239 169H240V167H239ZM241 169H242V168H241ZM250 169H251V168H250ZM250 169H249V171H250ZM262 169H264V168H262ZM23 170H24V169H23ZM23 170H22V171H23ZM25 170H26V169H25ZM28 170H29V169H28ZM28 170H27V171H28ZM35 170H36V169H35ZM92 170H93V169H92ZM95 170H96V168H95ZM173 170H177V169H173ZM184 170H185V169H184ZM187 170H188V169H187ZM212 170H214V169H212ZM224 170H223V171H224ZM40 171H41V170H40ZM52 171H53V170H52ZM93 171H94V170H93ZM102 171H104V170H101V172H102ZM156 171H157V170H156ZM158 171H160V170H158ZM158 171H157V172H158ZM202 171H203V170H202ZM207 171H209V170H207ZM207 171H206V174H207ZM214 171H216V169H215ZM217 171H218V169H217ZM220 171H221V170H220ZM238 171H239V170H238ZM244 171L246 172L247 170H244ZM244 171H243V172H244ZM249 171H248V172H249ZM260 171H261V170H260ZM30 172H31V171H30ZM37 172H38V171H37ZM89 172H90V171H89ZM89 172H88V174H89ZM96 172H97V171H96ZM98 172H100V171H98ZM98 172H97V173H98ZM101 172L98 173V174H102ZM187 172L190 173L191 171L189 170V171H187ZM187 172H186V173H187ZM210 172H211V170H210ZM239 172H240V171H239ZM258 172H259V170H258ZM261 172H262V171H261ZM16 173H17V171H16ZM28 173H29V172H28ZM28 173H26V174H28ZM48 173H50V172H48ZM58 173H59V172H58ZM62 173H63V172H62ZM92 173L94 174L95 172H92ZM105 173H106V172H105ZM105 173H104V174H105ZM142 173H143V172H142ZM175 173H176V172H175ZM211 173H213V172H211ZM219 173H222V172H219ZM251 173H252V172H251ZM14 174H15V173H13V175H14ZM20 174H21V172H20ZM20 174H19V175H20ZM88 174H87V175H88ZM90 174H91V172H90ZM140 174H141V173H140ZM143 174H144V173H143ZM149 174L151 175V173H149ZM152 174H153V172H152ZM155 174H156V173H155ZM161 174H162V172H161ZM178 174H179V173H178ZM182 174H183V173H182ZM190 174H191V173H190ZM235 174H237V173L235 172ZM239 174H240V173H239ZM239 174H238V175H239ZM241 174H243V176H245L244 173H241ZM13 175H11V176H13ZM41 175H42V174H41ZM45 175H46V174H45ZM51 175H52V174H51ZM56 175H57V173H56ZM87 175H86V176H87ZM173 175H174V174H173ZM179 175H180V174H179ZM209 175H210V174H209ZM209 175H208V176H209ZM232 175H234V174H232ZM246 175H248V174L246 173ZM253 175H254V174H253ZM257 175H258V173H257ZM11 176H10V178H11ZM33 176H34V175H33ZM37 176H38V175H37ZM42 176H43V175H42ZM49 176H50V175H49ZM49 176H48L47 178H49ZM53 176H54V175H53ZM79 176H80V178H78ZM139 176H140V175H139ZM155 176H156V175H155ZM155 176L153 175V178H155ZM158 176H159V178H160V176H162V175L158 174ZM182 176H183V175H182ZM185 176L187 177V174H186ZM185 176H184V177H185ZM188 176H189V175H188ZM194 176H195V175H194ZM208 176H207V177H208ZM211 176H212V175H211ZM214 176H215V175H214ZM216 176H217V175H216ZM224 176H225V175H224ZM239 176H240V175H239ZM239 176H238V177H239ZM243 176H242V177H243ZM250 176H252V175H250ZM31 177H32V176H31ZM45 177H46V176H45ZM54 177H55V176H54ZM88 177H89V175H88L86 178L88 179ZM91 177H92V174H91ZM106 177H107V176H106ZM173 177H174V176H173ZM186 177H185V178H186ZM189 177H191V175H190ZM198 177L200 178V175H198ZM202 177H203V176H202ZM207 177L204 176L203 178H204V179H205V178L207 179ZM212 177H213V176H212ZM248 177H249V176H248ZM248 177H246V179H247ZM253 177H254V176H252V178H253ZM256 177H257V176H256ZM10 178H9V179H10ZM34 178H35V176H34ZM50 178H51V177H50ZM86 178H85V180H87ZM144 178H145V177H144ZM178 178H179V176H178ZM194 178H195V177H194ZM199 178H197V179H199ZM210 178H211V177H210ZM214 178H215V177H214ZM216 178H217V177H216ZM219 178H223V176L218 177V179H219ZM224 178H225V177H224ZM263 178H264V177H263ZM18 179H19V178H18ZM45 179H46V178H45ZM104 179H105V178H104ZM104 179H103V180H104ZM180 179H181V178H180ZM180 179H179V180H180ZM182 179H183V178H182ZM189 179H190V178H189ZM204 179H201V180H204ZM206 179H205V180H206ZM211 179H212V178H211ZM243 179H244V178H243ZM257 179H258V178H257ZM257 179H256V180H257ZM14 180H15V179H14ZM34 180H35V179H34ZM34 180H33V181H34ZM37 180H38V179H37ZM54 180H55V179H54ZM71 180H69V181L71 182ZM107 180H108V178H107ZM137 180H138V179H137ZM137 180H136V181H137ZM148 180H151V179H148ZM172 180H173V179H172ZM187 180H188V179H187ZM199 180H200V179H199ZM199 180H198V181H199ZM225 180H226V179H225ZM239 180L242 181V179H239ZM253 180H254V179H253ZM9 181H10V180H9ZM9 181H8V182H9ZM12 181H13V180H12ZM51 181H52V180H51ZM104 181H106V180H104ZM112 181H113V180H112ZM145 181H147L146 178L144 179V183H145ZM175 181H176V180H175ZM175 181H174V182L171 181V182H173V183H171V185L169 184V185L171 186V187L169 186L171 189H170L169 187H168V188L170 189L171 193H170V191H169L168 193L171 194V195H169V196H170V197H169L170 200H169L168 202L171 203L172 205H173V204H180V207H181V204H182V206H183V203H185V202L187 203V201H188L187 199L189 198V195L192 196V195L194 194V192H193L194 190H198V189H200V188H203V187L205 186V185H203V184H205V182H207V181H205V182H204V181H200V182L196 183V180H195V181H194L195 183H194V182H190L189 184H187L186 181H183V180H182V181H179V182H175ZM191 181H192V179H191ZM216 181H217V179H216ZM244 181H245V179H244ZM249 181H250V180H249ZM18 182H19V181H18ZM30 182H31V181H30ZM42 182H44V181H42ZM42 182H41V183H42ZM46 182H47V180H46ZM52 182H53V181H52ZM72 182H71V183H72ZM108 182H110V184H111V181H110V180H109ZM114 182H115V181H114ZM131 182H133V181H131ZM139 182H140V181H139ZM139 182H137V183H139ZM141 182H143V181L141 180ZM141 182L139 183L140 185H141V184H144V183H141ZM148 182H149V181H148ZM187 182H188V181H187ZM213 182H214V180H213ZM217 182H219V181H217ZM221 182L223 183V181H221ZM221 182H219V184H220ZM224 182H225V181H224ZM236 182H237V181H236ZM242 182H243V181H242ZM242 182H239V183L242 184ZM246 182L248 183V181H246ZM251 182H252V180L250 181V183H251ZM15 183H16V182H15ZM33 183H34V182H33ZM37 183H38V181H37ZM39 183H40V182H39ZM47 183H48V182H47ZM106 183H107V182H106ZM112 183H113V182H112ZM133 183H134V182H133ZM214 183H216V182H214ZM222 183H221V184H222ZM234 183H235V181H234ZM244 183H245V182H243V184H242L243 187H244V185H245ZM250 183H248V184H250ZM9 184H11V181H10ZM22 184H23V183H22ZM49 184H50V183H49ZM76 184H78V183H76ZM76 184H74L75 187H76ZM81 184H82V182H81ZM116 184H117V183H116ZM139 184H137V185H139ZM198 184H200V185H198ZM253 184H255V183H253ZM259 184L262 185V180H261V182H260ZM35 185H36V184H35ZM37 185H38V184H37ZM42 185H43V184H42ZM82 185H83V184H82ZM124 185H125V183H124ZM140 185L137 186V187L140 188ZM210 185H211V184H210ZM217 185H218V184H217ZM236 185L238 186L237 183H236ZM251 185H252V184H251ZM50 186H51V185H50ZM78 186H79V185H78ZM116 186H117V185H116ZM116 186H115V187H116ZM214 186H215V185H214ZM214 186L212 185V188H213ZM219 186H220V185H219ZM219 186H218V187H219ZM221 186H222V185H221ZM249 186H250V185H249ZM252 186H253V185H252ZM252 186H250V187H252ZM258 186H259V185H258ZM258 186H255V187H258ZM45 187H47V186H45ZM45 187H44V188H45ZM51 187H52V186H51ZM112 187H114V185H112ZM133 187H134V186H133ZM205 187H206V186H205ZM208 187H211V186H208ZM216 187H217V186H216ZM216 187H215V188H216ZM218 187H217V188H218ZM234 187H235V186H234ZM246 187H248V186H246ZM246 187H244V188H246ZM260 187H261V186H259L258 189H260ZM263 187H264V186H262V188H263ZM26 188H27V187H26ZM33 188H34V187H32V189H33ZM48 188H49V187H48ZM135 188H136V187H135ZM215 188H214V190H215ZM238 188H239V187H238ZM262 188H261V191H262ZM28 189H29V188H28ZM37 189H38V187H37ZM46 189H47V188H46ZM115 189H116V188H114L113 190H115ZM119 189H120V188H119ZM119 189L117 188L116 190H119ZM137 189H138V188H137ZM218 189H219V188H218ZM241 189L243 190V188H241ZM241 189H240V190H241ZM246 189H247V188H246ZM252 189H253V188H252ZM255 189H256V188H255ZM2 190H3V189H2ZM43 190H44V189H43ZM138 190H139V189H138ZM167 190H168V189H167ZM214 190H213V191H214ZM236 190H237V189H236ZM242 190H241V191H242ZM253 190H254V189H253ZM253 190H252V191H253ZM13 191H14V190H13ZM21 191H22V190H21ZM31 191H32V190H31ZM44 191H45V190H44ZM122 191H123V190H122ZM205 191H206V190H205ZM205 191H203V192L206 194L207 191H206V192H205ZM249 191H250V190H249ZM256 191H257V190H256ZM256 191H255V195H256V193L258 192V191H257V192H256ZM8 192H9V191H8ZM10 192H11V191H10ZM32 192H33V195H31L32 197H31V196H30V197L28 196V197H26V198H25V197H22V198H25V199H20L19 196H18V199H20L21 201H22V200L26 201L27 198H31V201H32V199L37 200V202H38V200L40 201L39 198L41 197L42 191H41V190H40V191L33 190ZM125 192H127V191H125ZM191 192H192L193 194H190ZM197 192H198V191H197ZM203 192L201 191V194H202ZM219 192H220V191H219ZM237 192H238V191H237ZM244 192H246V194H247V191H244ZM1 193H2V192H1ZM27 193H28V191L24 192V194H27ZM129 193H130V192H129ZM129 193H128V194H129ZM134 193H135V192H134ZM166 193H167V192H166ZM239 193H240V192H239ZM242 193H243V192H242ZM260 193H261V192H260ZM4 194H5V193H4ZM10 194H11V193H10ZM18 194H19V193H18ZM24 194H23V196H24ZM44 194H45V193H44ZM136 194H137V193H136ZM136 194H134L133 197H134ZM139 194H140V193H139ZM196 194H197V193H196ZM213 194H215V193H212V195H213ZM235 194H236V193H235ZM263 194H264V192H263ZM2 195H3V194H2ZM6 195H7V194H6ZM66 195H67V194H65V196H66ZM137 195H138V194H137ZM164 195H166V194H164ZM164 195H162V196H164ZM202 195H203V194H202ZM210 195H211V194H210ZM216 195H217V194H216ZM240 195H241V194H240ZM242 195H243V194H242ZM259 195H260V194L258 193V197H260ZM14 196H15V195H14ZM16 196H17V195H16ZM195 196H196V195H195ZM199 196H201V195H199ZM205 196H206V195H204V197H205ZM208 196H209V195L207 194V198H208ZM262 196H263V195H262ZM262 196H261V198H262ZM1 197H2V196H0V198H1ZM10 197H12V196L10 195ZM67 197H69V196H67ZM135 197H136V196H135ZM138 197L141 199L142 195H141V197H140V196H138ZM144 197H145V196H144ZM144 197H143V199H144ZM165 197H166V196H165ZM209 197L211 198V196H209ZM215 197H216V196H215ZM243 197H244V196H242V198H243ZM255 197H256V196H255ZM258 197L253 198L252 200H251V198H248V199H246V202L243 201V202H245V203H242V205H244L243 208L246 209L247 211H250V212H251V210H253L255 207H258V202H260V199H259ZM42 198H43V197H42ZM42 198H41V199H42ZM166 198H167V197H166ZM166 198H165V199H166ZM191 198H192V197H191ZM191 198H190V200H191ZM193 198H194V197H193ZM196 198H197V196H196ZM240 198H241V196H240ZM263 198H264V197H263ZM55 199H56V198H55ZM65 199H66V198H65ZM134 199H135V198H134ZM137 199H138V198H137ZM140 199H139V201H141ZM143 199H142V200H143ZM145 199H146V197H145ZM147 199H148V198H147ZM151 199L153 200L152 197H151ZM155 199H156V198H155ZM161 199H162V198H161ZM161 199H160V200H161ZM167 199H168V198H167ZM59 200H60V199H59ZM70 200H71V198H70ZM158 200H159V199H158ZM162 200H163V199H162ZM185 200H186V201H185ZM197 200H198V199H197ZM199 200H200V199H199ZM203 200H204V199H203ZM210 200H211V199H210ZM210 200H209V201H210ZM214 200H215V198L213 199V201H214ZM8 201H9V200H8ZM12 201H13V200H12ZM14 201H15V199H14ZM16 201H17V200H16ZM28 201H30V199H29ZM31 201H30V202H31ZM71 201H72V200H71ZM131 201H132V200H131ZM133 201H134V200H133ZM144 201H146V200H144ZM147 201H148V200H147ZM147 201H146V202H147ZM184 201H185V202H184ZM193 201H194V200H193ZM195 201H196V200H195ZM204 201H207V202H208V199H207V200H204ZM235 201L239 203V201H237V200H235ZM263 201H264V199H263ZM18 202H19V201H18ZM30 202H29V203H30ZM33 202H36V201H33ZM56 202H57V201H56ZM60 202H62V201H60ZM60 202H59V203H60ZM137 202H138V201H137ZM163 202H164V201H163ZM201 202H202V200H201ZM2 203H3V202H2ZM8 203H9V202H8ZM10 203H11V202H10ZM10 203H9V204H10ZM16 203H17V202H16ZM23 203H24V202H23ZM25 203H27V201H26ZM141 203H142V202H141ZM141 203L138 202V204H141ZM150 203H151V201H150ZM157 203H158V201H157ZM166 203H167V202H166ZM188 203H190V202H188ZM205 203H206V202H205ZM210 203H211V202H210ZM212 203H213V202H212ZM212 203H211V204H212ZM214 203L216 204V202H214ZM214 203H213V204H214ZM27 204H28V203H27ZM31 204H32V202H31ZM69 204H70V203H68V205H69ZM132 204H133V202H132ZM132 204H131V206H132V208H133L134 206H133ZM145 204H147V203H145ZM145 204H143V205H145ZM159 204H160V203H159ZM193 204H194V203H193ZM193 204H192V205H193ZM195 204H197V202H195ZM195 204H194V205H195ZM213 204H212V205H213ZM233 204H234V203H233ZM263 204H264V203H263ZM263 204H262V205H263ZM14 205H15V204H14ZM14 205H13V207H14ZM19 205H22V203L19 204ZM19 205H18V203H17V204L15 205V206H16L15 209H16L17 206H19ZM24 205H26V204H24ZM61 205H62V204H61ZM64 205H65V203H64ZM136 205H137V204H136ZM143 205L141 204V206H143ZM147 205H148V204H147ZM152 205H153V204H152ZM155 205H156V204H155ZM157 205H158V204H157ZM187 205H189V204H187ZM187 205H185V206H187ZM204 205H205V204H204ZM240 205H241V204H240ZM256 205H257V206H256ZM0 206H1V205H0ZM66 206H67V203H66ZM66 206H63V205H62V208L64 209V207L66 208ZM137 206H138V205H137ZM162 206H163V208H164V205H162ZM175 206H176V205H175ZM177 206H178V205H177ZM189 206H190V205H189ZM189 206H188V207H189ZM195 206H196V205H195ZM200 206H201V204H200ZM200 206H199V207H200ZM202 206H203V205H202ZM202 206H201V207H202ZM11 207H12V206H11ZM11 207L9 206V208H11ZM13 207H12V209H13ZM19 207H20V206H19ZM59 207H61V206H59ZM75 207H77V206H75ZM139 207H140V206H139ZM145 207H146V206H145ZM172 207H173V206H172ZM172 207H171V208H172ZM180 207H178L179 210H180ZM196 207H198V206H196ZM204 207H205V206H204ZM211 207H212V206H211ZM213 207H214V206H213ZM9 208H8V209H9ZM135 208H137V207H135ZM143 208H144V206H143ZM147 208H148V207H147ZM156 208H158V206H157ZM160 208H161V207H160ZM160 208L157 209V210H154V209H153V210H151V211H150V210H147V212L150 211L149 215L147 214V212H146V214H143V215H137V217L135 216L136 219H134V218H133L134 220L131 219L132 221H128V220H127V222H126V221H123V220L120 221V220L118 219L119 221H117V223H114V224L111 223L110 227H113V228L116 227V228H119V229L122 228L120 231H117V233H116V231L113 230V231H114V234H113V231H112V234H109V233H107V232H105V231H104V233H103V231H102L98 236H99V237H100V236H102V237H103V236H109V237H111L112 239H115L114 237L119 238L121 234H125V235H131V236H129L128 238H126V239L129 240L130 237H132V236L135 237L136 234L139 233L138 231H140V232H144V233H146V232H147V233H151V235H153V236H156V235H157L158 237H156V238H157L156 240H157V241H158V240H161V242H163V243H164V240L166 241L167 239H170V238L175 237V236H176V239H178L177 236H179V234H180L179 231H180V230L183 231V229H184L185 227H184V228L181 227V226L178 227L179 225L177 226V225H176L177 223H175V225H173V226H172V224H171V225H167V224H166V227H162V228L159 227L160 229H157V230H156L155 228H154V229H152V228L150 229V228L148 227L149 230H148V228H147V229L145 228V226H146L145 224H146L150 219H154V220H157V221L163 219V218L161 217V215H162L161 213H162L164 210L161 211ZM165 208H166V207H165ZM165 208H164V209H165ZM184 208H185V207H184ZM191 208H192V207H191ZM191 208H190V209H191ZM215 208H216V207H215ZM229 208H230V207H229ZM237 208H238V207H237ZM12 209H9L8 211H10V210L12 211ZM15 209H14V210H15ZM59 209H60V208H59ZM70 209H71V208H70ZM139 209H140V208H139ZM151 209H152V208H151ZM161 209H162V208H161ZM167 209L170 210V208H167ZM174 209H175V208H174ZM182 209H183V207H182ZM199 209H200V208H199ZM202 209H203V208H202ZM206 209H207V208H206ZM213 209H214V208H213ZM233 209H235V208L233 207ZM241 209H242V208H241ZM255 209H257V208H255ZM61 210H62V209H61ZM134 210H135V209H134ZM141 210H142V208H141ZM143 210H144V209H143ZM165 210H166V209H165ZM183 210H184V209H183ZM183 210H182V211L180 210L179 212L182 213ZM185 210H186V209H185ZM187 210H188V209H187ZM197 210H198V209H197ZM208 210H209V208H208ZM216 210H217V209H216ZM236 210H237V209H236ZM239 210H240V209H239ZM262 210H263V209H262ZM8 211H4V212H5L4 214H6V212L8 213ZM77 211H78V209H77ZM166 211H167V210H166ZM174 211H176V210H174ZM206 211H207V210H206ZM210 211H213V210H210ZM219 211H220V208H219ZM224 211H225V210H224ZM232 211H233V210H232ZM0 212H1V211H0ZM130 212H131V211H130ZM144 212H145V210H144ZM168 212H169V211H168ZM176 212H177V211H176ZM190 212H191V211H190ZM193 212H194V211H193ZM193 212H192V213H193ZM195 212H196V210H195ZM203 212H205V211H203ZM233 212H234V211H233ZM239 212H241V211H239ZM242 212H243V213H246V212H244L243 210H242ZM250 212H248V213H249L248 216L250 215ZM257 212H259V211H257ZM260 212H261V210H260ZM9 213H10V212H9ZM126 213H129V212H126ZM164 213H165V211H164ZM170 213H171V211L169 212V215H171V214L173 213V211H172L171 214H170ZM183 213H184V212H183ZM185 213H187V212H185ZM198 213H201V212H199V210H198ZM226 213H227V212H226ZM228 213H229V212H228ZM252 213H253V211H252ZM252 213H251V214H252ZM261 213H262V215H264V214H263L264 211L261 212ZM261 213H260V214H261ZM123 214H125V213H123ZM123 214H122V215H123ZM137 214H138V213H137ZM140 214H141V213H140ZM178 214H179V213H178ZM188 214H189V211H188ZM206 214H207V213H206ZM217 214H218V213H217ZM230 214H232V213L230 212ZM230 214H229V215H230ZM233 214H234V213H233ZM236 214H237V213H236ZM236 214H235V217L237 216ZM253 214H254V213H253ZM6 215H8V214H6ZM135 215H136V214H135ZM173 215H174V213H173ZM176 215H177V214H176ZM179 215H180V214H179ZM181 215H182V214H181ZM183 215H184V214H183ZM192 215H195V214H192ZM196 215H197V214H196ZM198 215H199V214H198ZM207 215H209V214H207ZM213 215H215V213L212 214V217H213ZM219 215H220V214H219ZM223 215H224V214H223ZM1 216H3V212H2V215H1ZM117 216H118V215H117ZM119 216H120V215H119ZM119 216H118V217H119ZM124 216H125V215H124ZM127 216H129V215L127 214ZM127 216H126V217H127ZM131 216H132V215H131ZM167 216H168V215H167ZM185 216H186V215H185ZM185 216H184V218H185ZM190 216H191V215H190ZM190 216H189V217H190ZM199 216H200V215H199ZM204 216H205V215H204ZM243 216H244V215H243ZM246 216H247V215H246ZM258 216H260V215H258V213H257V220H258ZM4 217H5V216H4ZM118 217H117V218H118ZM168 217H171V216H168ZM176 217H177V216H176ZM196 217H197V216H196ZM196 217H193V218H196ZM206 217H207V216H206ZM206 217H205V218H206ZM215 217H216V216H215ZM215 217H214V218H215ZM224 217H225V216H224ZM228 217H230V216H228ZM231 217H232V216H231ZM252 217H253V216H252ZM252 217H251V218H252ZM254 217H255V216H254ZM254 217H253V218H254ZM81 218H82V217H81ZM81 218H80V219H81ZM103 218H104V217H103ZM114 218H115V217H114ZM122 218H123V217H122ZM129 218H130V217H129ZM131 218H132V217H131ZM205 218H204V219H205ZM214 218H213V220H214ZM216 218H217V217H216ZM219 218H220V217H219ZM232 218H233V217H232ZM245 218H247V217H245ZM248 218H249V217H248ZM253 218H252V219H253ZM82 219H83V218H82ZM82 219H81V220H82ZM99 219H100V218H99ZM101 219H102V217H101ZM123 219H124V218H123ZM126 219H127V218H126ZM167 219H168V218H167ZM170 219H171V218H170ZM174 219H175V218H174ZM180 219H181V218H180ZM185 219L187 220V217H186ZM188 219H191V218H188ZM222 219L224 220V218H222ZM234 219H235V218H234ZM259 219L261 220V217H260ZM262 219H264V218L262 217ZM103 220H104V219H103ZM154 220H153V221H154ZM183 220H184V219H182V221H183ZM205 220H206V219H205ZM205 220H204V221H205ZM213 220H212V221H213ZM217 220H218V219H217ZM220 220H221V219H220ZM228 220H229V219H228ZM231 220H232V219H231ZM238 220H239V219H238ZM240 220H242V218H241ZM240 220L237 221V217H236V219H235V221H237V222H240ZM83 221H85V220H83ZM96 221H98V220H96ZM99 221H100V220H99ZM101 221H102V220H101ZM115 221H116V219H115ZM157 221H156V222H157ZM178 221H179V220H177V222H178ZM180 221H181V220H180ZM196 221H197V220H195V222H196ZM225 221L227 222V220H225ZM262 221H263V220H262ZM71 222H72V221H71ZM75 222H78V220L75 221ZM172 222H174L173 219H172ZM183 222H184V221H183ZM190 222H191V221H190ZM195 222H194V223H195ZM200 222H201V221H200ZM200 222H199L198 225H195V226H193V225H192L193 223H192V224L189 226L190 228L188 227V228H186V230H189V232H190V231H195V230H196L195 233L198 231L200 235H201L202 232H204V235L207 236V233H209L210 231H214V230L218 231V229H219V228H217V226H216L217 223L215 224V223L213 222L214 224H212L213 226H211V225H202L204 222H203L202 224H200ZM215 222H216V221H215ZM217 222H218V221H217ZM233 222H234V221H233ZM85 223H86V222H85ZM99 223L101 224V222H99ZM161 223H162V222H161ZM163 223H164V222H163ZM178 223H179V222H178ZM186 223H187V222H186ZM205 223H206V221H205ZM207 223H208V222H207ZM220 223H221V222H220ZM220 223H219V224H220ZM69 224H70V223H69ZM69 224L67 225L68 227H69ZM75 224H76V223H75ZM77 224H79V226H80L81 223H77ZM77 224H76V226H77ZM86 224H88V223H86ZM86 224H85V225H86ZM147 224H148V223H147ZM156 224H157V223H156ZM196 224H197V223H196ZM221 224H222V223H221ZM226 224H227V223H226ZM234 224H235V222H234ZM237 224H238V223H237ZM70 225H71V224H70ZM105 225H107V224H105ZM108 225H109V224H108ZM154 225H155V223H154ZM154 225H152V226L154 227ZM183 225H184V224H183ZM187 225H189V223H187ZM224 225H225V224H224ZM224 225H223V226H224ZM71 226H72V225H71ZM76 226H72V227L74 228V227H76ZM86 226H90V225L88 224V225H86ZM92 226H93V225H92ZM96 226H97V228L99 229V227H100L101 225H100V226H99V225H96ZM98 226H99V227H98ZM191 226H193V227H191ZM225 226H226V225H225ZM227 226H228V225H227ZM230 226H231V224H230ZM59 227H60V226H59ZM59 227H58V228H59ZM65 227H66V226H65ZM68 227H67V228H68ZM72 227H71V228H72ZM107 227H109V226H107ZM156 227L158 228V226H156ZM219 227H222V225H221V226L219 225ZM232 227H233V226H232ZM236 227L238 228V225H237ZM236 227H235V228H236ZM55 228L57 229V227H55ZM63 228H64V227H63ZM63 228H62V229H63ZM69 228H70V227H69ZM69 228H68V229H69ZM71 228H70V229H71ZM77 228H79V227L77 226ZM80 228H81V226H80ZM97 228H95V229H97ZM102 228H103V227H102ZM104 228H106V226H105ZM104 228H103V230H104ZM224 228H225V227H224ZM229 228H230V227H229ZM82 229H84V227H83ZM85 229H86V228H85ZM98 229H97V230H98ZM100 229H101V228H100ZM108 229H109V228H108ZM144 229L147 230V231H144ZM206 229H208L209 232L205 233V232H206ZM222 229H223V228H221V231H223ZM225 229H226V228H225ZM44 230H45V229H44ZM44 230H43V231L41 230L40 233H43ZM58 230L60 231V229H58ZM71 230H72V229H71ZM71 230H70V231H71ZM78 230H79V229H78ZM105 230H106V229H105ZM116 230H117V229H116ZM186 230H185V231H186ZM204 230H205V231H204ZM232 230H235V229L232 228ZM236 230H237V229H236ZM29 231H30V229H29ZM31 231H32V230H31ZM63 231L65 232V231H67V230H65V228H64ZM93 231H94V230H93ZM185 231H184V232H185ZM221 231H220V232H221ZM230 231H231V230H230ZM230 231H229V233H230ZM23 232H25V231L23 230ZM32 232H33V231H32ZM32 232H31V234H32ZM67 232H68V231H67ZM73 232H74V230H73ZM78 232H79V231H78ZM99 232H100V231H99ZM108 232H109V231H108ZM110 232H111V231H110ZM189 232L184 233V234H188ZM200 232H201V233H200ZM44 233H45V232H44ZM54 233H55V232H54ZM54 233H53V234H54ZM59 233H60V232H59ZM91 233H92V232H91ZM102 233H103L104 235H103ZM105 233H107V234H105ZM215 233H216V232H215ZM225 233H226V232H225ZM227 233H228V232H227ZM229 233H228V234H229ZM232 233H233V232H232ZM16 234L18 235V233H16ZM19 234H20V233H19ZM21 234H22V233H21ZM23 234H24V233H23ZM27 234H28V233H27ZM33 234H34V233H33ZM33 234H32V236H34ZM36 234H37V233H36ZM53 234H52V236H53ZM55 234H56V233H55ZM55 234H54V235H55ZM62 234H63V233H62ZM68 234H69V232H68ZM76 234H77V238H78L79 235H78V233H76V231H75V236H76ZM93 234L95 235V233H93ZM101 234H102V235H101ZM140 234H141V233H140ZM190 234H191V233H190ZM190 234H188V235H190ZM193 234H194V232H193ZM193 234H191V236H192ZM197 234H198V233H196L195 235L198 236ZM202 234H203V233H202ZM212 234L214 235V232L211 233V235H212ZM222 234H224V232H223ZM228 234H226V235H228ZM13 235H14V234H13ZM13 235H12V236H13ZM50 235H51V234H50ZM59 235H61V234H59ZM73 235H74V234H73ZM159 235H160V236H159ZM180 235H181V234H180ZM182 235H183V233H182ZM213 235H212V236H213ZM215 235H216V234H215ZM215 235H214V236H215ZM220 235H221V234H220ZM220 235H218V236H220ZM8 236H9V235H8ZM12 236H11V239H12ZM20 236H21V235H20ZM23 236H24V235H23ZM26 236H27V235H26ZM32 236H31V237H32ZM38 236H39V235H38ZM67 236H68V235H67ZM96 236H97V234H96L94 237H96ZM138 236H140V235H138ZM143 236H144V235H141V236H140V237H141V240H144L145 237H143ZM146 236H148V235H146ZM193 236H194V235H193ZM201 236H202V235H201ZM206 236H204V237H206ZM209 236H210V234H209ZM218 236H217V238H218ZM2 237H4V235H3ZM2 237H0V239H1ZM24 237H25V236H24ZM27 237H28V236H27ZM35 237H36V235H35ZM50 237H51V236H50ZM68 237H69V236H68ZM71 237H72V236H71ZM71 237H70L69 239H71ZM126 237H127V236H126ZM140 237H139V238H140ZM207 237H208V236H207ZM22 238H23V237H22ZM22 238H21V239H22ZM29 238H30V237H29ZM61 238H62V236H58V235H56V237H54L52 240L46 241V242H44V243L36 244V245H29V244H31V242H30V243L28 242L29 244L26 243L27 245H26V244H25V245H22V246L20 245V247H18V246H19V243H16V244H18V246L15 247V248H17V249L14 250V251L11 250V251H13V252L9 253L7 256H6V255H5L4 257L2 256V259H9V258H10V261H11V259L14 258V261H11V262H10V264H11V263L14 264V262L19 261V259H20V260L23 259V258H22V255H23V257H25V255H27L28 251H30L31 248H39V247H41V246H43V245H47V244L51 245V244H54L55 242H58ZM80 238L82 239V237H80ZM89 238H91V237H89ZM104 238H105V237H104ZM122 238H123V237H122ZM202 238H203V236H202ZM4 239H5V238H4ZM4 239H3V240H4ZM26 239H27V238H26ZM33 239H34V238H33ZM33 239H32V240H33ZM40 239H41V238H40ZM40 239H39V240H40ZM62 239H63V238H62ZM73 239H74V237H73ZM73 239H72V240H73ZM84 239H85V238H84ZM119 239H120V238H119ZM123 239H124V238H123ZM153 239H154V237H153ZM153 239L150 238V241L153 240ZM176 239H175V240H176ZM214 239H215V237H214ZM1 240H2V239H1ZM6 240H7V239H6ZM6 240H5V241H6ZM9 240H10V239H9ZM15 240H16V238H15ZM15 240H14V241H15ZM24 240H25V239H24ZM43 240H44V236H43ZM46 240H47V238H46ZM75 240H76V239H75ZM87 240H88V238H87ZM90 240H91V239H90ZM120 240H121V239H120ZM120 240H119V241H120ZM124 240H125V239H124ZM130 240H131V238H130ZM132 240H133V239H132ZM147 240H148V239H147ZM172 240H173V239H172ZM178 240H179V239H178ZM183 240H184V238H183ZM12 241H13V240H12ZM14 241H13L12 243H14ZM18 241H19V238H18ZM22 241H23V240H22ZM26 241H29V240L27 239ZM35 241H36V239H35ZM69 241H71V240H68V239H67V242H69ZM78 241H79V239H78ZM78 241H77V243H78ZM110 241H111V240H110ZM114 241L117 242L118 240H117V241L114 240ZM137 241H138V240H137ZM137 241H135V243H134V247L136 246L135 244L138 243ZM150 241L148 242L149 245H150ZM185 241H186V240H185ZM212 241H213V238H212ZM20 242H21V241H20ZM23 242H24V241H23ZM65 242H66V241H65ZM65 242H63V244H61V243H62V242H61L60 244L63 246V245L65 244ZM67 242H66V243H67ZM75 242H76V241H75ZM84 242H85V240H84ZM115 242L112 243V245H113V244H116ZM144 242H145V241H144ZM158 242H159V241H158ZM158 242H157V243H158ZM166 242H167L166 244L169 245V242H172V241H168V240H167ZM173 242H175V241H173ZM178 242H179V241H178ZM186 242H187V241H186ZM215 242H216V241H215ZM6 243L9 244V241L6 242ZM12 243L10 242V248H13V246L15 245V244H14L13 246H11ZM32 243H33V242H32ZM34 243H35V242H34ZM34 243H33V244H34ZM79 243H81V241H80ZM110 243H111V242H110ZM110 243H109V244H110ZM118 243H119V242H118ZM139 243H140V242H139ZM151 243L154 244L155 242L152 241ZM175 243H176V242H175ZM175 243H174V244H175ZM180 243H181V242H180ZM189 243H190V242H189ZM189 243H188V245H190ZM210 243H211V242H210ZM2 244H3V243H2ZM2 244L0 245L1 247H2ZM8 244H7V245H8ZM23 244H24V243H23ZM72 244H73V243H72ZM120 244H125V243H121V242H120L118 245H120ZM127 244H128V243H127ZM130 244H131V243H130ZM140 244H141V243H140ZM142 244H143V243H142ZM142 244H141V245H142ZM164 244H165V243H164ZM171 244H172V243H171ZM183 244H184V243H183ZM5 245H6V244H4L3 247H5ZM56 245H57V244H56ZM61 245H60V247H62ZM66 245H70V246H71V243L66 244ZM143 245H145V247L147 246L146 244H143ZM149 245H148V246H149ZM158 245H160V243H159ZM177 245H178V244H177ZM188 245H186L187 248H188ZM203 245H204V244H203ZM15 246H16V245H15ZM54 246H55V245H54ZM58 246H59V245H58ZM72 246H74V244H73ZM123 246H124V245H123ZM137 246H138V245H137ZM137 246H136V248H137ZM154 246H157V244L154 245ZM154 246H153V247H154ZM166 246H167V245H166ZM174 246H175V245H174ZM183 246H184V245H183ZM186 246H184V247H186ZM60 247H59V248H60ZM76 247H77V246H75L74 248H76ZM78 247H79V246H78ZM124 247H125V246H124ZM131 247H132V246H131ZM134 247H133V248H134ZM151 247H152V246H151ZM158 247H159V246H158ZM7 248H8V247H7ZM55 248H56V247H55ZM55 248H54V249H55ZM57 248H58V247H57ZM59 248H58V249H59ZM63 248H64V247H63ZM119 248L121 249V245H120ZM129 248H130V246H129ZM136 248H135V250H136ZM138 248H139V247H138ZM178 248H180V247H178ZM178 248H177V249H178ZM191 248H192V246H191ZM120 249H119V250H120ZM139 249H140V248H139ZM146 249H147V248H146ZM153 249H154V248H153ZM158 249H159V248H158ZM181 249H182V246H181V248H180L179 250L181 251ZM183 249H184V248H183ZM183 249H182V250H183ZM203 249H204V248H203ZM6 250H9V248L6 249ZM117 250H118V249H117ZM121 250H122V249H121ZM123 250H124V249H123ZM129 250H130V249H129ZM142 250H143V249H142ZM159 250H160V249H159ZM164 250H165V249H164ZM207 250H208V248H207ZM54 251H55V250H54ZM126 251H127V250H126ZM132 251H133V250H132ZM143 251H144V250H143ZM155 251H156V250H155ZM166 251H168V250L166 249ZM184 251H185V249H184ZM200 251H201V250H200ZM202 251H203V250H202ZM202 251H201V252H202ZM117 252H118V251H117ZM121 252H122V251H121ZM128 252H129V251H128ZM128 252H127V254L130 255L131 253H128ZM134 252H135V251H134ZM139 252H140V251H139ZM148 252H149V251H148ZM153 252H154V250H153ZM157 252H158V251H157ZM178 252H179V251H178ZM197 252H198V251H197ZM2 253H4V252H2ZM2 253H1V254H2ZM7 253H8V251H7ZM31 253H32V252H31ZM52 253L55 254L53 251H52ZM56 253L58 254L57 251H56ZM137 253H138V252H137ZM141 253H142V251H141ZM141 253H140V254H141ZM151 253H152V252H151ZM164 253H165V252H164ZM204 253H207V251H204ZM204 253H202V254H204ZM261 253H262V252H261ZM263 253H264V252H263ZM5 254H6V253H5ZM50 254H51V253H50ZM53 254H51V255H53ZM57 254H56V255H57ZM99 254H100V253H99ZM99 254H96V255H99ZM119 254H120V253H119ZM121 254H122V253H121ZM138 254H139V253H138ZM138 254H136V255H138ZM140 254H139V255H140ZM144 254H145V252H144ZM144 254H143V255H144ZM154 254H156V253L154 252ZM154 254H153V255H154ZM158 254H159V252H158ZM158 254H157V256H158ZM161 254H163V253H161ZM183 254H185V253L183 252ZM183 254H182V255H183ZM259 254H260V253H259ZM47 255H48V254H47ZM59 255H61V254H59ZM96 255H95V257H97ZM125 255H126V254H125ZM125 255H123V256H125ZM133 255H134V254H133V252H132V258H131V259H133ZM136 255H135V257H136ZM149 255H150V254H149ZM149 255L147 254V256H149ZM163 255L165 256V254H163ZM205 255H206V254H205ZM261 255H262V254H261ZM20 256H21V257H20ZM32 256H33V254H32ZM76 256H77V255H76ZM100 256H101V255H100ZM116 256H117V254H116ZM118 256H119V255H118ZM120 256H121V255H120ZM126 256H127V255H126ZM126 256H125V257H126ZM130 256H131V255H130ZM179 256H180V252H179ZM244 256H245V255H243V256L241 255V258L244 257ZM253 256H255V255H253ZM6 257H9V258H6ZM30 257H31V256H30ZM47 257H48V256H47ZM92 257H93V256H92ZM121 257H122V256H121ZM180 257H182V256H180ZM180 257H179V258H180ZM184 257H185V256H184ZM205 257H206V256H205ZM205 257H204V258H205ZM238 257H239V256H238ZM245 257H246V256H245ZM245 257H244V260L247 259V258L245 259ZM259 257H260V256H259ZM259 257H258V258H259ZM263 257H264V254H263ZM49 258H50V257H49ZM115 258L117 259L118 257H115ZM119 258H120V257H119ZM141 258H142V257L140 256V259H141ZM144 258H145V257H144ZM144 258H142V259H144ZM153 258H154V257H153ZM158 258L160 259V258H162V256H158ZM165 258H166V257H165ZM177 258H178V257H177ZM177 258H175V259L177 260ZM179 258H178V259H179ZM202 258H203V256H202ZM202 258L200 259V257H199L200 260H203ZM235 258H236V257H235ZM249 258H251V257H249ZM249 258H248V259H249ZM2 259H1V260H2ZM25 259H26V258H25ZM25 259H24V261L27 260V259H26V260H25ZM44 259H45V258H44ZM50 259H51V258H50ZM94 259H96V258H94ZM97 259H98V258H97ZM100 259H103V258H99V260H100ZM111 259H112V257H111ZM116 259H115V261H116ZM126 259H127V258H126ZM128 259H129V258H128ZM136 259H137V258H136ZM136 259H135V260H136ZM140 259H139V260H140ZM146 259L148 260V258H146ZM181 259H182V258H181ZM253 259H254V258H253ZM261 259H262V258H261ZM261 259H260V260H261ZM1 260H0V262H1ZM12 260H13V259H12ZM91 260H92V259H91ZM104 260H107V258H104ZM121 260H123V259H121ZM121 260L118 259V263L121 262ZM137 260H138V259H137ZM147 260H145V261H147ZM149 260H150V259H149ZM179 260H180V259H179ZM179 260H177V261H179ZM185 260L188 261L187 259H185ZM234 260H235V259H234ZM239 260H240V259H239ZM239 260H238V261H239ZM249 260H252V259H249ZM3 261H4V260H3ZM35 261H36V260H35ZM94 261H95V260H94ZM108 261H109V260H108ZM108 261H107V262H108ZM113 261H114V260H113ZM113 261H112V262H113ZM123 261H125V260H123ZM129 261H133V260H129ZM140 261H141V260H140ZM142 261H143V260H142ZM145 261H144V262H145ZM162 261H163V260H162ZM164 261H165V259H164ZM167 261H168L167 263L161 262V263H159V264H173V263H174V262H173V263H171V262L169 263V260H167ZM172 261H174V260H172ZM177 261H176V262H177ZM183 261H184V259H183ZM183 261L181 260L180 263H178V264H182ZM235 261H236V260H235ZM240 261H241V260H240ZM240 261H239V262H240ZM256 261H257V259H256ZM89 262H90V261H89ZM92 262H93V261H92ZM96 262H97V261H96ZM101 262H102V261H101ZM110 262H111V261H109V264H110ZM134 262H135V261H134ZM144 262H143V264H145ZM149 262H150V261H149ZM149 262H148V264H149ZM154 262H155V261H154ZM158 262H159V261H158ZM158 262H157L156 264H158ZM176 262H175V263H176ZM190 262H191V261H190ZM222 262H223V261H221V263H222ZM224 262H225V261H224ZM228 262H229V261H228ZM236 262H237V261H236ZM248 262H249V261H248ZM250 262H251V261H250ZM252 262H253V261H252ZM259 262H260V261H259ZM18 263L20 264L21 261H19ZM25 263H26V262H25ZM44 263H45V262H44ZM102 263H105V262H102ZM115 263L118 264L117 261H116ZM115 263H114V264H115ZM122 263H123V262H122ZM124 263H125V262H124ZM128 263H131V262H128ZM175 263H174V264H175ZM185 263H186V262H185ZM212 263H213V262H212ZM225 263H227V262H225ZM244 263H245V262H244ZM244 263H243V264H244ZM1 264H2V263H1ZM6 264H7V263H6ZM8 264H9V263H8ZM16 264H17V263H16ZM40 264H41V263H40ZM92 264H94V263H92ZM96 264H101V263L98 262V263H96ZM111 264H112V263H111ZM136 264H137V263H136ZM141 264H142V263H141ZM150 264H152V263H150ZM154 264H155V263H154ZM187 264H188V263H187ZM201 264H202V263H201ZM215 264H217V263H215ZM218 264H219V263H218ZM222 264H224V263H222ZM227 264H229V263H227ZM231 264H232V263H231ZM236 264H237V263H236ZM238 264H240V263H238ZM246 264H247V263H246ZM251 264H252V263H251Z\"/></svg>",
  "mask_w": 264,
  "mask_h": 264
}]
</instances>
